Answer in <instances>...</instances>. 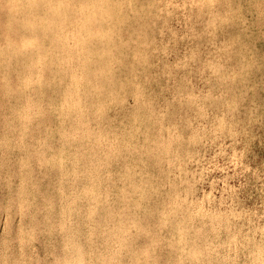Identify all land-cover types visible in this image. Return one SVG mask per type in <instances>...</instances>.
<instances>
[{"label": "rangeland", "instance_id": "rangeland-1", "mask_svg": "<svg viewBox=\"0 0 264 264\" xmlns=\"http://www.w3.org/2000/svg\"><path fill=\"white\" fill-rule=\"evenodd\" d=\"M10 1V2H9ZM14 0H0V65L2 61V65H4V69L0 68V86L2 92H0V106H1V113H0V139H1V145L0 146V258L4 262V264H60V260L62 257L61 264H144L145 261L149 262L146 264H163L168 262V264H264V2L262 0H183L181 2L180 0H101V2L98 4L99 0L95 2V0H15V4L17 2V5L14 4ZM29 1V3H28ZM52 1V2H51ZM57 3H56V2ZM61 1V2H60ZM64 1V3H62ZM84 1V2H83ZM88 1V2H87ZM94 2L95 6H90L91 2ZM111 3V6H113V3L115 2V6L112 7L110 10L107 6L106 2ZM110 1V2H109ZM166 1V2H165ZM201 3L199 5V2ZM206 1V3H205ZM226 1V2H225ZM229 1V2H228ZM264 1V0H263ZM22 4L21 7L17 8V6H20L19 4ZM25 2V3H24ZM27 2V3H26ZM31 2V3H30ZM41 2V5L39 3ZM72 2V3H71ZM90 2V3H89ZM120 2V3H119ZM124 2V3H123ZM135 6H134V4ZM147 2V4H146ZM162 2V3H160ZM167 4H165V3ZM177 2V3H175ZM180 2V3H179ZM188 2V3H187ZM191 2V3H190ZM211 2L213 4H211ZM219 4H218V3ZM223 2V3H221ZM244 2V3H243ZM5 5H4V4ZM15 5H13V4ZM51 3V4H50ZM52 3H54L52 5ZM88 5V6H86ZM96 3L98 5H96ZM106 3V8L105 5ZM119 3V4H118ZM126 3V4H125ZM129 3V4H128ZM178 6H176L175 4ZM194 3V4H193ZM197 3L199 6H202L204 8V11L201 7H197ZM217 3V4H215ZM228 3V4H227ZM27 4V5H26ZM31 8H30V6ZM38 6H35L37 5ZM55 4L57 7H60V10L57 11V8L55 7ZM62 4V5H61ZM75 6H74V5ZM93 4V3H91ZM125 4V6L123 5ZM145 4V5H143ZM158 4V5H157ZM172 4V5H170ZM188 4V5H187ZM196 4V5H195ZM206 4V5H205ZM222 5V7L220 6ZM227 4V5H226ZM236 4V5H235ZM13 5V6H12ZM35 7H34V6ZM48 5V7H47ZM65 7H64V6ZM71 5V6H70ZM84 5V6H81ZM129 7L127 9V7ZM137 5V6H136ZM139 5V6H138ZM157 9H156V7ZM164 5V6H163ZM190 5V6H189ZM195 5V6H194ZM212 5V7L210 6ZM215 5V6H214ZM219 5V7H218ZM230 5V6H229ZM50 7H54L53 9H50ZM71 8H70V7ZM77 6V7H76ZM122 6V7H121ZM153 10L152 12L151 9ZM154 6V8H152ZM166 6V8H165ZM208 6V9H207ZM230 7V9H227V7ZM256 6V7H255ZM17 8V9H12ZM27 7V8H26ZM33 7V8H32ZM64 7V10L62 9ZM69 7V8H68ZM76 7V9H74ZM80 7V8H79ZM86 7V8H84ZM88 7V9H87ZM91 7V8H90ZM99 7V8H98ZM119 7V8H117ZM134 7V8H133ZM139 7V8H138ZM141 7V8H140ZM146 7V8H145ZM161 7V8H160ZM181 7V8H180ZM191 9H187L190 8ZM193 7V8H192ZM228 7V8H229ZM237 9H236V8ZM4 10H3V9ZM29 8V9H28ZM46 8V9H45ZM49 8V9H48ZM79 8V9H78ZM116 8V9H115ZM124 8V9H123ZM126 8V9H125ZM137 8V9H136ZM145 8V10H144ZM160 12H159V10ZM178 8V9H177ZM180 8V9H179ZM195 8V9H194ZM210 8V9H209ZM212 8V9H211ZM223 8V9H222ZM8 10V11H5ZM10 9V11H9ZM21 9V10H20ZM70 9H73L72 11ZM82 9V10H81ZM90 9V10H89ZM92 9V11H91ZM100 9H104L103 12ZM115 9V10H114ZM122 9V10H121ZM138 9L140 11H138ZM164 9V10H163ZM167 11H166V10ZM177 11H176V10ZM187 9V11H186ZM192 9L193 10L192 13ZM208 11H206V10ZM214 9V10H213ZM218 9V11H217ZM241 11H240V10ZM243 9V10H242ZM19 10V11H17ZM44 10V11H42ZM47 10V11H46ZM64 10V11H63ZM78 12H76V11ZM80 10V12H79ZM88 12L87 14L85 13ZM98 13H101L100 16L97 15ZM115 12H114V11ZM121 11V13L119 12ZM132 10V11H131ZM137 10L138 13H141L140 16L135 11ZM144 10V11H143ZM175 10V11H174ZM185 10V11H184ZM201 10V13H200ZM211 10V11H210ZM220 10V11H219ZM228 10V11H227ZM258 10V11H257ZM30 11V12H26ZM41 11V12H40ZM46 11V13H44ZM50 11V14H49ZM52 11V12H51ZM54 11V17L53 16ZM106 11V12H104ZM118 11V12H116ZM127 11V12H126ZM136 13H133V12ZM145 11L146 14H145ZM174 13H173V12ZM223 11V12H222ZM226 13H225V12ZM238 11V12H237ZM14 14H13V13ZM24 12V13H23ZM26 12V13H25ZM59 13V16H56L55 14ZM65 12V13H64ZM71 12V13H70ZM74 12V13H73ZM83 12V13H82ZM92 12V14H91ZM95 12V18L94 16ZM123 12V15H122ZM154 12V13H153ZM156 12V13H155ZM158 12L160 13L159 15ZM161 12H164V14L161 15ZM171 12V13H169ZM179 12H181L179 14ZM204 12V13H203ZM206 12L208 14H206ZM228 12V13H227ZM236 12V13H235ZM9 13V14H8ZM13 15H12V14ZM31 13V15L29 14ZM35 13V14H34ZM80 13V14H79ZM97 13V14H96ZM105 15H104V14ZM114 13L115 17L110 14ZM120 13V15H119ZM124 13L126 16H124ZM127 13V14H126ZM133 13V14H132ZM167 13V15L165 14ZM174 15H173V14ZM185 13V14H184ZM199 13V14H198ZM215 13V14H214ZM250 13V15L248 14ZM11 14V15H10ZM27 15V17L25 15ZM39 14L41 16H39ZM50 15V19L48 15ZM64 17H62L61 15ZM70 14V15H68ZM75 15V16H72ZM84 14V15H83ZM118 19H117V16ZM128 14L132 16L128 17ZM132 14V15H131ZM143 14V16H142ZM156 14V15H155ZM185 17H184V15ZM187 14V15H186ZM194 14V15H193ZM205 16H202L201 15ZM219 14V16H218ZM227 16H226V15ZM231 14V15H229ZM15 15V16H14ZM20 16L21 18L17 17ZM23 15V17L21 16ZM34 15V17L32 16ZM44 15V16H43ZM78 15V16H76ZM84 16L82 18V16ZM87 15V16H85ZM89 15V16H88ZM112 15V16H110ZM148 15V16H147ZM152 15L154 17H152ZM165 15V16H164ZM173 17H172V16ZM182 15V16H181ZM192 15V17H191ZM202 18H200L199 16ZM208 15V16H207ZM225 19L223 18V16ZM240 15V16H239ZM245 15V16H244ZM32 18H31V17ZM43 16V18H42ZM46 16V17H45ZM69 16V17H68ZM76 18V20H72ZM100 17V19L98 17ZM150 16V17H149ZM158 16V17H157ZM163 16V17H162ZM167 16V17H166ZM171 16V17H170ZM208 18H207V17ZM222 16V18H221ZM236 16V17H235ZM12 17V18H11ZM16 17V18H15ZM30 18V19H27ZM38 17V18H37ZM67 17V18H66ZM91 17V19L89 18ZM110 17V19H109ZM113 17V19L111 18ZM121 17V18H120ZM123 17V19H122ZM127 18L129 22L126 23L124 18ZM142 17V18H140ZM145 17V19H143ZM148 17V19H147ZM176 17V18H175ZM182 17V18H180ZM196 17V18H195ZM199 19H198V18ZM205 17V18H204ZM232 17V19H231ZM234 17V18H233ZM18 18V19H17ZM35 20H34V19ZM42 20H39V19ZM46 18V19H45ZM54 18L56 21H53ZM60 18V19H58ZM64 18V19H63ZM66 18V19H65ZM71 19V21L69 20ZM86 18V20H85ZM87 18H89V22L87 21ZM116 18V21H114ZM120 18V19H119ZM153 18V19H152ZM158 18V19H157ZM161 18H164L161 20ZM189 18V19H188ZM192 18V19H191ZM195 18V19H194ZM220 18L222 21L220 22ZM235 18H237L235 20ZM240 18V19H238ZM242 18V19H241ZM244 18V19H243ZM17 20L15 21V20ZM20 19V20H19ZM24 19V20H23ZM33 19V20H31ZM44 19V22H43ZM49 19L50 22L47 20ZM52 19V22H51ZM60 23L59 28L58 20ZM62 19V20H61ZM82 19V21H81ZM104 19V21H103ZM122 19V21H121ZM133 19V22H132ZM142 19V20H141ZM151 19V20H150ZM169 19L170 21H168ZM187 19V20H186ZM198 19V20H196ZM205 19V21H204ZM213 19V20H212ZM229 19V20H228ZM12 20V22L10 21ZM23 20L22 22H20ZM30 20V21H28ZM39 20V21H37ZM45 20L47 22H45ZM68 23L66 25L65 21ZM85 20V21H84ZM99 20V21H98ZM108 21V23L106 21ZM136 20V22L134 21ZM138 20V21H137ZM151 22H150V21ZM159 20V22H158ZM180 20V21H179ZM194 20V21H191ZM231 20V21H230ZM234 20V21H233ZM8 21V22H7ZM14 21V23H13ZM37 21V22H36ZM41 21V22H40ZM62 21H64L62 23ZM87 21V22H86ZM91 21V22H90ZM110 21L113 23H110ZM120 21V23H119ZM148 21V22H147ZM153 21V22H152ZM163 21V22H161ZM166 21V22H165ZM183 21V23H182ZM189 21V22H188ZM208 21V22H207ZM215 21V22H214ZM218 21V22H217ZM231 24H229L230 22ZM233 21V22H232ZM17 22V23H16ZM27 24H26V23ZM74 24H78L75 25ZM99 22V23H98ZM103 22V23H101ZM118 22V24L116 23ZM123 24H122V23ZM139 22V23H138ZM144 22L146 25H144ZM158 22V23H157ZM169 22V23H168ZM185 22V25H183ZM191 22H194L191 24ZM197 22L199 23L197 24ZM203 22V23H201ZM207 22V23H206ZM236 22V23H235ZM13 23V24H11ZM16 23V24H15ZM22 23V25H21ZM25 23V24H24ZM36 23L37 26H36ZM44 23V24H43ZM48 23V25L46 24ZM52 23V25L50 24ZM83 23V24H82ZM87 23V24H85ZM97 23V24H95ZM108 27H107V24ZM134 23V24H132ZM139 28L137 27V25ZM151 23V25H150ZM208 24V26L206 24ZM214 23V24H212ZM222 23V24H221ZM19 24V25H17ZM30 24V26H29ZM41 25L38 26V25ZM45 24L47 26H45ZM56 24V25H55ZM63 24V26H61ZM82 24V25H81ZM90 26H89V25ZM102 24L100 27V25ZM106 24V25H105ZM116 24V26L114 25ZM125 24V25H124ZM129 26V30L127 28V25ZM142 28H141V26ZM149 24V25H147ZM156 24H158L156 26ZM163 24V26H161ZM166 24V25H165ZM180 24V25H179ZM231 26H229V25ZM238 25L236 27V25ZM21 25V26H20ZM28 25V33L27 28ZM53 25H55L53 27ZM87 25V28L86 26ZM105 25V26H104ZM113 28H112V26ZM124 29H123V27ZM153 25V26H152ZM174 25H177L174 27ZM210 25V26H209ZM233 25V26H232ZM242 25V26H241ZM14 26V27H13ZM19 26V27H18ZM24 26V27H22ZM44 26V27H43ZM51 26L53 28H51ZM58 26V27H57ZM78 26V27H77ZM85 28V30L83 28ZM89 26V27H88ZM95 26V27H93ZM99 26V31L98 27ZM115 26V27H114ZM126 26V29H125ZM136 26V28L134 27ZM146 26V28L144 27ZM181 26V27H180ZM189 26V27H188ZM211 26H213L211 28ZM229 26V27H227ZM22 27V29H21ZM39 27L40 29L38 30ZM50 27V29H49ZM64 27V28H63ZM69 30H67L66 28ZM80 27V30H79ZM111 27V28H110ZM117 27V29H115ZM118 27L120 31H118ZM123 31H121V28ZM132 27V28H130ZM134 27V28H133ZM152 27V28H151ZM164 29H163V28ZM168 27V29L166 28ZM172 27V28H171ZM174 27V28H173ZM197 29H196V28ZM201 27V29H200ZM209 27V28H208ZM215 27V28H214ZM226 27V28H225ZM31 28V29H30ZM35 28V29H34ZM46 28V29H44ZM57 30H54V29ZM76 28V29H75ZM94 28V29H93ZM102 28V29H101ZM104 28L106 32H102V36H104L105 40L108 41L107 46L106 41L102 39L101 37L100 29L101 31H104ZM157 28V29H156ZM163 30L161 36L160 29ZM187 28V29H186ZM192 28V30H191ZM195 28V29H194ZM220 28V31L219 29ZM19 29V30H18ZM21 29V31H20ZM34 29V30H33ZM63 29V30H62ZM82 29V30H81ZM88 29V31H87ZM97 29V33H96ZM114 29V30H113ZM132 29V30H130ZM136 29V30H135ZM142 29V33L140 31ZM149 29V30H148ZM167 29V30H166ZM189 29V31H188ZM213 29V30H212ZM11 30V32H10ZM41 30V31H40ZM47 30V31H46ZM53 30V31H52ZM66 30V31H65ZM71 30V31H70ZM95 30L94 34L92 31ZM112 30V31H110ZM135 30V31H134ZM156 30V31H155ZM158 30V31H157ZM170 30V31H168ZM198 30V32L196 31ZM203 30V31H202ZM226 30V32H225ZM16 31V33H15ZM25 31V32H24ZM34 33H32V32ZM39 31V32H38ZM48 31L50 33H48ZM54 31H57V35L54 33ZM76 33H75V32ZM84 31H87L86 34ZM110 31V32H109ZM117 31V32H116ZM126 31V32H124ZM134 31V33H133ZM146 36H144L143 34ZM152 31V32H151ZM165 31V32H164ZM192 31V32H191ZM201 33L199 34V32ZM213 31V32H212ZM223 31V33H222ZM20 32L19 35H16ZM22 32V33H21ZM44 32V33H43ZM53 32V35H52ZM64 32V33H62ZM67 32V33H66ZM79 32V34H78ZM114 33L115 42H113L112 36H114L111 33ZM128 32V33H127ZM137 32V33H136ZM151 32V34L149 33ZM157 33L156 34H154ZM205 32V33H204ZM211 32V34H210ZM25 34H27V37L33 39L31 46L26 47L24 46L25 41L28 40L27 37H25ZM29 33H32L29 34ZM40 34V36L38 34ZM42 33V34H41ZM70 33V34H69ZM84 33V34H83ZM88 33V34H87ZM122 33V35H121ZM130 33V34H129ZM133 33V34H132ZM140 33V34H139ZM153 33V34H152ZM168 33V34H167ZM197 33V35H196ZM213 33V34H212ZM214 33L215 36H214ZM12 34V35H11ZM28 34L30 36H28ZM49 34V35H48ZM62 34V35H61ZM77 34V35H76ZM117 34V35H116ZM135 34L139 35V37ZM167 34V36L165 35ZM185 34V35H184ZM195 36H194V35ZM206 34V35H205ZM219 34V35H217ZM13 35L16 37H13ZM39 37H38V36ZM44 35V36H42ZM63 37H61V36ZM65 35V37H64ZM69 35V36H68ZM82 35V36H81ZM85 35V36H84ZM95 35V36H94ZM99 35V36H96ZM110 39H109V37ZM111 35V36H110ZM133 35V36H132ZM153 35V36H152ZM155 35V36H154ZM169 35V36H168ZM187 35V36H186ZM193 35V36H192ZM212 35L214 36L212 38ZM222 35V36H221ZM238 35V36H237ZM35 36V37H33ZM42 36V37H41ZM47 36V37H45ZM48 36L49 39H48ZM71 36V37H70ZM76 37L74 39V37ZM91 36V38H90ZM123 36V38H122ZM129 40L132 39V40ZM144 36V37H143ZM149 36V37H147ZM152 36V37H151ZM166 36V37H165ZM172 36V37H171ZM186 38H185V37ZM221 36V37H220ZM7 37V38H6ZM13 37V38H12ZM25 38L24 44L22 43V39ZM41 37V38H40ZM55 37H60L59 41L57 39L55 40ZM83 40H79L78 38ZM108 37V38H107ZM120 37V38H119ZM146 37V38H145ZM164 37V38H163ZM181 37L179 40L178 38ZM191 39H189V38ZM204 37V39L202 38ZM218 37V39H216ZM235 37V38H234ZM247 37V38H246ZM22 38V39H20ZM27 38V39H26ZM36 40V43L34 42ZM62 38V40H61ZM70 38V39H69ZM89 41H87V39ZM91 40H90V39ZM98 38V39H97ZM101 38V39H100ZM121 38L123 39L121 41ZM127 38V39H126ZM150 38V39H148ZM157 38V39H156ZM216 41H215V39ZM221 38V39H220ZM223 38V39H222ZM11 39V40H10ZM15 39V40H14ZM29 39V40H31ZM65 39V40H63ZM74 39V40H73ZM162 39H167L163 40ZM229 39V41H228ZM237 39V40H236ZM7 43H5L6 41ZM14 40V41H13ZM19 42L17 43L16 42ZM53 40V43H51ZM70 40V41H69ZM118 40V42H117ZM134 40V41H133ZM144 40V41H143ZM148 40V42H146ZM157 40V41H156ZM161 42H160V41ZM183 40V41H182ZM193 40V41H192ZM208 42H207V41ZM214 40V41H213ZM220 40V41H218ZM222 40V41H221ZM225 40L227 42H225ZM233 40V41H231ZM11 41L12 44L9 42ZM50 41V42H49ZM56 41V43L54 42ZM62 41H64L62 43ZM72 41V42H71ZM74 41V42H73ZM84 41V44L82 42ZM89 42V43H85ZM96 41V42H95ZM100 41V42H98ZM111 41V42H110ZM120 41V42H119ZM125 41V42H124ZM129 41V43H128ZM133 41V42H132ZM138 41L140 43H138ZM142 41V42H141ZM152 41V43L150 42ZM156 41V42H155ZM178 41V42H177ZM191 41V42H190ZM203 41V42H202ZM206 41V42H205ZM224 41V42H223ZM16 42V44H14ZM62 44H60V43ZM80 42V44L78 43ZM100 44H98V43ZM124 42V44H123ZM128 44H127V43ZM135 42V43H134ZM176 42V43H174ZM183 42V43H182ZM188 42V43H187ZM213 42V44H212ZM218 42V43H217ZM2 43V44H1ZM52 45H51V44ZM60 46H58V44ZM66 43V44H64ZM69 43L70 45H68ZM97 43V44H96ZM114 43V45L112 44ZM123 46H116L115 44ZM135 45V46H130ZM142 43V44H141ZM146 43V44H145ZM148 43V44H147ZM151 43V44H149ZM156 46H155V44ZM169 43V44H168ZM171 43V44H170ZM190 43V44H189ZM203 45H202V44ZM209 43V45H208ZM217 43V45L215 44ZM220 43V44H219ZM225 43V44H223ZM5 44V45H4ZM73 44V45H71ZM77 44V45H76ZM86 44V45H85ZM111 45V48H109ZM127 44V45H126ZM139 44V45H138ZM145 44V45H143ZM164 46H163V45ZM174 44V45H173ZM188 44V46H187ZM195 44V45H194ZM198 44V45H196ZM205 44V45H204ZM212 44V45H211ZM219 44V45H218ZM22 45V48L20 47ZM39 45V46H38ZM47 45V46H45ZM68 45V46H67ZM76 45V46H74ZM92 45L91 47H89ZM94 45V46H93ZM103 45V46H102ZM129 45V46H128ZM141 45V46H140ZM148 45V47H147ZM180 45V46H179ZM184 45V46H183ZM201 45V46H200ZM207 45V46H206ZM224 45V46H222ZM229 48H228V46ZM248 47H247V46ZM17 46V47H16ZM36 46V47H35ZM50 46V47H49ZM55 46V47H53ZM74 46V47H73ZM81 46V47H80ZM83 46V47H82ZM86 46V47H84ZM98 46V47H97ZM100 46V47H99ZM106 46V47H105ZM114 46V47H113ZM126 46V47H125ZM160 46V47H159ZM166 46V47H165ZM194 46V47H193ZM20 47V48H19ZM24 47V49H23ZM35 47V48H34ZM49 49H48V48ZM53 47V48H52ZM57 47V48H56ZM67 47V48H66ZM69 47V49H68ZM76 47V48H75ZM93 47L95 50H93ZM103 50H102V48ZM108 47V48H107ZM119 47V48H118ZM122 47V48H121ZM129 47V48H128ZM136 47V49L134 48ZM143 47V48H142ZM174 47V48H173ZM178 50H177V48ZM183 47V48H182ZM198 49H197V48ZM200 47V49H199ZM206 47V48H205ZM212 47V48H210ZM219 47V48H217ZM222 47V48H221ZM223 47H225V50L223 51ZM232 47V48H231ZM7 48V49H6ZM21 52H16L17 49ZM29 48V49H28ZM32 48V49H31ZM47 50H46V49ZM52 48V52L50 49ZM79 48H81L79 51ZM100 49L99 50H97ZM117 49V50H114ZM125 48V49H124ZM129 51H128V49ZM130 48L132 50L130 51ZM150 48V49H149ZM160 48V49H159ZM172 48V49H171ZM176 48V49H175ZM204 48V49H203ZM209 48V49H208ZM27 49V50H26ZM43 49V51H41ZM55 49V50H54ZM68 49L69 51H67ZM73 49V50H72ZM77 49V51L75 50ZM110 49V50H107ZM144 49V50H143ZM150 51H149V50ZM152 49V52H151ZM162 49V50H161ZM174 49V50H173ZM180 49V50H179ZM188 49V50H187ZM196 49V50H195ZM212 49V50H210ZM217 50V53L215 50ZM220 49V50H219ZM222 49V50H221ZM21 50V51H20ZM25 50V51H24ZM36 51L35 54H32L33 51ZM44 50L46 52H44ZM51 52H49V51ZM57 50V51H56ZM84 50V51H83ZM97 50V51H96ZM108 52H107V51ZM125 50V51H124ZM137 50V51H136ZM147 50V51H146ZM167 50V51H166ZM176 50V53H175ZM184 50V51H183ZM194 50V51H193ZM203 50V51H202ZM209 50V51H208ZM229 50L231 53H229ZM6 54H5V52ZM8 51V52H7ZM15 51V52H14ZM27 51V52H26ZM49 53H48V52ZM56 53V55L53 53ZM64 51V52H63ZM75 51V52H74ZM88 51H92L89 53ZM96 51V52H95ZM103 51V52H101ZM115 51V53H114ZM119 51V52H118ZM122 51V52H121ZM135 53H134V52ZM155 51V52H153ZM178 51V52H177ZM188 51V52H186ZM212 51V52H211ZM220 51V52H219ZM2 52V54H1ZM26 52V54H25ZM41 52H43L41 54ZM60 52H62L60 54ZM68 52V53H67ZM80 52V53H79ZM95 52V53H94ZM99 55H98V53ZM106 52L108 53L106 56ZM111 54H110V53ZM113 52V54H112ZM138 52V53H136ZM139 52H141L139 54ZM163 52V53H161ZM174 52V54H173ZM204 52V53H202ZM210 53V56L208 54ZM219 52V53H218ZM222 52V53H221ZM227 52V53H226ZM18 53V54H17ZM29 53V54H28ZM31 53V55H30ZM40 55H39V54ZM66 55H65V54ZM72 55H71V54ZM79 55L77 56V54ZM102 56V57H98ZM123 54V57L121 55ZM166 53V54H164ZM196 53V54H195ZM198 53V54H197ZM205 57L203 58V56ZM212 53V55H211ZM216 53V54H215ZM229 53V54H228ZM237 53V54H236ZM15 54V55H14ZM21 54V55H20ZM28 54V56H26ZM46 54V55H45ZM84 54V55H83ZM92 54V55H91ZM104 56H103V55ZM109 54L111 56H109ZM120 54V55H119ZM141 56H139V55ZM151 54V55H150ZM153 54V55H152ZM164 54V56H163ZM184 54V55H183ZM189 54V55H188ZM191 54V55H190ZM196 56H195V55ZM200 54V55H199ZM215 54V55H214ZM222 54V56H221ZM228 54L227 56H225ZM232 54V55H231ZM239 54V55H238ZM242 54V55H241ZM2 55V56H1ZM7 55V56H6ZM20 55V59L19 56ZM34 55V56H33ZM64 55V56H63ZM68 55V58H67ZM94 55V56H93ZM157 55V56H156ZM166 55V56H165ZM170 55V56H169ZM176 55V57H175ZM178 55V56H177ZM187 55V56H186ZM218 55V56H216ZM6 56V57H3ZM26 56V57H25ZM31 56V57H30ZM33 56V58H32ZM35 56H37L35 58ZM40 56L41 59H40ZM61 56V57H60ZM82 56V57H81ZM87 58H86V57ZM115 56V57H114ZM117 56V57H116ZM119 56V57H118ZM131 56V57H130ZM139 56V57H138ZM146 56V60L144 57ZM156 56V57H155ZM185 56V58H184ZM213 56V57H212ZM221 56V57H219ZM238 56V58H237ZM2 57V58H1ZM27 57H30L29 59ZM71 57V58H69ZM84 57L86 60H84ZM113 59H112V58ZM153 57V59H151ZM167 57V58H166ZM177 60H175V58ZM180 57V58H179ZM193 57V58H192ZM215 57V59H214ZM224 57V58H223ZM4 58V59H3ZM16 58V59H14ZM25 58V61H24ZM27 58V59H26ZM32 58V59H31ZM67 59L66 61L64 59ZM73 58V59H72ZM77 62H76V60ZM83 58V59H82ZM94 58V59H93ZM103 60H102V59ZM144 60H143V59ZM156 58L158 60H156ZM166 60H165V59ZM173 58V59H172ZM188 58V59H186ZM192 58V59H191ZM211 58V59H210ZM217 58V59H216ZM221 58V59H219ZM243 58V60H242ZM246 58V59H245ZM2 59V60H1ZM8 61H7V60ZM35 59H37L35 61ZM43 59V61H42ZM45 59V60H44ZM59 59V60H58ZM71 60L68 61V60ZM85 61L84 63L81 62ZM92 59V60H91ZM98 59V61H97ZM109 61H108V60ZM118 59V60H116ZM148 59V61H147ZM168 59V60H167ZM184 61H183V60ZM206 59V60H205ZM207 59H210L208 61ZM213 59V60H212ZM226 59V60H225ZM235 59V60H234ZM4 60V61H3ZM21 60V63L19 62ZM27 60V61H26ZM35 61V62H32ZM58 60V61H57ZM74 60V61H73ZM80 60V61H79ZM88 60V62H87ZM120 60V62H119ZM135 60V61H134ZM139 60V61H138ZM143 60V61H142ZM152 60V61H151ZM189 60V61H187ZM203 63H201L200 62ZM7 61V62H6ZM13 61V62H12ZM15 61V62H14ZM30 61V62H29ZM70 63V65L65 62ZM94 61V64H93ZM105 61V62H104ZM118 61V62H116ZM127 61V62H126ZM147 61V63H146ZM177 61V62H176ZM198 61V62H197ZM207 61V62H206ZM232 61V63H231ZM237 61V62H236ZM25 62V63H24ZM40 65H39V63ZM48 62V64H47ZM55 62V64H54ZM140 62V64H139ZM186 62V63H185ZM190 62V63H189ZM197 62V63H196ZM212 62V63H211ZM214 62V63H213ZM216 62V64H215ZM219 64H218V63ZM227 62V63H226ZM236 62V63H234ZM246 62V63H245ZM4 63V64H3ZM10 63V65H9ZM20 63V64H19ZM58 63V64H57ZM98 63V65H97ZM121 63V65H120ZM124 63V64H123ZM132 63V64H131ZM194 63V64H193ZM209 63V64H208ZM20 68L18 67V65ZM24 64V65H23ZM37 64V65H36ZM75 64V65H73ZM80 64V65H79ZM84 64V65H83ZM87 64V65H86ZM129 64V65H128ZM131 64V65H130ZM164 64V65H163ZM178 64V66H177ZM196 64H198L196 66ZM205 64V65H204ZM216 66H215V65ZM226 64V65H223ZM234 64V66H233ZM22 65L24 66V69L22 70ZM48 65V66H47ZM68 65V67H67ZM82 65V66H81ZM92 65V66H91ZM103 65V66H102ZM158 65V66H157ZM213 68H211L210 67ZM228 65V66H227ZM237 65V67H236ZM13 66V67H10ZM36 68H35V67ZM47 66V67H46ZM60 68H58V67ZM78 68H76V67ZM79 66V67H78ZM81 66V68H80ZM85 66V67H83ZM95 66V67H93ZM142 66V68H141ZM165 68H164V67ZM189 66V67H188ZM198 69V67H200ZM210 68H208V67ZM222 66V67H221ZM226 66V67H225ZM29 67V68H28ZM38 67V69H37ZM71 67V68H69ZM83 67V68H82ZM99 67V68H98ZM119 67V68H118ZM158 67V68H157ZM168 67V68H167ZM181 67V68H180ZM186 67V68H185ZM203 67V70H202ZM206 67L208 69H206ZM215 67V68H214ZM8 68V69H7ZM34 73H32L33 69ZM47 68V69H46ZM49 68V69H48ZM66 68V69H65ZM69 68V69H67ZM74 68V69H73ZM87 68V69H86ZM96 68V69H95ZM104 68V69H103ZM110 71H108L107 69ZM134 71H133V69ZM148 68V70H147ZM156 68V69H155ZM163 68V71H162ZM181 71H180V69ZM197 68V70L195 69ZM218 68V69H217ZM223 68V69H222ZM230 68V69H229ZM234 68V69H233ZM236 68V69H235ZM248 68V69H247ZM12 69V70H11ZM19 69V70H18ZM22 71H21V70ZM37 69V70H36ZM61 71H60V70ZM91 69V73L95 71L97 75L89 73ZM98 69V70H97ZM100 69V70H99ZM119 69V70H118ZM143 69V70H142ZM145 69V70H144ZM153 71H152V70ZM174 69V70H173ZM179 69V70H178ZM190 69V70H189ZM239 69V70H238ZM4 70V71H3ZM7 70V72L5 71ZM10 70V72H9ZM44 70V73L42 72ZM75 73H74V71ZM94 70V71H93ZM184 70V72L182 71ZM186 70V71H185ZM196 70V71H195ZM207 72H205V71ZM210 70V71H209ZM213 70V71H212ZM216 70V71H215ZM222 70L223 73L221 72ZM17 71V72H16ZM19 71V72H18ZM104 71V72H103ZM106 71V72H105ZM127 71V73H126ZM144 71V72H143ZM160 73H159V72ZM177 71V73H176ZM191 71L194 72V74L190 73ZM199 71V73L197 72ZM202 71V72H201ZM217 76L216 73L218 72ZM232 71V72H231ZM238 71V72H237ZM3 72V74H2ZM16 72V73H15ZM23 72V73H21ZM28 72V73H27ZM58 72V73H57ZM64 74H63V73ZM66 72V74H65ZM80 72V73H79ZM85 72V73H84ZM123 72V73H122ZM135 72V73H134ZM139 72V73H138ZM141 72V73H140ZM147 72V73H146ZM174 72V73H173ZM186 72L190 73L187 74ZM196 72V73H195ZM241 72V73H240ZM14 73V74H13ZM38 73V74H37ZM42 73V74H41ZM56 73L58 75H56ZM82 73V74H81ZM109 73V74H108ZM130 73V74H129ZM137 73V74H136ZM150 73V74H148ZM154 73V75H153ZM172 75H171V74ZM185 73V74H184ZM205 74V76L203 74ZM210 73V74H209ZM214 75H213V74ZM22 74V75H21ZM27 74V75H26ZM33 76L31 78V76ZM34 74V75H32ZM37 74V75H36ZM62 74V75H60ZM70 77H69V75ZM79 74V75H77ZM86 74V75H85ZM102 74V75H101ZM105 74V75H104ZM124 74V75H123ZM145 76H143V75ZM161 74V75H160ZM167 76H166V75ZM198 74V75H196ZM3 75V76H2ZM36 75V76H35ZM39 75V76H38ZM42 75V76H41ZM136 75V76H135ZM139 75V76H138ZM153 75V76H152ZM163 75V76H162ZM170 75V77H169ZM183 75V76H182ZM193 75V76H192ZM203 75V76H202ZM223 75V76H222ZM229 75V79L227 76ZM232 75V77H230ZM253 75V76H252ZM17 76V77H16ZM21 76V77H20ZM28 76V77H27ZM58 76V77H57ZM64 76L65 78L63 79ZM68 76V77H67ZM78 76V78H77ZM99 76V77H96ZM102 76V77H101ZM109 76V77H108ZM118 76V77H117ZM126 76V78H125ZM135 76V78L133 77ZM142 76V77H141ZM151 76V77H150ZM191 76V77H190ZM196 79H195V77ZM216 78H214V77ZM95 77V79H94ZM111 77V78H110ZM153 77V78H152ZM177 79H176V78ZM180 77V79H179ZM184 77V78H183ZM186 77V78H185ZM199 77V79L197 78ZM213 80H216L215 82ZM223 77V78H222ZM11 78V79H10ZM17 78L18 81H17ZM35 78V80H34ZM39 78V79H37ZM56 80H55V79ZM70 78V80H68ZM77 78V79H76ZM82 81H78V79ZM103 78V79H102ZM108 78V80H107ZM125 78V79H124ZM130 78V79H129ZM144 80H143V79ZM146 78V79H145ZM155 78V79H154ZM167 80H166V79ZM193 78V79H192ZM204 78V79H203ZM220 78V80H218ZM221 78L223 80H221ZM225 78V80H224ZM239 78V79H238ZM3 79V80H2ZM22 79V81H21ZM30 79V80H29ZM53 79V80H52ZM60 79V80H59ZM63 79V80H62ZM76 79V80H75ZM87 79V81H86ZM99 81H98V80ZM110 79V80H109ZM195 79V80H194ZM203 79V80H202ZM238 79V80H237ZM5 80V81H4ZM11 80V81H10ZM39 80V81H38ZM72 80V81H71ZM75 83H74V81ZM89 80V81H88ZM96 85H95V82ZM172 80V81H170ZM175 80V82H173ZM181 80V81H180ZM207 80V81H206ZM211 80V82H210ZM2 81L4 83H2ZM16 81V82H15ZM34 81V83H33ZM72 83H68V82ZM103 81V82H101ZM112 81V83H111ZM132 81V82H131ZM187 81V82H186ZM189 81V82H188ZM192 81V82H191ZM194 81V83H193ZM221 81V82H220ZM229 81V83L227 82ZM230 81H232L230 83ZM29 82V83H27ZM66 82V83H65ZM87 82V83H86ZM100 82V83H99ZM165 82V83H163ZM185 82V84H184ZM200 82V83H199ZM220 82V84H219ZM225 82V83H224ZM228 85H226L227 83ZM17 83V84H16ZM20 83H24L23 85ZM32 83V84H31ZM41 83V84H40ZM60 85H59V84ZM64 83V84H63ZM99 83V86H98ZM108 84L106 85V84ZM132 83V85H131ZM136 85H134V84ZM174 83V86H173ZM187 83V84H186ZM190 83V84H189ZM203 83V84H202ZM208 83V84H206ZM225 85H224V84ZM3 84L5 86H3ZM13 84V85H10ZM26 84V87H25ZM30 86H28V85ZM34 84V85H33ZM45 86H44V85ZM57 84V85H56ZM63 84V85H62ZM91 84V85H90ZM120 84V86H119ZM143 84V85H142ZM170 84V85H169ZM181 84V85H180ZM193 84V85H191ZM197 84V85H196ZM216 84V86H215ZM20 85V86H19ZM32 85V86H31ZM39 85V87H38ZM59 85V86H58ZM76 85V87H75ZM129 85V87H128ZM139 85V86H138ZM151 85V86H150ZM172 85V86H171ZM211 85V88L210 86ZM223 85V86H222ZM235 85V86H234ZM7 86V87H6ZM9 86V88H8ZM15 86V89L14 87ZM63 86V87H62ZM73 86V87H72ZM82 86V88H81ZM85 88H84V87ZM137 86V87H136ZM158 86H161L158 87ZM178 88H176V87ZM181 86V89L180 87ZM222 86V88H221ZM31 87V89H30ZM89 87H91L89 89ZM95 87V88H94ZM167 87V88H166ZM173 87V89H172ZM190 87V88H189ZM208 87V91H207ZM219 87V88H218ZM229 87V88H228ZM231 87V88H230ZM5 88V89H4ZM14 91H13V89ZM18 88V89H17ZM60 88V89H58ZM62 88V89H61ZM110 88V89H109ZM188 88V89H187ZM195 88V89H194ZM222 91H221V89ZM224 88V89H223ZM226 88V89H225ZM238 88V89H237ZM11 89V90H10ZM22 89V90H21ZM49 89V92H48ZM66 89V90H65ZM75 91H74V90ZM83 89V90H82ZM97 89V90H96ZM114 89V91H113ZM131 89V90H130ZM135 89V90H134ZM179 89V90H178ZM185 89H187L185 91ZM194 89V90H192ZM204 89V90H203ZM213 89V90H212ZM228 89V91H227ZM234 92H233V90ZM0 90V91H1ZM5 90V91H4ZM63 92H62V91ZM90 92H89V91ZM140 90V91H139ZM176 90L179 92H176ZM183 90V92L181 91ZM191 90V91H190ZM197 90V91H196ZM217 90V91H216ZM226 90V91H224ZM232 92H231V91ZM4 91V93H3ZM7 91V92H6ZM60 91V92H59ZM66 91V92H65ZM81 91V92H80ZM88 91V92H87ZM167 91V92H166ZM188 91V92H187ZM211 91V92H210ZM220 91V92H219ZM6 92V93H5ZM15 92V93H14ZM33 92V93H32ZM48 92V94H47ZM62 92V93H61ZM77 94H76V93ZM85 95H84V93ZM96 94H95V93ZM173 94H172V93ZM187 92V93H185ZM190 92V93H189ZM192 92V93H191ZM203 92V93H202ZM208 92V93H207ZM210 92V93H209ZM215 92V93H213ZM222 92V93H221ZM230 92V93H228ZM60 95H57L59 94ZM74 93V94H73ZM132 93V94H131ZM136 93V94H135ZM158 93V94H157ZM177 96H176V94ZM187 94L188 96L183 95ZM205 93V94H204ZM224 93V94H223ZM226 93V94H225ZM52 94V95H51ZM100 94V95H99ZM104 94V95H102ZM106 94V95H105ZM108 94V95H107ZM129 94V95H128ZM172 94V95H170ZM179 94V95H178ZM215 94V95H214ZM220 94V95H218ZM229 96H228V95ZM233 94V95H232ZM43 95V96H42ZM47 95V96H46ZM66 95V96H65ZM70 100H69V97ZM76 95V96H75ZM83 95L86 97L84 98ZM91 95V96H90ZM93 95V97H92ZM102 95V97H101ZM135 95V96H134ZM142 99H141V96ZM183 95V97H182ZM198 97H197V96ZM203 95V96H202ZM6 96V98H5ZM59 99H58V97ZM105 96V97H104ZM163 96V98H162ZM174 96V97H173ZM179 96V97H178ZM211 96V97H210ZM224 96V97H223ZM226 96V97H225ZM228 96V97H227ZM230 96L232 99H230ZM25 97V98H24ZM67 97V98H66ZM74 97V99H72ZM79 97L78 101L77 98ZM104 97V98H103ZM136 97V98H135ZM144 97V98H143ZM197 97V98H196ZM203 97V99H201ZM205 97V98H204ZM213 97V98H212ZM218 100L215 99V98ZM224 98V99H221ZM234 97V98H233ZM8 98V99H7ZM26 101V105L22 104L20 100ZM66 98V100H64ZM89 98H93L95 100H91ZM100 98V100H99ZM112 98V99H111ZM118 98V99H117ZM135 98V99H134ZM148 98V99H147ZM157 98V99H156ZM172 98V100L170 99ZM183 98V99H182ZM209 98V99H206ZM212 98V99H211ZM14 99V100H13ZM84 99V100H82ZM104 99V100H103ZM116 99V100H115ZM121 99V100H120ZM125 99V101H124ZM132 99V100H131ZM176 99V101H175ZM187 99V100H186ZM191 99V100H190ZM199 99V100H198ZM202 102H201V100ZM222 101H221V100ZM241 99V100H240ZM22 100V101H23ZM31 100V101H30ZM34 100V101H33ZM73 100V102H72ZM80 100V101H79ZM82 100V101H81ZM97 100V101H96ZM115 100V101H114ZM138 100V101H137ZM143 100V101H142ZM148 100V101H147ZM150 100V101H149ZM163 100V101H162ZM195 100V101H194ZM210 100V101H209ZM212 100V103H210ZM225 100V101H224ZM235 102H234V101ZM238 100V102H237ZM5 101V102H4ZM8 101V102H6ZM10 101V102H9ZM60 101V103H59ZM66 101V102H64ZM77 104H76V102ZM86 101V102H85ZM89 101V102H88ZM109 101V102H108ZM159 107L157 106V104ZM166 101V102H164ZM172 101V102H171ZM179 101V102H177ZM193 101V102H192ZM206 101V102H205ZM209 101V102H208ZM221 101V102H220ZM224 101V102H223ZM230 101V103H229ZM2 102V103H1ZM42 102V103H41ZM64 102V103H63ZM71 102V103H69ZM82 102V103H81ZM108 102V103H105ZM114 102V103H113ZM123 102V103H122ZM128 102V103H127ZM143 102V103H142ZM162 102V103H161ZM164 102V103H163ZM181 102V103H180ZM192 102V107L190 106ZM197 102V103H196ZM222 102L224 105L222 106ZM231 102H233L231 104ZM240 102V103H239ZM242 102V104H241ZM8 103V104H7ZM10 103V106H9ZM12 103V104H11ZM74 103V105L72 104ZM84 103V104H83ZM89 103V104H88ZM97 103V105H96ZM100 103V104H99ZM130 103V104H129ZM145 103V104H144ZM150 103V104H149ZM160 103V104H159ZM170 103V108H169ZM172 103V104H171ZM190 103V104H189ZM199 103V104H198ZM204 103V104H202ZM208 103V104H206ZM216 103V104H215ZM219 103V104H218ZM239 103V104H238ZM28 104V106H27ZM33 106H32V105ZM65 104V106H64ZM69 104V105H68ZM71 104V106H70ZM76 104V105H75ZM82 104V105H81ZM109 104V105H108ZM115 104V105H114ZM124 104V105H123ZM142 104V107H141ZM152 104V105H151ZM179 106H178V105ZM182 106H181V105ZM218 104V106H216ZM226 104V105H225ZM41 105V106H40ZM46 105V106H45ZM61 105V106H60ZM96 105V107H95ZM146 105V107H145ZM151 105V107H150ZM163 105V106H162ZM185 107L183 108V106ZM205 105V106H204ZM215 109L214 108V106ZM220 105V106H219ZM241 105V107H240ZM247 105V106H246ZM4 110L3 109V107ZM9 106V108L7 107ZM16 106V107H15ZM27 106V108H26ZM37 106V107H36ZM64 106V107H63ZM73 106V108H72ZM92 106V107H91ZM102 106H104L102 108ZM107 106V107H106ZM139 106V107H138ZM162 106V107H160ZM177 106V107H176ZM198 106V107H197ZM207 106V108H206ZM233 108L231 109L230 108ZM39 107V108H38ZM57 107V108H56ZM62 107V111H61ZM75 107V108H74ZM79 107V108H78ZM102 114L100 113V109ZM134 107V108H133ZM168 107V108H167ZM175 107V108H174ZM190 107V108H189ZM195 107V109L193 108ZM206 110H205V108ZM210 107V109H209ZM244 109H243V108ZM12 108L16 110H12ZM37 108V109H35ZM44 111H43V109ZM67 108V109H66ZM70 111H69V109ZM87 108V109H85ZM146 108H150L149 110ZM160 108V109H159ZM180 108V109H178ZM187 108V109H186ZM197 108V109H196ZM214 108V109H213ZM222 108V109H221ZM226 108V109H225ZM229 110H228V109ZM59 109V110H58ZM66 109V110H65ZM72 109V110H71ZM95 109V111H94ZM106 109V110H105ZM124 109V110H123ZM135 109V110H134ZM137 109V110H136ZM140 109V110H139ZM154 111H153V110ZM167 109V112L165 111ZM176 109V110H175ZM189 109V110H188ZM203 111H202V110ZM20 112H18V111ZM24 110V111H23ZM32 110V111H31ZM98 110V111H97ZM178 110V111H177ZM182 110V111H180ZM221 110V111H220ZM233 112H232V111ZM6 111V112H5ZM23 111V113H21ZM56 111V112H55ZM60 111L61 113H57ZM67 111V112H66ZM76 111V114L74 115ZM78 111V112H77ZM88 111V112H87ZM115 111V112H114ZM123 111V112H122ZM159 115H158V113ZM175 111V112H174ZM198 111V113L196 112ZM206 111V112H205ZM208 111H213L208 112ZM217 111V112H216ZM220 111V113H219ZM237 111V112H236ZM28 114H27V113ZM69 112V113H68ZM71 112L73 114H71ZM80 112V113H79ZM87 114H86V113ZM90 112V113H89ZM97 112V113H96ZM134 112V113H133ZM162 112V113H161ZM179 114H176V113ZM191 112V113H190ZM195 112V113H194ZM5 116H4V114ZM11 113V114H10ZM18 113V115H17ZM45 113V114H44ZM67 113V114H66ZM113 113V114H112ZM153 113V114H152ZM187 113H189L187 115ZM242 113V114H241ZM20 114H23V118L20 116ZM30 114V115H29ZM42 114V115H41ZM48 114V115H47ZM90 114V116H89ZM95 117H94V115ZM108 114V115H107ZM168 114V115H167ZM176 114V116H173ZM184 116H183V115ZM193 114V115H192ZM200 114V115H199ZM210 114V116L208 115ZM227 114V115H224ZM237 114V115H236ZM239 114V115H238ZM9 116V120L7 119V116ZM12 115V116H10ZM54 115V117H53ZM59 115V116H56ZM67 115V116H66ZM93 115V116H92ZM98 115V117H97ZM104 115V116H103ZM107 115V116H106ZM112 117H111V116ZM122 115V116H120ZM156 117H155V116ZM182 115V118H181ZM248 115V116H247ZM3 116V117H2ZM20 118H19V117ZM26 116L29 118H26ZM65 116V117H64ZM74 116V117H73ZM83 116V117H82ZM87 116V118H86ZM162 118H161V117ZM170 118H169V117ZM173 116V119H172ZM179 116V117H178ZM199 116V117H198ZM200 116L202 118H200ZM208 116V117H205ZM222 120H220L221 118ZM225 116V117H224ZM236 116V117H235ZM239 116V117H238ZM14 117V118H13ZM17 117V118H15ZM77 117V118H76ZM95 118V119H90ZM101 117V118H99ZM110 117V119H109ZM167 117V118H165ZM187 117V119H186ZM189 117V119H188ZM190 117H196L195 119ZM213 117V118H212ZM220 119H219V118ZM227 117V118H226ZM241 117V121H240ZM5 118V119H4ZM26 118V119H25ZM74 118V119H72ZM83 118V119H82ZM180 118V119H179ZM183 118L184 121H183ZM200 118V119H199ZM217 118V119H216ZM225 118V119H224ZM231 118V119H230ZM249 118V119H248ZM2 119V120H1ZM16 119V120H15ZM70 119V120H69ZM107 119V120H106ZM155 119V120H154ZM176 119V120H175ZM235 119V120H234ZM238 119V120H237ZM246 119V120H245ZM6 120H8L6 122ZM12 123H11V121ZM45 120V121H44ZM49 123H48V121ZM57 120H59L58 123ZM78 120V121H77ZM82 120V123H81ZM102 120V121H101ZM105 120V121H104ZM132 120V121H131ZM134 120V121H133ZM154 120V121H153ZM160 120V121H158ZM171 120V124L169 122ZM178 120V121H177ZM216 120V123H215ZM220 120V121H218ZM229 120V121H228ZM231 120V122H230ZM5 121V123H4ZM47 121V123H45ZM64 121V123H63ZM67 121V122H66ZM73 121V122H72ZM90 123H88V122ZM97 121V122H96ZM100 121V122H99ZM113 121V123H112ZM117 121V122H116ZM119 121V123H118ZM168 121V122H167ZM175 121V122H174ZM208 121V122H207ZM218 121V122H217ZM224 121V122H223ZM245 121V122H244ZM252 121V122H251ZM21 122V123H20ZM23 122V123H22ZM31 122V123H30ZM40 122V123H38ZM42 122V125H41ZM76 122V123H75ZM96 122V123H95ZM110 122V123H109ZM152 122V123H151ZM185 122V123H184ZM188 122V123H187ZM191 122V123H190ZM200 122V123H199ZM202 122V123H201ZM210 122V123H209ZM234 122V123H233ZM9 123V124H8ZM20 123V124H19ZM53 125H52V124ZM68 123L71 124L70 127H68ZM80 123V124H79ZM84 123V125H83ZM179 123V124H177ZM183 123V124H181ZM205 123V124H204ZM209 123V124H208ZM227 123V124H226ZM229 123V125H228ZM6 124V125H5ZM8 124V125H7ZM13 124V125H12ZM15 124V125H14ZM38 124V125H37ZM50 124V126H49ZM75 124V125H74ZM82 124V127H81ZM90 124V125H89ZM101 124V125H100ZM108 124V125H107ZM159 124V125H158ZM174 124V126H173ZM181 124V125H180ZM196 124V125H194ZM215 125V127L213 126ZM234 124V125H233ZM10 125V126H9ZM21 125V126H19ZM33 125V127H32ZM67 125V126H65ZM103 125V126H102ZM107 125V126H106ZM155 125V126H154ZM184 125V126H182ZM217 125V126H216ZM237 125V126H235ZM256 125V126H255ZM36 126V127H35ZM38 126V128H37ZM44 126V127H43ZM49 126V128H48ZM84 126V128H83ZM114 126V127H113ZM137 126V127H136ZM146 126V127H144ZM158 126V127H157ZM163 126V127H162ZM173 126V127H172ZM192 128H191V127ZM196 126V127H195ZM203 126V127H202ZM213 126V128H211ZM229 126V127H228ZM6 127V128H5ZM14 127V128H13ZM20 127V128H19ZM32 127V128H31ZM42 127V128H41ZM47 127V128H46ZM60 129H57L59 128ZM66 127V128H65ZM73 127V128H72ZM80 127V128H79ZM113 127V128H112ZM155 129L153 130L152 129ZM166 127V128H164ZM172 127V128H171ZM175 127V128H174ZM180 129H178V128ZM182 127V129H181ZM186 127V128H185ZM4 128V129H3ZM26 128V130H25ZM33 128H37L36 130ZM41 128V129H39ZM46 128V129H45ZM64 128V129H63ZM75 128V129H74ZM83 128V129H82ZM100 128H103L104 130L103 134L107 130V135H103ZM105 128V129H104ZM111 128V129H110ZM115 128V129H114ZM123 128V129H122ZM133 128V129H132ZM170 128V129H169ZM191 130H189V129ZM21 129V130H20ZM33 129V130H31ZM71 129L72 133H71ZM80 129V130H79ZM90 129V130H89ZM99 129V130H98ZM127 129V130H126ZM147 129V130H146ZM172 129V130H171ZM176 129V130H174ZM200 129V130H199ZM207 129V130H206ZM210 129V130H209ZM8 130V131H6ZM19 130V131H18ZM35 130V131H34ZM41 130V131H40ZM59 132V133H57ZM65 132H64V131ZM77 130L78 132H76ZM86 130V131H84ZM89 130V131H88ZM94 130V132H93ZM162 130V132H161ZM188 132H187V131ZM198 130V131H197ZM18 131V132H17ZM32 131V132H31ZM39 131V134H38ZM70 131V132H69ZM84 135H83V133ZM91 131V132H90ZM110 131V132H109ZM123 133H121V132ZM124 131V132H123ZM137 131V132H136ZM142 131V132H141ZM144 131V133H143ZM156 131V132H155ZM174 131V132H173ZM180 131V132H179ZM190 131V133H189ZM202 131V132H201ZM207 131V132H206ZM23 132V133H22ZM54 134H53V133ZM87 132V136H86ZM98 132V134H97ZM114 134H113V133ZM148 132V134H147ZM158 132V133H157ZM166 132V133H165ZM170 135H169V133ZM212 132V133H211ZM22 133V135L20 134ZM32 135H31V134ZM45 133V134H44ZM62 133V134H61ZM69 133V135L67 134ZM78 133V134H77ZM81 133V134H80ZM89 133V134H88ZM142 133V134H141ZM198 133V134H197ZM204 135H203V134ZM211 133V134H210ZM214 133V134H213ZM239 133V134H238ZM48 134V135H46ZM60 134V135H59ZM83 140H80L81 137ZM96 134V136L94 135ZM117 134V135H116ZM121 134V135H119ZM146 134V135H145ZM190 134V135H189ZM192 134V136H191ZM210 134V135H209ZM218 134V136H217ZM31 135V137H29ZM62 135V137H61ZM78 137H77V136ZM83 135V136H82ZM99 138H98V136ZM114 135V136H113ZM127 135V136H126ZM151 135V136H150ZM153 135V136H152ZM156 135V136H155ZM158 135V136H157ZM223 135V136H222ZM3 138H2V137ZM7 136V137H6ZM19 136V137H16ZM35 136V137H34ZM52 136V137H51ZM68 136V137H67ZM69 136H73L72 138ZM103 136V137H102ZM167 136V138H166ZM196 136V137H195ZM240 136V137H239ZM262 136V137H261ZM6 137V138H5ZM13 137V139L11 138ZM45 137V138H43ZM77 139H76V138ZM124 137V138H123ZM156 137V138H155ZM188 137V138H187ZM194 139H193V138ZM226 137V138H225ZM18 138V140H17ZM22 138V139H21ZM28 138V139H27ZM31 138V139H30ZM34 138V139H32ZM39 138V139H37ZM56 138V139H55ZM60 138V139H59ZM64 138V139H63ZM67 138V140H66ZM88 138V139H87ZM94 138H97L96 141L93 140ZM102 138V139H101ZM104 138V140H103ZM107 138V139H106ZM116 138V139H115ZM143 138V139H141ZM163 138V139H162ZM169 138V139H168ZM198 138L201 139L198 141ZM209 138V139H208ZM216 138L217 141H216ZM229 138V139H228ZM236 138V139H235ZM255 138V139H254ZM263 138V140H262ZM3 139V140H2ZM16 139V141H15ZM21 141L19 142V140ZM30 139V140H29ZM42 139V141H41ZM71 139V140H70ZM73 139V141H72ZM189 139V140H188ZM253 139V140H252ZM8 140V141H7ZM32 140V142H31ZM50 140V141H49ZM58 140V141H57ZM61 140V141H60ZM93 140V141H92ZM102 140V141H101ZM123 140V141H122ZM143 140V141H142ZM148 140V141H146ZM3 141V142H2ZM5 141V143H4ZM11 141V143H10ZM14 141V142H13ZM27 141V142H26ZM29 141V142H28ZM37 141L39 143H37ZM62 141H64L62 143ZM69 141V143L67 142ZM79 144H78V142ZM89 141V142H87ZM107 141V142H106ZM110 141V143H109ZM177 143H176V142ZM18 142V143H17ZM57 142V143H55ZM105 142V143H104ZM125 145H124V143ZM154 142V143H153ZM161 142V144H160ZM169 142V143H168ZM204 142V143H203ZM239 142V143H238ZM4 143V144H3ZM16 143V144H14ZM26 143V144H25ZM32 143V144H31ZM46 143V144H45ZM52 143V145H51ZM55 143V144H54ZM85 143V144H84ZM87 143V144H86ZM101 145H100V144ZM118 143V144H117ZM140 143V144H139ZM167 143V144H166ZM174 143V144H173ZM192 143V144H191ZM203 145H202V144ZM214 143V144H213ZM24 144V147H23ZM28 144V145H27ZM30 144V146H29ZM34 144V145H33ZM48 144V145H47ZM54 144V146H53ZM60 144V145H59ZM70 144V145H69ZM77 144V145H76ZM84 144V145H83ZM89 144V145H88ZM96 146H95V145ZM106 145L105 148L102 146ZM110 146H109V145ZM122 144V145H121ZM135 144V145H134ZM160 144V146H159ZM178 144V145H177ZM187 144V148H186ZM196 144V145H195ZM209 144V145H208ZM4 145V146H3ZM14 145V146H13ZM20 145L18 148L17 146ZM41 145V146H39ZM46 145V146H45ZM58 145V146H56ZM62 145V146H61ZM76 145V146H74ZM149 145V146H148ZM166 145V146H165ZM168 145V146H167ZM176 145V146H175ZM9 146V147H7ZM16 146V147H15ZM27 146V147H26ZM33 146V147H32ZM39 146V147H38ZM49 148H48V147ZM53 146V147H52ZM87 146V147H86ZM90 146L91 149L88 147ZM113 146V147H112ZM120 146V147H119ZM148 146V147H147ZM156 146V147H154ZM162 146V148H161ZM170 146V147H169ZM194 146V147H193ZM209 146V147H208ZM23 147V148H21ZM31 147L33 149H31ZM57 147V148H56ZM70 147V148H69ZM78 147V148H76ZM97 147V148H96ZM103 147V148H102ZM109 147V148H108ZM119 147V148H118ZM152 147V148H150ZM166 149H164V148ZM218 147V148H217ZM5 148V149H4ZM7 148V149H6ZM16 148V149H15ZM20 148V150H18ZM35 148V149H34ZM38 148V149H37ZM52 148V149H50ZM53 148L54 151H53ZM74 148V149H73ZM107 148V149H106ZM114 148V149H113ZM121 148V149H120ZM135 148V149H133ZM159 148V149H158ZM172 148V150H171ZM185 148V149H184ZM197 148V149H196ZM208 148V149H207ZM43 151H42V150ZM82 149V151H81ZM93 149V151H92ZM112 149L113 151H110ZM117 151H116V150ZM164 149V151L162 150ZM176 149V150H175ZM37 150V151H35ZM47 150V151H46ZM57 150V151H56ZM85 150V152H84ZM98 150V152H96ZM107 152H106V151ZM149 150V151H148ZM186 150V151H185ZM2 151V152H1ZM6 155H5V152ZM25 151V153H24ZM30 151V152H29ZM35 151V153H34ZM39 151V152H38ZM46 151V152H45ZM80 151V152H78ZM90 151V154H89ZM122 151V152H121ZM156 151V152H155ZM174 151V152H173ZM178 151V152H177ZM203 151V152H202ZM8 152V154H7ZM37 152V153H36ZM56 152V153H55ZM84 153V156L79 153ZM96 152V153H95ZM113 152V153H112ZM121 152V153H120ZM131 152V153H130ZM138 152V153H137ZM151 152V153H149ZM163 152V153H162ZM168 152V153H167ZM186 152V153H185ZM213 152V153H212ZM4 153V154H2ZM40 153V154H39ZM51 153V157H50ZM53 153V155H52ZM92 153V155H91ZM99 155H98V154ZM102 153V154H101ZM110 153V154H109ZM136 153V154H135ZM161 153V154H160ZM167 155H165V154ZM191 153V154H190ZM210 153V154H209ZM223 153V154H222ZM4 156H2V155ZM12 154V155H11ZM38 154V155H37ZM44 154V155H43ZM108 154V155H107ZM121 154V155H120ZM138 154V156H137ZM212 154V155H211ZM21 155V156H20ZM35 155V156H33ZM41 155V156H40ZM71 157H70V156ZM2 156V157H1ZM8 156V157H7ZM20 156V157H19ZM28 156V157H27ZM32 156V157H29ZM36 156H38L36 158ZM49 156V157H47ZM68 156V158H67ZM83 156V157H82ZM106 156V157H104ZM109 156V157H108ZM113 156V157H112ZM122 156V157H121ZM124 156V157H123ZM183 158H182V157ZM222 156V157H221ZM45 157V158H44ZM53 157V158H52ZM61 157V158H59ZM99 157V158H96ZM148 157V158H147ZM161 157V158H160ZM165 157V158H164ZM188 157V158H187ZM211 157V158H210ZM14 158V159H13ZM26 158V159H25ZM27 158H33V159H27ZM37 160H36V159ZM44 158V159H42ZM61 160H59V159ZM82 160H81V159ZM85 158V159H84ZM102 158V159H100ZM111 160H109V159ZM139 158V159H138ZM167 158V159H166ZM191 158V159H190ZM194 158V159H193ZM12 159V160H11ZM20 161H19V160ZM25 159V160H24ZM63 159V161H62ZM68 159V160H67ZM75 159V160H74ZM80 159V160H79ZM132 159V160H131ZM141 159V161H140ZM163 159V160H162ZM203 159V160H202ZM253 159V160H252ZM4 160H6L4 162ZM11 160V161H10ZM14 160V161H13ZM36 160V161H35ZM43 162H40V161ZM71 160V161H70ZM97 160V161H96ZM104 161L101 163L98 162ZM120 160V161H119ZM165 160V161H164ZM168 160V164L167 163ZM196 160V161H195ZM199 160V163H198ZM255 160V161H254ZM10 161V162H9ZM29 161V162H28ZM34 161V162H33ZM59 161V162H58ZM61 161V162H60ZM77 161V162H76ZM83 161V162H81ZM95 161V162H94ZM111 161V162H109ZM116 161V162H115ZM164 161V162H163ZM37 162V163H35ZM45 162V163H44ZM71 162V163H70ZM73 162V163H72ZM76 162V163H75ZM86 162V163H84ZM98 162V163H96ZM171 162V163H170ZM182 162V163H181ZM190 162V163H189ZM16 163V164H15ZM29 163V165H28ZM32 163V164H31ZM44 163V164H43ZM47 163V164H46ZM56 163V164H55ZM60 163V164H59ZM174 165H173V164ZM186 163V164H185ZM192 163H194L192 165ZM196 163V164H195ZM212 163V164H211ZM263 163V164H262ZM20 164V165H19ZM38 164V166H37ZM41 164V165H40ZM50 164V165H49ZM58 165L57 168L55 165ZM83 164V165H81ZM85 164V166H84ZM88 166H87V165ZM91 164V166H90ZM94 164V165H93ZM97 164V165H96ZM106 164V165H105ZM110 164V165H109ZM145 164V166H144ZM262 164V165H261ZM11 165V167H9ZM19 165V166H18ZM25 165V166H24ZM34 165V166H33ZM45 165V166H44ZM54 165V167H53ZM61 165V166H60ZM81 165V166H80ZM99 165V166H98ZM109 165V166H108ZM132 165V166H131ZM178 165V166H177ZM188 165V166H187ZM31 168H30V167ZM50 166V167H49ZM70 166V167H69ZM77 166V167H76ZM104 166V167H103ZM111 166V167H110ZM114 166V168H113ZM125 166V167H124ZM175 166V168L173 167ZM195 166V167H194ZM19 167V169L17 168ZM27 167V168H26ZM29 167V168H28ZM38 167V168H37ZM40 167V168H39ZM42 167V168H41ZM46 167V169H45ZM62 167V168H61ZM65 167V168H64ZM69 167V168H68ZM84 167V168H83ZM90 167V168H89ZM138 167V168H137ZM21 168V169H20ZM33 168V169H32ZM51 168V170L49 169ZM66 169L64 171V169ZM94 168V170H92ZM104 168V169H103ZM127 168V170H126ZM194 168V170H193ZM212 168V169H211ZM4 169V170H3ZM18 169V170H17ZM44 169V170H43ZM75 169V170H74ZM86 169V170H85ZM88 169V170H87ZM91 169V170H90ZM162 169V170H161ZM6 170V171H5ZM21 170V171H19ZM29 170V171H28ZM36 172H34V171ZM57 170L55 173L54 171ZM62 170V171H61ZM97 170V171H95ZM199 170V171H197ZM215 170V171H214ZM3 171H5L3 173ZM13 171V172H12ZM31 174H29L28 172ZM33 172V174L31 173ZM46 172V173H42ZM49 171V172H48ZM86 171V173H85ZM87 171H92L91 175L90 172L88 174ZM94 171V172H93ZM99 171V172H98ZM179 171V172H178ZM12 172V174H11ZM27 172V173H26ZM73 172L74 174H72ZM80 172V173H79ZM82 172V173H81ZM107 172V173H106ZM173 172V174H172ZM7 173V174H6ZM38 173V174H37ZM76 173V174H75ZM79 173V174H78ZM98 173V174H97ZM116 173V174H115ZM163 173V175H162ZM190 173V174H189ZM6 174V175H5ZM20 174V175H19ZM25 174V175H24ZM29 174V175H28ZM42 174V175H40ZM44 174V175H43ZM50 175V177L48 176ZM53 174V175H52ZM70 174V175H69ZM83 174V175H82ZM125 174V175H124ZM5 175V176H3ZM9 175V177L7 176ZM18 175V176H17ZM37 175V176H36ZM56 175V176H55ZM73 175V178H72ZM78 175V176H77ZM88 175V176H87ZM111 175V176H110ZM116 175V176H115ZM130 175V176H129ZM165 175V177H164ZM202 175V176H201ZM20 176V177H19ZM26 176V177H25ZM28 176V177H27ZM30 176V178H29ZM35 176L37 177L36 179ZM64 176V177H63ZM75 176V177H74ZM92 179H91V177ZM95 176V177H94ZM190 178H188V177ZM194 176V177H193ZM5 179H3V178ZM13 177V178H12ZM34 177V178H33ZM48 179H44V178ZM54 177V178H52ZM61 177V178H60ZM96 177H98L96 179ZM103 177V178H102ZM159 177V178H158ZM203 177V178H202ZM8 178V179H7ZM12 178V179H11ZM19 178V179H18ZM26 178V179H25ZM41 178V179H39ZM52 178V179H51ZM71 178V179H70ZM77 178V179H76ZM105 178V179H104ZM168 178V179H167ZM179 178V179H178ZM182 178V179H181ZM202 178V179H201ZM217 178V180H216ZM23 179V180H22ZM34 179V180H33ZM60 179V180H59ZM61 179H63L61 181ZM90 179L92 180L90 182ZM101 179V180H100ZM122 179V180H121ZM124 179V180H123ZM129 179V180H128ZM187 179L188 184L183 181ZM192 179V180H191ZM198 179V181H196ZM215 179V180H214ZM232 179V181H231ZM3 180V181H2ZM7 180V182H6ZM15 180V181H14ZM38 182H37V181ZM40 180V181H39ZM56 180V181H55ZM65 180V181H64ZM80 180V181H79ZM86 180V181H85ZM117 180H119L117 182ZM168 182H167V181ZM208 180V181H207ZM8 181H11L9 183ZM21 181V182H20ZM59 181V183H57ZM76 181V182H75ZM112 181V182H111ZM136 181V182H135ZM163 181V182H162ZM193 181V183H191ZM213 181V182H212ZM15 184H14V183ZM19 182V184H18ZM50 182V183H49ZM53 182V183H52ZM66 182V183H65ZM94 182V183H93ZM114 182V183H113ZM122 182V183H121ZM171 182V186L170 185ZM174 182V183H173ZM4 183V184H2ZM8 183V184H7ZM21 183V185H20ZM23 183V184H22ZM27 183V184H26ZM57 183V184H56ZM82 183V184H81ZM85 183V184H84ZM102 183V184H101ZM146 183V184H145ZM157 183V184H156ZM161 183V184H160ZM179 183V185H178ZM200 183V184H199ZM215 183V184H214ZM7 184V186H5ZM40 184V185H39ZM48 184V185H47ZM87 184V185H86ZM106 184V185H105ZM108 184V186H107ZM114 186H113V185ZM123 184V185H122ZM132 184V185H131ZM152 184V185H151ZM165 184V185H164ZM177 184V185H176ZM182 184V186L180 185ZM187 184V186L185 185ZM214 184V186H213ZM219 184V185H218ZM23 185V187H22ZM35 185V186H34ZM47 185V186H46ZM66 185V186H65ZM70 185V186H69ZM86 185V186H85ZM92 185V186H91ZM94 185V186H93ZM103 185V186H102ZM112 185V186H111ZM128 185V186H127ZM134 185V187H133ZM162 185V186H161ZM189 185H192L191 187ZM211 185V186H210ZM229 185V187H228ZM5 186V187H4ZM16 186V188H15ZM32 186V187H31ZM54 186V187H53ZM61 186V187H60ZM82 186V187H80ZM107 186V188H106ZM186 186V187H185ZM195 186V187H193ZM209 186V187H208ZM20 187V188H19ZM59 187V189H56ZM71 189H70V188ZM75 187V188H74ZM91 187V189L89 188ZM111 187V188H110ZM119 187V188H118ZM122 187V188H120ZM138 187V188H137ZM177 187V188H176ZM182 187V188H181ZM187 187H190L187 189ZM213 187V188H212ZM7 188V189H6ZM10 188V189H9ZM22 188V190H21ZM67 188V189H66ZM83 188V189H82ZM103 188V189H102ZM105 188V189H104ZM132 188V189H131ZM184 188V190H183ZM43 189V190H42ZM47 189V192H46ZM57 191H56V190ZM61 189V190H60ZM77 189V190H76ZM89 189V191H86ZM107 189V190H106ZM152 189V190H151ZM155 189V190H154ZM176 191V192H174ZM193 189V191H192ZM216 189V190H215ZM36 190V192H35ZM60 190V191H59ZM63 190V191H62ZM67 190V191H66ZM125 191V193L123 192ZM149 190V191H148ZM169 190V191H168ZM184 194L182 193L183 191ZM230 190V191H229ZM11 191V192H10ZM91 191V193H90ZM103 191V192H102ZM105 191V192H104ZM128 193H127V192ZM131 193H130V192ZM163 191V192H162ZM180 191V192H179ZM187 191V192H186ZM190 191V192H189ZM218 191V192H217ZM223 191V192H222ZM26 192V194H25ZM40 192V193H39ZM42 192V195H41ZM51 192V193H50ZM58 192V193H57ZM62 192V193H61ZM89 192V194L87 193ZM122 192V193H121ZM170 192V193H169ZM174 192V193H173ZM4 193V194H3ZM17 193H19L17 195ZM75 193V194H72ZM86 193V194H85ZM127 193V194H126ZM137 193V194H136ZM235 193V194H234ZM242 193V194H241ZM10 194V195H8ZM22 194V196L20 195ZM31 194V195H30ZM38 194V195H37ZM49 194V195H48ZM52 194V195H51ZM67 194V195H66ZM96 194V195H95ZM126 194V195H125ZM156 194V195H155ZM180 194V195H179ZM227 194V195H226ZM16 195V196H15ZM40 195V196H39ZM66 195V196H64ZM76 195V196H75ZM82 195V197H81ZM104 195V197H103ZM165 195V196H164ZM166 195H168L166 197ZM170 195V198H168ZM176 195V196H175ZM208 195V196H207ZM225 197H222V196ZM59 196V197H58ZM61 196V197H60ZM72 196V197H71ZM108 196V197H107ZM131 196V197H130ZM140 196V197H139ZM142 196V197H141ZM206 196V197H205ZM227 196V197H226ZM237 196V197H236ZM11 197V198H10ZM15 197V199L13 198ZM22 197V199H21ZM53 197V198H51ZM78 197V198H76ZM86 197V198H85ZM98 197V198H97ZM107 197V199H106ZM129 197V198H128ZM175 199H174V198ZM176 197H179L178 199ZM195 197V200H194ZM222 197V198H221ZM18 198V200H17ZM58 198V199H57ZM85 198V199H84ZM100 198V199H99ZM128 198V199H127ZM132 198V199H131ZM157 198V199H156ZM167 198V199H166ZM191 198V201H190ZM20 199V200H19ZM72 200V202L70 200ZM80 199V200H79ZM89 199V200H88ZM119 199V201H118ZM147 199V200H146ZM153 199V200H151ZM170 199V200H168ZM173 199V200H172ZM182 199V200H181ZM183 199L185 201H183ZM211 199V200H210ZM214 199V200H213ZM233 199V200H232ZM6 200V201H5ZM10 200V201H9ZM27 200V201H26ZM32 200V201H31ZM42 200V201H41ZM53 200V201H52ZM60 200V201H59ZM82 200V201H81ZM105 200V201H104ZM177 200V201H175ZM198 200V201H197ZM220 200V201H219ZM13 201V202H12ZM25 201V202H24ZM51 201V203H50ZM76 201V203H75ZM87 201V202H86ZM93 201V202H91ZM95 201V202H94ZM137 201V202H136ZM157 203H156V202ZM165 203H164V202ZM168 201V202H167ZM174 201V202H173ZM180 201V202H179ZM183 201V203H182ZM208 201V202H207ZM217 201V202H216ZM222 201V202H221ZM225 201V202H223ZM32 202V204H31ZM40 202V203H39ZM48 202V203H47ZM60 202V203H59ZM71 202V206L70 203ZM101 202V203H100ZM108 204H107V203ZM126 202V203H125ZM178 204H181L180 207H178ZM186 202V203H185ZM199 202V203H197ZM208 204H207V203ZM220 202V203H219ZM17 203H19L17 205ZM113 203V204H111ZM173 203V204H172ZM175 203V206H174ZM194 203V205H193ZM218 203V204H217ZM11 204V205H10ZM39 204V205H38ZM50 204V206H49ZM59 204V205H58ZM73 204V205H72ZM120 204V205H119ZM155 204V205H154ZM166 204L168 207H166ZM186 204V206H185ZM207 204V205H206ZM210 204V205H209ZM3 205V206H2ZM20 205V206H19ZM22 205V206H21ZM33 205V206H32ZM45 205V206H44ZM53 205V206H52ZM57 205V206H56ZM79 205V206H78ZM94 205V206H92ZM184 205V207H183ZM7 206V207H6ZM20 208H19V207ZM56 206V207H55ZM63 206V207H62ZM82 206V207H81ZM89 208H88V207ZM123 208H122V207ZM133 206V207H132ZM140 206V207H139ZM171 206V207H170ZM229 206V207H228ZM4 207H6L4 209ZM26 207V208H25ZM31 207V208H30ZM45 207V208H44ZM53 208L52 209H50ZM88 209H87V208ZM95 207V208H94ZM107 207V208H106ZM147 207V208H146ZM188 210H186V208ZM197 207V208H196ZM238 207V208H237ZM55 208V209H54ZM63 208V209H62ZM75 208V209H74ZM97 208V209H96ZM103 208V209H102ZM113 208V210H112ZM129 208V209H128ZM138 208V209H137ZM143 208V209H141ZM169 208V209H168ZM181 208L183 211H181ZM229 208V210H228ZM4 209V210H3ZM9 209V210H8ZM22 209V211H21ZM69 209V210H68ZM87 209V210H86ZM93 209V210H92ZM123 209H126L123 211ZM166 209V210H165ZM175 209V210H174ZM195 209V210H194ZM27 210V211H26ZM41 210V211H40ZM65 210V212H64ZM92 212H91V211ZM97 210V211H96ZM115 210V211H114ZM128 210V211H127ZM159 210V211H158ZM177 210L181 212H177ZM193 210V211H192ZM236 210V211H235ZM7 211V212H6ZM30 211V212H29ZM39 211V212H38ZM77 211V213H75ZM86 211V213H85ZM88 211V212H87ZM96 211V212H95ZM114 211V212H113ZM134 211V212H133ZM153 211V212H151ZM170 211L172 213H170ZM185 211V212H184ZM189 211V212H188ZM234 211V213H233ZM238 211V212H237ZM22 212V213H21ZM27 212V213H26ZM35 212V213H34ZM50 212V213H49ZM84 212V213H83ZM131 212V213H130ZM136 212V213H135ZM157 212V213H156ZM161 213V215L159 214ZM165 212L167 214H165ZM169 212V213H168ZM191 212V213H190ZM18 213V214H17ZM69 213V214H68ZM83 213V214H82ZM94 213V214H93ZM109 217H107L108 215ZM123 213V214H122ZM128 215H127V214ZM154 213V214H153ZM175 213V214H174ZM188 213V214H187ZM9 216L7 217L6 215ZM22 214V215H21ZM23 214H26L24 216ZM44 219L43 216L44 215ZM56 214V215H55ZM68 214V215H67ZM85 214V215H84ZM88 214V215H87ZM93 214V215H92ZM125 214V215H124ZM138 214V215H137ZM173 214V216H172ZM177 214V215H176ZM182 217L185 216V217ZM3 215V216H2ZM21 215L19 218L18 216ZM47 215V216H46ZM80 215V216H79ZM82 215V216H81ZM101 215V216H100ZM120 215V216H119ZM127 215V216H126ZM133 215V216H132ZM156 215V216H155ZM176 215V216H175ZM179 215V216H178ZM191 215V216H190ZM197 215V216H196ZM23 216V217H22ZM31 216V217H30ZM40 216V217H39ZM51 216V217H50ZM54 216V217H53ZM64 218H62V217ZM72 216V218H71ZM90 216V217H89ZM97 216H99V219ZM103 216V217H102ZM125 216V217H124ZM130 216V217H129ZM152 216V217H151ZM169 216V217H168ZM7 217V218H6ZM17 217V218H16ZM52 217L54 219H52ZM67 217V218H66ZM82 217V218H81ZM86 220H85V218ZM140 217V218H139ZM160 217V218H159ZM179 220H178V218ZM194 217V218H193ZM200 217V218H199ZM9 218V219H8ZM24 218V220L22 219ZM27 218V219H26ZM30 218V219H29ZM32 218V219H31ZM42 218V219H41ZM47 218V219H46ZM50 218V219H49ZM60 218V219H59ZM114 220L112 222L107 220ZM110 218V219H109ZM131 218V219H129ZM155 218V219H154ZM9 220L6 222V220ZM14 219V220H13ZM17 219V220H16ZM36 219V221H35ZM58 219V220H57ZM83 222H82V220ZM94 219V220H93ZM97 221H96V220ZM105 219V222L104 220ZM160 219V220H159ZM194 219V220H193ZM44 220V221H42ZM47 220V221H46ZM80 220V221H79ZM126 220V221H125ZM159 220V221H158ZM164 220V221H163ZM171 220V221H170ZM183 220V222H182ZM186 220V221H185ZM189 220V221H188ZM203 220V221H202ZM4 221V222H3ZM17 221V222H16ZM50 221V222H49ZM70 221V222H69ZM108 224H107V222ZM119 221V222H118ZM122 221V222H121ZM136 221V222H135ZM196 221V222H195ZM12 222V223H11ZM19 222V223H18ZM36 222V223H35ZM56 222L58 224H56ZM64 222V223H63ZM85 222V223H84ZM100 222V223H96ZM102 222V224H101ZM148 222V223H147ZM154 222V223H153ZM170 222V223H169ZM181 222V223H180ZM3 223V224H2ZM7 225L5 226V224ZM11 223V224H10ZM17 223V224H16ZM27 223V224H25ZM50 223V224H49ZM54 223V224H53ZM72 223V224H71ZM82 223V224H81ZM125 223V224H124ZM134 223V228H133ZM155 223H158L157 226ZM161 223V224H159ZM178 223V224H177ZM203 225H202V224ZM9 224V226H8ZM15 224V225H14ZM24 229H23V226ZM37 224V225H36ZM40 224V225H38ZM53 224V225H52ZM62 224V226H61ZM77 224V225H76ZM99 224V225H98ZM112 224V225H111ZM124 226H123V225ZM130 224V225H128ZM138 224V225H137ZM148 224V225H147ZM155 224V225H154ZM173 224V225H172ZM188 224V225H187ZM195 224V225H194ZM14 225V226H12ZM16 225H19L18 227ZM29 225V226H27ZM50 225V227H49ZM60 225V226H59ZM64 225V226H63ZM68 225V226H67ZM73 225V226H72ZM79 225V226H78ZM106 225V226H105ZM115 225V227H114ZM140 225V227H139ZM143 225V226H142ZM147 225V226H146ZM165 225V226H164ZM179 225V228H177ZM182 225V226H181ZM218 225V226H217ZM3 226V227H2ZM34 226V227H33ZM45 226V227H44ZM48 226V227H47ZM102 226V227H101ZM104 226V229H103ZM111 226V227H110ZM149 226V227H148ZM161 226V227H160ZM167 226V230H166ZM171 226V227H170ZM182 228H181V227ZM4 227L5 230H4ZM22 227V228H21ZM32 227V228H29ZM96 229H95V228ZM123 227V228H122ZM128 227V229H127ZM152 227V228H151ZM170 227V228H169ZM174 229H173V228ZM16 230H15V229ZM19 228V230L17 229ZM22 231H21V229ZM39 228V229H37ZM62 228V229H61ZM66 235H65V231ZM66 228L68 230H66ZM109 228V230H108ZM113 228V229H112ZM121 228V229H120ZM148 228V229H147ZM162 231H160V229ZM197 230H196V229ZM8 229V230H7ZM12 229H14L12 231ZM26 229V230H25ZM28 229V230H27ZM44 229V230H43ZM93 229V230H92ZM107 229V230H106ZM112 229V231H111ZM115 229V230H114ZM118 229V230H117ZM124 229V230H123ZM180 229V230H179ZM193 229V230H192ZM200 229V230H199ZM208 229V230H207ZM32 230V232H31ZM76 230V231H75ZM99 232H97V231ZM122 230V233H120ZM152 232H150V231ZM176 230V231H175ZM8 231H11L8 232ZM16 231V232H15ZM18 231V232H17ZM21 231V233H19ZM26 231V232H25ZM40 231V232H38ZM42 231V232H41ZM44 231V232H43ZM48 231V232H47ZM109 231V232H108ZM127 233H126V232ZM132 231V232H131ZM156 231V235L154 236ZM5 234H4V233ZM14 232V233H13ZM31 232V233H30ZM34 232V233H33ZM61 232V233H60ZM63 232V233H62ZM79 232V233H78ZM84 232V233H83ZM96 232V234H95ZM105 232V234H104ZM107 232V233H106ZM115 232V233H114ZM146 232V233H145ZM169 232V234H167ZM10 235V236H8ZM16 233V234H15ZM19 233V234H18ZM28 233V234H27ZM47 233V234H46ZM52 233V234H51ZM72 233V234H71ZM92 233V235H91ZM103 233V236H101ZM120 233V234H119ZM132 233L134 235H132ZM141 233V234H140ZM172 233V234H171ZM193 233V234H192ZM18 234V236H17ZM31 234V235H30ZM96 235V239L95 236ZM101 234V235H100ZM114 234V235H113ZM138 234V235H137ZM146 234V235H145ZM153 234V236H152ZM162 235V237L160 235ZM184 234V235H183ZM202 234V236H201ZM208 234V235H207ZM3 235V236H2ZM36 235V236H34ZM55 235V236H54ZM59 235V236H58ZM63 235V236H62ZM91 235V236H90ZM127 237H126V236ZM131 235V236H130ZM137 235V236H135ZM147 236V238L145 236ZM164 235V236H163ZM15 236V237H14ZM32 236V237H31ZM44 236V237H43ZM61 236V237H60ZM67 238L65 239L64 238ZM67 236V237H66ZM86 236V237H85ZM117 236V237H116ZM119 236V237H118ZM142 238L140 239L139 238ZM151 236V238H150ZM174 236V237H172ZM179 236V237H178ZM197 236V238H196ZM200 236V237H199ZM20 237V240L18 239ZM43 237V239H42ZM90 237V239H88ZM103 237V238H102ZM108 239H107V238ZM122 237V238H121ZM125 237V240L123 239ZM136 239H134V238ZM144 237V239H143ZM157 237V239H156ZM199 237V238H198ZM11 238V239H10ZM14 238V239H13ZM17 242H16V239ZM23 238V239H22ZM39 238H41L39 240ZM71 238V239H70ZM85 238V239H84ZM87 238V239H86ZM112 238V239H111ZM129 238V239H128ZM164 238V239H163ZM188 238V239H187ZM23 241H22V240ZM30 239V240H29ZM60 239V240H59ZM102 239V240H101ZM108 241H106V240ZM118 239V240H115ZM127 239V241H126ZM151 239V240H150ZM170 239V241H169ZM178 239V240H177ZM194 241H192V240ZM5 240V241H2ZM13 242L12 243H10ZM38 240V241H37ZM42 240V241H41ZM48 240V241H47ZM52 240V241H51ZM67 240V241H66ZM87 240V241H86ZM94 240V242H93ZM110 240V241H109ZM113 240V241H112ZM130 240V241H128ZM146 243V246H144V242ZM165 240H168L165 242ZM184 240V241H182ZM199 240V241H198ZM22 241V242H20ZM31 241V242H30ZM42 243H40V242ZM44 241V245H43ZM99 241V243H98ZM106 241V242H105ZM119 241V242H118ZM123 241V242H122ZM134 241V242H133ZM136 241V242H135ZM157 242V244L154 243ZM163 241V242H162ZM174 244H173V242ZM178 241V242H177ZM188 241V242H187ZM197 241V242H196ZM205 241V242H204ZM75 242L76 244L73 245ZM79 242V243H78ZM160 242V243H158ZM177 242V244H176ZM181 242V243H180ZM184 242V243H183ZM195 242V243H194ZM218 242V243H217ZM2 243V244H1ZM20 245L18 246V244ZM53 245H52V244ZM64 243V244H63ZM92 243V244H91ZM97 243V245H96ZM101 243L103 245H101ZM125 243V244H124ZM165 243V244H164ZM169 243V244H168ZM191 243V244H189ZM200 243V244H199ZM203 243V244H202ZM222 243V244H221ZM8 244V245H7ZM13 244V245H12ZM23 244V245H22ZM26 244V245H25ZM80 244V245H79ZM87 244V245H86ZM105 244V245H104ZM107 244V245H106ZM137 244V245H136ZM143 244V245H142ZM148 244V245H147ZM159 244V245H158ZM165 246H164V245ZM197 249H196V247ZM205 244V245H204ZM43 245V246H42ZM89 245V246H88ZM101 245V246H100ZM121 245V246H120ZM131 245V246H130ZM158 245V246H157ZM170 245V249H169ZM193 245V246H192ZM202 245V246H201ZM4 246V247H3ZM8 246V247H6ZM13 246V247H12ZM16 246V247H15ZM24 246V247H23ZM28 246V247H27ZM46 246V247H45ZM51 246V248H50ZM64 246V247H63ZM75 246V247H74ZM80 246V247H79ZM89 248H88V247ZM111 246V247H110ZM122 246L124 248H122ZM164 246V247H163ZM167 246V247H166ZM173 246V247H172ZM175 246V247H174ZM208 246V247H207ZM20 249H18V248ZM26 247V249H25ZM73 247V248H72ZM78 249H77V248ZM83 247V248H82ZM97 247V248H96ZM118 249H117V248ZM128 251H127V248ZM139 247V248H138ZM143 247V248H142ZM145 247H147L145 249ZM153 247V248H152ZM162 247V248H161ZM189 247V248H188ZM193 247V248H192ZM195 247V248H194ZM199 247V248H198ZM15 248V249H14ZM17 248V249H16ZM24 249L22 251V249ZM29 248V249H28ZM58 248L60 251H58ZM82 248V249H81ZM106 248V251H105ZM108 248V249H107ZM115 250H114V249ZM141 248V249H140ZM174 248V249H173ZM181 248V249H180ZM183 248V249H182ZM4 249V250H2ZM54 249V250H53ZM64 249V250H63ZM73 249V251H72ZM76 249V250H75ZM97 251H96V250ZM99 249H102L99 250ZM110 249V251H109ZM159 249V250H158ZM162 249V250H161ZM175 249H177L175 251ZM201 249V250H200ZM206 249V250H204ZM11 252H10V251ZM20 251V254L18 253ZM26 250V251H25ZM50 250V252H49ZM84 250V251H83ZM125 251L128 253L127 255ZM135 250V251H134ZM155 252H154V251ZM164 250V251H163ZM168 250V251H167ZM181 250V251H180ZM188 250V251H186ZM193 250V251H191ZM59 253H57V252ZM77 251V252H76ZM91 254H90V252ZM95 251V252H94ZM130 251L132 253H130ZM144 251V252H143ZM146 251V252H145ZM149 251V252H148ZM184 251V252H183ZM215 251V252H214ZM3 252V253H2ZM13 252V253H12ZM56 252V253H55ZM63 252V253H62ZM76 254L75 255H69ZM81 252V254H78ZM84 252V253H83ZM102 252V253H101ZM104 252V254H103ZM108 252V253H107ZM113 252V253H111ZM116 252V253H114ZM120 254H118V253ZM136 254L134 255L133 254ZM154 252V253H153ZM164 252V253H163ZM172 252V253H171ZM181 252V253H180ZM194 252V253H193ZM201 252V253H200ZM207 252V253H206ZM6 255H5V254ZM8 253V254H7ZM12 255H10V254ZM16 253V254H14ZM18 253V256H17ZM23 253V254H22ZM54 253V254H53ZM90 255H88V254ZM94 256H92L93 254ZM96 253V254H95ZM100 253V254H99ZM111 253V254H110ZM144 253V254H142ZM175 253V254H174ZM189 254V256L187 255ZM219 253V254H218ZM25 254V255H24ZM30 254V255H28ZM53 254V255H52ZM57 254V255H56ZM87 254V255H86ZM103 254V255H102ZM108 258H107V255ZM130 254V255H129ZM142 254V255H141ZM148 254V255H146ZM179 254V255H178ZM3 255L6 257L3 258ZM8 255V256H7ZM14 255V256H13ZM22 255V256H20ZM24 255V256H23ZM27 255V257H26ZM63 255V256H62ZM80 255V256H79ZM100 255H102L100 257ZM112 255V256H110ZM120 255V256H119ZM123 255V257H122ZM147 256V259L145 256ZM156 255V256H155ZM158 255V256H157ZM159 255H161L159 257ZM164 255H168L167 258ZM174 255V256H173ZM195 255V257H194ZM10 256V257H9ZM17 256V257H16ZM32 256V257H31ZM36 256V257H35ZM42 256V257H41ZM51 256V257H50ZM57 256L55 260V257ZM60 256V257H59ZM97 256V257H96ZM105 256V258H104ZM116 256V258H115ZM138 256V257H136ZM144 256V257H143ZM155 259H153L154 257ZM185 256V257H184ZM188 256V257H187ZM201 256V257H200ZM204 256V257H203ZM207 256V258H205ZM9 257L10 259H8ZM13 257L16 259L14 261ZM26 257V259H25ZM46 257V258H45ZM64 257V258H63ZM69 257V259H68ZM78 257V258H77ZM84 257V258H83ZM119 257V258H118ZM122 259H121V258ZM130 257V258H129ZM149 257V258H148ZM151 257V259H150ZM158 257V259H156ZM165 257V258H164ZM170 257V258H169ZM174 257V258H172ZM179 257V258H178ZM209 257V258H208ZM31 258V259H29ZM36 258V259H35ZM59 258V259H58ZM82 258V261L80 260ZM98 258V259H97ZM104 258V259H103ZM118 258V259H117ZM160 258V259H159ZM195 258V259H194ZM198 258V259H197ZM0 259V264H3V262ZM8 259V260H6ZM19 259V260H17ZM22 259V260H21ZM34 259V261H33ZM79 259V260H77ZM93 259V260H92ZM97 261H96V260ZM109 259V260H108ZM114 259V260H113ZM128 259V260H127ZM133 259V260H132ZM135 259V260H134ZM145 259V260H144ZM153 259V260H152ZM164 259L163 262L162 260ZM177 259V260H176ZM184 259V260H183ZM214 259V260H213ZM5 260L7 262H5ZM21 260V261H20ZM24 260V262H22ZM29 260V261H28ZM41 260V261H40ZM43 260V261H42ZM53 262H52V261ZM59 260V262H58ZM67 260V261H66ZM87 260V262H85ZM89 260V261H88ZM100 260V261H99ZM104 260V261H103ZM114 262H113V261ZM117 260V261H116ZM132 260V261H131ZM138 260V261H137ZM141 260V261H140ZM173 260V261H172ZM178 262H176V261ZM179 260H182L179 262ZM196 260V261H195ZM199 260V261H198ZM27 261V262H26ZM49 261V262H48ZM57 261V262H56ZM64 261V263H63ZM66 261V262H65ZM78 261V263H77ZM99 261V262H98ZM103 261V263H102ZM106 261V263H105ZM109 261V263H108ZM137 261V262H135ZM143 261V262H142ZM157 261V262H154ZM207 261V262H206ZM80 262V263H79ZM94 262V263H93ZM97 262V263H96ZM118 262V263H117ZM125 262V263H124ZM129 262V263H127ZM161 262V263H160ZM191 262V263H190ZM211 262V263H210Z\"/></svg>", "mask_w": 264, "mask_h": 264}, {"label": "bare ground", "instance_id": "bare-ground-1", "mask_svg": "<svg viewBox=\"0 0 264 264\" xmlns=\"http://www.w3.org/2000/svg\"><path fill=\"white\" fill-rule=\"evenodd\" d=\"M14 1H15V0H14ZM14 1H13V2H14ZM16 1H17V0H16ZM26 1H27V0H26ZM29 1H30V0H29ZM29 1H28V3H29ZM42 1H44V0H42ZM45 1H47V0H45ZM53 1H54V0H53ZM58 1H59V0H58ZM58 1H57V2H58ZM69 1H71V0H69ZM78 1H79V0H77L76 2H78ZM91 1H92V0H91ZM91 1H90V2H91ZM93 1H94V0H93ZM106 1H108V0H106ZM106 1H104V2H106ZM113 1H114V0H113ZM125 1H126V0H125ZM140 1H143V0H140ZM146 1H147V0H146ZM157 1H158V0H157ZM175 1H176V0H175ZM180 1H181V0H180ZM191 1H192V0H191ZM200 1L202 2V0H200ZM206 1H207V0H206ZM206 1H205V3H206ZM208 1H209V0H208ZM9 2H10V1H9ZM17 2H18V1H17ZM17 2H16V4H15V2H14V4L17 5ZM34 2H37V0H36V1H33V4H34ZM51 2H52V1H51ZM55 2H56V1H55ZM57 2H56V3H57ZM60 2H61V1H60ZM66 2H67V1H66ZM66 2H65V3H66ZM81 2H82V0H81ZM83 2H84V1H83ZM87 2H88V1H87ZM90 2H89V3H90ZM95 2H97V0H95ZM100 2H101V0H99L98 4H99ZM109 2H110V1H109ZM115 2H116V1H115ZM115 2L113 3V6L110 5V4H112V2L109 3V4H108V2H106L108 5L111 6V7L107 6V7L109 8V10H110L112 7L115 6V5H114ZM126 2H127V1H126ZM133 2L135 3L136 0L133 1ZM133 2H132V3H133ZM147 2H148V1H147ZM147 2H146V4H147ZM165 2H166V1H165ZM165 2H164V3H165ZM181 2H183V0H182ZM198 2H199V1H198ZM225 2H226V1H225ZM228 2H229V1H228ZM262 2H264V1L262 0ZM18 3H19V2H18ZM20 3H21V2H20ZM24 3H25V2H24ZM26 3H27V2H26ZM30 3H31V2H30ZM62 3H64V1H63ZM65 3H64V5H65ZM71 3H72V2H71ZM91 3H93V4H91ZM91 3H90V6H92V9H94L95 7L93 8V6H95V4H94V2H91ZM106 3H104L103 5H105ZM119 3H120V2H119ZM119 3H118V4H119ZM123 3H124V2H123ZM134 3H133V4H134ZM142 3H143V2H142ZM142 3H141V4H142ZM160 3H162V2H160ZM175 3H177V2H175ZM175 3H174V4H175ZM179 3H180V2H179ZM187 3H188V2H187ZM190 3H191V2H190ZM213 3H214V2H213ZM213 3L211 2V4H213ZM217 3H218V2H217ZM217 3H215V4H217ZM221 3H223V2H221ZM243 3H244V2H243ZM3 4H4V3H3ZM5 4H6V3H5ZM5 4H4V5H5ZM12 4H13V3H12ZM14 4H13V5H14ZM22 4H23V3L19 4L20 6H17V8L21 7V9H22V7H24V6H22ZM50 4H51V3H50ZM53 4H54V3H52V5H53ZM84 4H85V3H84ZM98 4L96 3V5H98ZM125 4H126V3H125ZM125 4H123V5L125 6ZM128 4H129V3H128ZM138 4H139V0H138ZM141 4H139V5L141 6ZM165 4H166V3H165ZM193 4H194V3H193ZM200 4H201V3L199 2V5H200ZM218 4H219V3H218ZM227 4H228V3H227ZM227 4H226V5H227ZM6 5H7V4H6ZM13 5H12V6H13ZM15 5H14V6H15ZM26 5H27V4H26ZM39 5H41V2L39 3ZM55 5H56L55 7L57 8V11H59V10H60V7H57V5H59V4H55ZM61 5H62V4H61ZM64 5H63V6H64ZM73 5H74V4H73ZM85 5H86V4H85ZM121 5H122V0H121ZM139 5H138V6H139ZM143 5H145V4H143ZM147 5H148V4H147ZM157 5H158V4H157ZM166 5H167V4H166ZM170 5H172V4H170ZM175 5H176V4H175ZM177 5H178V4H177ZM177 5H176V6H177ZM187 5H188V4H187ZM195 5H196V4H195ZM195 5H194V6H195ZM199 5H198V3H197V7H196V8H198ZM205 5H206V4H205ZM222 5H223V4H222ZM222 5L220 4L221 7H222ZM235 5H236V4H235ZM29 6H30V4H29ZM31 6H32V4H31ZM31 6H30V8H31ZM33 6H34V5H33ZM35 6H38V4L35 5ZM35 6H34V7H35ZM53 6H54V5H53ZM70 6H71V5H70ZM70 6H69V7H70ZM74 6H75V5H74ZM81 6H84V5H81ZM86 6H88V5H86ZM98 6H99V5H98ZM134 6H135V4H134ZM136 6H137V5H136ZM154 6H155V5H154ZM154 6H153L152 8H154ZM163 6H164V5H163ZM178 6H179V5H178ZM178 6H177V7H178ZM189 6H190V5H189ZM202 6H204V5H202ZM202 6H199V7L202 8ZM209 6H210V5H209ZM214 6H215V5H214ZM229 6H230V5H229ZM229 6H228V7H229ZM47 7H48V5H47ZM64 7H65V6H64ZM64 7H63L62 9H64ZM69 7H68V8H69ZM76 7H77V6H76ZM76 7H75L74 9H76ZM99 7H102V6H99ZM99 7H98V8H99ZM107 7H106V5H105L106 11H108V10H107ZM121 7H122V6H121ZM126 7H127V5H126ZM148 7H149V6H148ZM155 7H156V6H155ZM157 7H158V6H157ZM157 7H156V9H157ZM204 7H205V6H204ZM210 7H212V5H211ZM218 7H219V5H218ZM228 7H227V9H230V7H229V8H228ZM255 7H256V6H255ZM17 8H13V7H12V9H14V10L17 9ZM26 8H27V7H26ZM32 8H33V7H32ZM49 8H50V9H53L54 7H50V6H49ZM49 8H48V9H49ZM70 8H71V7H70ZM79 8H80V7H79ZM79 8H78V9H79ZM84 8H86V7H84ZM90 8H91V7H90ZM117 8H119V7H117ZM128 8H129V7H127V9H128ZM133 8H134V7H133ZM138 8H139V7H138ZM140 8H141V7H140ZM145 8H146V7H145ZM145 8H144V10H145ZM149 8H150V7H149ZM160 8H161V7H160ZM165 8H166V6H165ZM180 8H181V7H180ZM180 8H179V9H180ZM192 8H193V7H192ZM212 8H213V7H212ZM212 8H211V9H212ZM235 8H236V7H235ZM2 9H3V8H2ZM21 9H20V10H21ZM23 9H25V8H23ZM23 9H22V10H23ZM28 9H29V8H28ZM45 9H46V8H45ZM58 9H59V10H58ZM87 9H88V7H87ZM92 9H91V11H92ZM115 9H116V8H115ZM115 9H114V10H115ZM123 9H124V8H123ZM125 9H126V8H125ZM136 9H137V8H136ZM150 9H151V8H150ZM177 9H178V8H177ZM187 9H191V7H190V8H187ZM187 9H186V11H187ZM194 9H195V8H194ZM194 9H192V13H193V10H194ZM202 9H203V11H204V8H202ZM207 9H208V6H207ZM209 9H210V8H209ZM222 9H223V8H222ZM236 9H237V8H236ZM3 10H4V9H3ZM25 10H27V9H25ZM53 10H54V9H53ZM64 10H66V9H64ZM64 10H63V11H64ZM70 10L72 11L73 9H70ZM81 10H82V9H81ZM89 10H90V9H89ZM94 10H95V9H94ZM101 10H102V9H100V12H101ZM103 10H104V9H103ZM103 10H102V12H103ZM111 10H112V9H111ZM111 10H110V11H111ZM114 10H113V11H114ZM121 10H122V9H121ZM144 10H143V11H144ZM154 10H155V8H154ZM158 10H159V8H158ZM163 10H164V9H163ZM165 10H166V9H165ZM167 10H168V9H167ZM167 10H166V11H167ZM175 10H176V9H175ZM175 10H174V11H175ZM205 10H206V9H205ZM213 10H214V9H213ZM239 10H240V9H239ZM242 10H243V9H242ZM5 11H8V10L5 9ZM9 11H10V9H9ZM15 11H16V10H15ZM17 11H19V10H17ZM42 11H44V10H42ZM46 11H47V10H46ZM46 11H45L44 13H46ZM60 11H61V10H60ZM75 11H76V10H75ZM86 11H87V10H85V13L87 14L89 11H88V12H86ZM96 11H97V10H96ZM98 11H99V10H98ZM98 11H97V13H98ZM106 11H104V12H106ZM131 11H132V10H131ZM135 11L138 13V11H140V10L138 9V11H137V10H135ZM135 11H134L133 13H136ZM152 11H153V10L151 9L150 12H152ZM155 11H156V10H155ZM176 11H177V10H176ZM184 11H185V10H184ZM194 11H195V13L197 12V10H194ZM206 11H207V10H206ZM208 11H209V10H208ZM208 11H207V12H208ZM210 11H211V10H210ZM217 11H218V9H217ZM219 11H220V10H219ZM227 11H228V10H227ZM240 11H241V10H240ZM257 11H258V10H257ZM26 12H30V11H26ZM26 12H25V13H26ZM40 12H41V11H40ZM51 12H52V11H51ZM61 12H62V11H61ZM66 12H67V10H66ZM76 12H78V11H76ZM79 12H80V10H79ZM114 12H115V11H114ZM116 12H118V11H116ZM119 12L121 13L120 10H119ZM126 12H127V11H126ZM146 12H147V11H145V14H146ZM159 12H160V10H159ZM159 12H158L157 15L160 14ZM172 12H173V11H172ZM207 12H206V14H208ZM222 12H223V11H222ZM224 12H225V11H224ZM237 12H238V11H237ZM12 13H13V12H12ZM12 13H11V14H12ZM23 13H24V12H23ZM59 13H60V12H57V14H55V15H56V16H59ZM62 13H63V12H62ZM64 13H65V12H64ZM70 13H71V12H70ZM73 13H74V12H73ZM82 13H83V12H82ZM97 13H96V14H97ZM120 13H119V15H120ZM133 13H132V14H133ZM137 13H136V14H137ZM141 13H142V12H141ZM141 13H138V15L140 16ZM147 13H148V12H147ZM153 13H154V12H153ZM155 13H156V12H155ZM169 13H171V12H169ZM173 13H174V12H173ZM173 13H172V14H173ZM180 13H181V12H179V14H180ZM200 13H201V10H200ZM203 13H204V12H203ZM225 13H226V12H225ZM227 13H228V12H227ZM235 13H236V12H235ZM8 14H9V13H8ZM11 14H10V15H11ZM13 14H14V13H13ZM13 14H12V15H13ZM29 14L31 15V13H29ZM34 14H35V13H34ZM49 14H50V11H49ZM49 14H47V15H48V17H49V19H50V15H49ZM79 14H80V13H79ZM88 14H89V13H88ZM91 14H92V12H91ZM100 14H101V13H98L97 15L100 16ZM103 14H104V13H103ZM110 14L113 15L114 13H110ZM126 14H127V13H126ZM132 14H131V15H132ZM162 14H164V12H161V15H162ZM165 14L167 15V13H165ZM184 14H185V13H184ZM184 14H183V15H184ZM198 14H199V13H198ZM214 14H215V13H214ZM248 14L250 15V13H248ZM24 15H25V14H24ZM60 15H61V14H60ZM68 15H70V14H68ZM83 15H84V14H83ZM104 15H105V14H104ZM112 15H110V16H112ZM119 15H118V16H119ZM122 15H123V12H122ZM155 15H156V14H155ZM173 15H174V14H173ZM186 15H187V14H186ZM193 15H194V14H193ZM225 15H226V14H225ZM229 15H231V14H229ZM14 16H15V15H14ZM21 16L23 17V15H21ZM25 16L27 17V15H25ZM32 16L34 17V15H32ZM39 16H41V15L39 14ZM43 16H44V15H43ZM43 16H42V18H43ZM53 16H54V11H53ZM61 16L64 17L63 15H61ZM72 16H75V15L72 14ZM76 16H78V15H76ZM81 16H82V15H81ZM85 16H87V15H85ZM88 16H89V15H88ZM113 16L115 17V15H113ZM116 16H117V14H116ZM118 16H117V19H118ZM124 16H126L125 13H124ZM129 16H130V14H128V17H129ZM142 16H143V14H142ZM147 16H148V15H147ZM164 16H165V15H164ZM171 16H172V15H171ZM171 16H170V17H171ZM181 16H182V15H181ZM198 16H199V15H198ZM202 16H205V14H204V15L202 14L201 17H202ZM207 16H208V15H207ZM207 16H206V17H207ZM218 16H219V14H218ZM222 16H223V15H222ZM222 16H221V18H222ZM226 16H227V15H226ZM231 16H232V15H231ZM239 16H240V15H239ZM244 16H245V15H244ZM17 17L21 18V17L18 16V15H17ZM26 17H25V20L30 19V18H27V19H26ZM30 17H31V16H30ZM45 17H46V16H45ZM54 17H55V16H54ZM59 17H60V16H59ZM68 17H69V16H68ZM83 17H84V16H82V18H83ZM92 17L95 18V12H94V16L92 15ZM97 17H98V16H97ZM149 17H150V16H149ZM152 17H154V16L152 15ZM157 17H158V16H157ZM162 17H163V16H162ZM166 17H167V16H166ZM172 17H173V16H172ZM184 17H185V15H184ZM191 17H192V15H191ZM199 17H200V16H199ZM201 17H200V18H201ZM235 17H236V16H235ZM11 18H12V17H11ZM15 18H16V17H15ZM31 18H32V17H31ZM37 18H38V17H37ZM55 18H56V17H55ZM55 18H54L53 21H56ZM66 18H67V17H66ZM66 18H65V19H66ZM70 18L72 19L71 16H70ZM70 18H69V20L71 21ZM89 18L91 19V17H89ZM89 18H87V21H88V22H89ZM98 18L100 19V17H98ZM111 18L113 19V17H111ZM120 18H121V17H120ZM120 18H119V19H120ZM130 18H132V16H130ZM140 18H142V17H140ZM175 18H176V17H175ZM180 18H182V17H180ZM195 18H196V17H195ZM195 18H194V19H195ZM197 18H198V17H197ZM204 18H205V17H204ZM207 18H208V17H207ZM223 18L225 19L224 16H223ZM223 18H222V19H223ZM233 18H234V17H233ZM17 19H18V18H17ZM17 19H16V20H17ZM21 19H22V18H21ZM33 19H34V18H33ZM33 19H31V20H33ZM45 19H46V18H45ZM49 19H47V20L50 22ZM58 19H60V18H58ZM58 19H57V20H58ZM63 19H64V18H63ZM73 19H74V18H73ZM73 19H72V20H73ZM109 19H110V17H109ZM122 19H123V17H122ZM122 19H121V21H122ZM124 19H125L126 23L130 21V20L127 21L128 19H127L126 17H125ZM143 19H145V17H143ZM147 19H148V17H147ZM152 19H153V18H152ZM157 19H158V18H157ZM163 19H164V18H161V20H163ZM188 19H189V18H188ZM191 19H192V18H191ZM198 19H199V18H198ZM198 19H196V20H198ZM201 19H202V18H201ZM218 19H220V18H218ZM231 19H232V17H231ZM236 19H237V18H235V20H236ZM238 19H240V18H238ZM241 19H242V18H241ZM243 19H244V18H243ZM14 20H15V19H14ZM16 20H15V21H16ZM19 20H20V19H19ZM23 20H24V19H23ZM23 20H21L20 22H22ZM34 20H35V19H34ZM39 20H42V19L40 18ZM39 20H37V21H39ZM61 20H62V19H61ZM74 20H76V18H75ZM74 20H73V21H74ZM85 20H86V18H85ZM85 20H84V21H85ZM110 20H111V19H110ZM141 20H142V19H141ZM150 20H151V19H150ZM150 20H149V21H150ZM167 20L170 21L169 19H167ZM186 20H187V19H186ZM212 20H213V19H212ZM228 20H229V19H228ZM10 21L12 22V20H10ZM28 21H30V20H28ZM37 21H36V22H37ZM64 21H65V20H64ZM64 21H62V23H63ZM81 21H82V19H81ZM87 21H86V22H87ZM98 21H99V20H98ZM103 21H104V19H103ZM105 21H106V20H105ZM114 21H116V18H115ZM134 21L136 22V20H134ZM137 21H138V20H137ZM179 21H180V20H179ZM191 21H194V20H191ZM204 21H205V19H204ZM221 21H222V20L220 19V22H221ZM230 21H231V20H230ZM230 21H228V22H230ZM233 21H234V20H233ZM233 21H232V22H233ZM7 22H8V21H7ZM17 22H18V20H17ZM17 22H16V23H17ZM30 22H31V21H30ZM40 22H41V21H40ZM43 22H44V19H43ZM45 22H47V21L45 20ZM51 22H52V19H51ZM58 22H59V20H58ZM74 22H75V21H74ZM74 22H72V23L74 24ZM90 22H91V21H90ZM106 22L108 23V21H106ZM132 22H133V19H132ZM147 22H148V21H147ZM147 22H146V23H147ZM150 22H151V21H150ZM152 22H153V21H152ZM158 22H159V20H158ZM158 22H157V23H158ZM161 22H163V21H161ZM165 22H166V21H165ZM188 22H189V21H188ZM194 22H195V21H194ZM194 22H191V24L194 23ZM207 22H208V21H207ZM207 22H206V23H207ZM214 22H215V21H214ZM217 22H218V21H217ZM13 23H14V21H13ZM13 23H11V24H13ZM16 23H15V24H16ZM25 23H26V22H25ZM25 23H24V24H25ZM27 23H28V22H27ZM27 23H26V24H27ZM52 23H53V22H52ZM52 23H50V24L52 25ZM60 23H61V22H59L58 26L60 25ZM65 23H66V25H68L69 22L67 23V22L65 21ZM98 23H99V22H98ZM101 23H103V22H101ZM107 23H106V24H107ZM110 23H112V22L110 21ZM116 23L118 24V22H116ZM119 23H120V21H119ZM121 23H122V22H121ZM138 23H139V22H138ZM138 23H137V24H138ZM146 23L144 22V25H146ZM168 23H169V22H168ZM182 23H183V21H182ZM198 23H199V22H197V24H198ZM201 23H203V22H201ZM206 23H204V24H206ZM222 23H223V21H222ZM222 23H221V24H222ZM235 23H236V22H235ZM37 24H38V23H36V26H37ZM43 24H44V23H43ZM46 24L48 25V23H46ZM46 24H45V26H47ZM82 24H83V23H82ZM82 24H81V25H82ZM85 24H87V23H85ZM95 24H97V23H95ZM106 24H105V25H106ZM112 24H113V23H112ZM122 24H123V23H122ZM132 24H134V23H132ZM135 24H136V23H135ZM137 24H136V25H137ZM194 24H195V23H194ZM199 24H200V23H199ZM212 24H214V23H212ZM229 24H231V22H230ZM229 24H228V25H229ZM17 25H19V24H17ZM21 25H22V23H21ZM21 25H20V26H21ZM55 25H56V24H55ZM55 25H53V27H54ZM75 25H78V24L76 23V24H74V26H75ZM88 25H89V24H88ZM98 25H100V24H98ZM101 25H102V24H101ZM101 25H100V27H102ZM105 25H104V26H105ZM114 25L116 26V24H114ZM124 25H125V24H124ZM124 25H123V26H124ZM147 25H149V24H147ZM150 25H151V23H150ZM150 25H149V27H150ZM157 25H158V24H156V26H157ZM165 25H166V24H165ZM179 25H180V24H179ZM183 25H185V22H184ZM200 25H201V24H200ZM206 25L208 26V24H206ZM235 25H236V24H235ZM29 26H30V24H29ZM38 26L41 27L40 24H39ZM48 26H49V25H48ZM58 26H57V27H58ZM61 26H63V24H62ZM68 26H69V25H68ZM85 26H86V28H87V25H85ZM89 26H90V25H89ZM89 26H88V27H89ZM111 26H112V25H111ZM115 26H114V27H115ZM118 26H119V24H118ZM121 26H122V25H121ZM123 26H122V27H123ZM129 26H131V24H130V25H127L128 30H129ZM140 26H141V24H140ZM142 26H143V25H142ZM142 26H141V28H142ZM152 26H153V25H152ZM161 26H163V24H161ZM175 26H177V25H174V27H175ZM201 26H203V25H201ZM209 26H210V25H209ZM229 26H231V25H229ZM229 26H227V27H229ZM232 26H233V25H232ZM237 26H238V25H236V27H237ZM241 26H242V25H241ZM13 27H14V26H13ZM18 27H19V26H18ZM22 27H24V26H22ZM22 27H21V29H22ZM43 27H44V26H43ZM53 27L51 26V28H53ZM55 27H56V26H55ZM77 27H78V26H77ZM93 27H95V26H93ZM107 27H108V24H107ZM134 27L136 28V26H134ZM134 27H133V28H134ZM137 27L139 28L138 25H137ZM144 27L146 28V26H144ZM174 27H173V28H174ZM177 27H178V26H177ZM180 27H181V26H180ZM188 27H189V26H188ZM212 27H213V26H211V28H212ZM37 28H38V30L40 29L39 27H37ZM59 28H62V27L59 26ZM63 28H64V27H63ZM65 28H66V27H65ZM81 28H83V26H81ZM97 28H98V31H99V26H98ZM110 28H111V27H110ZM112 28H113V26H112ZM120 28H121V27H120ZM130 28H132V27H130ZM151 28H152V27H151ZM162 28H163V27H162ZM166 28L168 29V27H166ZM171 28H172V27H171ZM175 28H176V27H175ZM195 28H196V27H195ZM195 28H194V29H195ZM197 28H198V27H197ZM197 28H196V29H197ZM208 28H209V27H208ZM214 28H215V27H214ZM225 28H226V27H225ZM21 29H20V31H21ZM23 29H25V31H26V29H27V32H26V33L30 32V31H28V29H29V28H28V25H27V28H23ZM30 29H31V28H30ZM34 29H35V28H34ZM34 29H33V30H34ZM44 29H46V28H44ZM49 29H50V27H49ZM66 29L69 30L68 28H66ZM75 29H76V28H75ZM83 29L85 30V28H83ZM93 29H94V28H93ZM101 29H102V28H101ZM101 29H100V32H99L100 34H101L102 32H103V33L106 32V30H107V29L105 30V28H104V31H101ZM115 29H117V27H116ZM123 29H124V27H123ZM125 29H126V26H125ZM136 29H137V28H136ZM136 29H135V30H136ZM156 29H157V28H156ZM159 29H160V28H159ZM163 29H164V28H163ZM167 29H166V30H167ZM186 29H187V28H186ZM200 29H201V27H200ZM218 29H219V31H220V28H218ZM18 30H19V29H18ZM50 30H51V29H50ZM54 30H57V29L55 28ZM62 30H63V29H62ZM79 30H80V27H79ZM81 30H82V29H81ZM113 30H114V29H113ZM126 30H127V29H126ZM130 30H132V29H130ZM135 30H134V31H135ZM141 30H142V29H140V31H141ZM145 30H147V28H146ZM148 30H149V29H148ZM161 30H162V29H160V31H161ZM191 30H192V28H191ZM212 30H213V29H212ZM25 31H24V32H25ZM40 31H41V30H40ZM46 31H47V30H46ZM52 31H53V30H52ZM57 31H58V30H57ZM57 31H54V33L57 32ZM65 31H66V30H65ZM70 31H71V30H70ZM87 31H88V29H87ZM87 31H84V33L86 34ZM110 31H112V30H110ZM110 31H109V32H110ZM118 31H120L119 27H118ZM121 31H123L122 28H121ZM134 31H133V33H134ZM155 31H156V30H155ZM157 31H158V30H157ZM168 31H170V30H168ZM188 31H189V29H188ZM196 31L198 32V30H196ZM202 31H203V30H202ZM10 32H11V30H10ZM31 32H32V31H31ZM38 32H39V31H38ZM50 32H51V31H50ZM50 32L48 31V33H50ZM58 32H61V31H58ZM74 32H75V31H74ZM92 32L94 33L95 30H93ZM116 32H117V31H116ZM124 32H126V31H124ZM151 32H152V31H151ZM151 32H149V33L151 34ZM162 32H163V30L161 31V36L164 35V34L162 35ZM164 32H165V31H164ZM170 32H171V31H170ZM191 32H192V31H191ZM212 32H213V31H212ZM225 32H226V30H225ZM15 33H16V31H15ZM21 33H22V32H21ZM32 33H34V32H32ZM32 33H29V34L32 35ZM43 33H44V32H43ZM62 33H64V32H62ZM66 33H67V32H66ZM75 33H76V32H75ZM84 33H83V34H84ZM96 33H97V29H96ZM96 33H94V34H96ZM127 33H128V32H127ZM133 33H132V34H133ZM136 33H137V32H136ZM141 33H142V31H141ZM143 33H144V31H143ZM146 33H147V35H149L148 32H146ZM146 33H144L143 35L146 36V35H145ZM157 33H158V32H157ZM157 33L154 32V34H156V35H157ZM200 33H201V31L199 32V34H200ZM204 33H205V32H204ZM222 33H223V31H222ZM19 34H20V32H19L18 34H16V35H19ZM29 34H28V36H30ZM37 34H38V33H37ZM41 34H42V33H41ZM55 34L57 35V33H55ZM69 34H70V33H69ZM78 34H79V32H78ZM87 34H88V33H87ZM104 34H105V33H104ZM111 34L114 35L113 32H112ZM129 34H130V33H129ZM139 34H140V33H139ZM152 34H153V33H152ZM158 34H159V33H158ZM167 34H168V33H167ZM167 34H165V35L167 36ZM210 34H211V32H210ZM212 34H213V33H212ZM215 34H216V33H214V36H215ZM11 35H12V34H11ZM16 35H15V36H16ZM24 35H25V37H27V34L24 33ZM38 35L40 36V34H38ZM38 35H37V36H38ZM48 35H49V34H48ZM52 35H53V32H52ZM61 35H62V34H61ZM61 35H60V36H61ZM76 35H77V34H76ZM79 35H80V34H79ZM102 35H103V34H101V37H103L102 39H104V41H106L105 38H104V36H102ZM116 35H117V34H116ZM121 35H122V33H121ZM136 35H137V34H135V37H136ZM184 35H185V34H184ZM193 35H194V34H193ZM193 35H192V36H193ZM196 35H197V33H196ZM205 35H206V34H205ZM217 35H219V34H217ZM15 36L13 35V37H15ZM39 36H38V37H39ZM42 36H44V35H42ZM42 36H41V37H42ZM68 36H69V35H68ZM81 36H82V35H81ZM84 36H85V35H84ZM94 36H95V35H94ZM96 36H99V35H96ZM110 36H111V35H110ZM132 36H133V35H132ZM137 36L139 37V35H137ZM144 36H143V37H144ZM152 36H153V35H152ZM152 36H151V37H152ZM154 36H155V35H154ZM166 36H165V37H166ZM168 36H169V35H168ZM186 36H187V35H186ZM194 36H195V35H194ZM214 36L212 35V38H213ZM221 36H222V35H221ZM221 36H220V37H221ZM237 36H238V35H237ZM13 37H12V38H13ZM19 37H20V35H19ZM33 37H35V36H33ZM41 37H40V38H41ZM45 37H47V36H45ZM49 37H50V36H48V39H49ZM61 37H63V36H61ZM64 37H65V35H64ZM70 37H71V36H70ZM72 37H74V36H72ZM108 37H109V35H108ZM108 37H107V38H108ZM113 37H115V35L112 36L111 38H113ZM138 37H136V38H138ZM140 37H141V39H140V38H138V39H140V40L144 39V38H142V35H141ZM147 37H149V36H147ZM171 37H172V36H171ZM184 37H185V36H184ZM6 38H7V37H6ZM22 38H23V37H22ZM22 38H20V39H22ZM27 38H28V40L25 41V44H24V40H25V38L22 39V43H23L24 46H26V47H29V48H30L31 46L33 47L34 45L32 44V40H33V39H31L32 37H31V38L27 37ZM27 38H26V39H27ZM50 38H51V37H50ZM57 38H58V39H57ZM57 38L55 37V40L57 39V41H59V38H60V37H57ZM75 38H76V37H74V39H75ZM81 38H82V37H81ZM90 38H91V36H90ZM90 38H89V39H90ZM119 38H120V37H119ZM122 38H123V36H122ZM122 38H121V41L123 40ZM127 38H128V36H127ZM127 38H126V39H127ZM145 38H146V37H145ZM163 38H164V37H163ZM177 38H178V37H177ZM185 38H186V37H185ZM188 38H189V37H188ZM202 38L204 39V37H202ZM234 38H235V37H234ZM246 38H247V37H246ZM15 39H16V37H15ZM15 39H14V40H15ZM29 39H31V40H29ZM69 39H70V38H69ZM74 39H73V40H74ZM78 39H79V40H83V38H82V39L78 38ZM86 39H87V38H86ZM91 39H92V38H91ZM91 39H90V40H91ZM97 39H98V38H97ZM100 39H101V38H100ZM109 39H110V37H109ZM148 39H150V38H148ZM156 39H157V38H156ZM178 39L180 40L181 37L178 38ZM189 39H191V38H189ZM214 39H215V38H214ZM216 39H218V37H217ZM216 39H215V41H216ZM220 39H221V38H220ZM222 39H223V38H222ZM10 40H11V39H10ZM14 40H13V41H14ZM34 40H35V38H34ZM61 40H62V38H61ZM63 40H65V39H63ZM128 40H129V38H128ZM130 40H132V39H130ZM130 40H129V41H130ZM163 40H164V39H162V41H163ZM165 40H167V39H165ZM165 40H164V41H165ZM204 40H205V39H204ZM236 40H237V39H236ZM5 41H6V40H5ZM69 41H70V40H69ZM87 41H89V40L87 39ZM129 41H128V43H129ZM133 41H134V40H133ZM133 41H132V42H133ZM143 41H144V40H143ZM156 41H157V40H156ZM156 41H155V42H156ZM159 41H160V40H159ZM164 41H163V42H164ZM182 41H183V40H182ZM192 41H193V40H192ZM206 41H207V40H206ZM206 41H205V42H206ZM213 41H214V40H213ZM218 41H220V40H218ZM221 41H222V40H221ZM228 41H229V39H228ZM231 41H233V40H231ZM9 42L12 44L11 41H9ZM16 42H17V40H16ZM16 42H14V44H16ZM34 42L36 43V40H35ZM49 42H50V41H49ZM54 42L56 43V41H54ZM63 42H64V41H62V43H63ZM71 42H72V41H71ZM73 42H74V41H73ZM80 42H81V41H80ZM80 42H78V43L80 44ZM82 42H83V44H84V41H82ZM82 42H81V44H82ZM95 42H96V41H95ZM98 42H100V41H98ZM98 42H97V43H98ZM110 42H111V41H110ZM113 42H115V39H114V38H113ZM117 42H118V40H117ZM119 42H120V41H119ZM124 42H125V41H124ZM124 42H123V44H124ZM130 42H131V41H130ZM141 42H142V41H141ZM146 42H148V40H147ZM150 42L152 43V41H150ZM160 42H161V41H160ZM177 42H178V41H177ZM190 42H191V41H190ZM202 42H203V41H202ZM207 42H208V41H207ZM223 42H224V41H223ZM225 42H227V41L225 40ZM5 43H7V41H6ZM17 43H19V42H17ZM51 43H53V40H52ZM51 43H50V44H51ZM59 43H60V42H59ZM59 43H57L58 46H60ZM85 43H89V42H86V41H85ZM97 43H96V44H97ZM107 43H108V41H106V43H104V44H106V46H107ZM126 43H127V42H126ZM128 43H127V44H128ZM134 43H135V42H134ZM138 43H140V42L138 41ZM151 43H149V44H151ZM174 43H176V42H174ZM182 43H183V42H182ZM187 43H188V42H187ZM217 43H218V42H217ZM217 43H215V44L217 45ZM1 44H2V43H1ZM19 44H20V43H19ZM60 44H61V43H60ZM64 44H66V43H64ZM67 44L70 45L69 43H67ZM89 44H90V43H89ZM98 44H100V43H98ZM111 44H112V43H111ZM127 44H126V45H127ZM141 44H142V43H141ZM145 44H146V43H145ZM145 44H143V45H145ZM147 44H148V43H147ZM154 44H155V43H154ZM168 44H169V43H168ZM170 44H171V43H170ZM189 44H190V43H189ZM201 44H202V43H201ZM212 44H213V42H212ZM212 44H211V45H212ZM219 44H220V43H219ZM219 44H218V45H219ZM223 44H225V43H223ZM4 45H5V44H4ZM12 45H13V44H12ZM16 45H17V44H16ZM51 45H52V44H51ZM61 45H62V44H61ZM68 45H67V46H68ZM71 45H73V44H71ZM76 45H77V44H76ZM76 45H74V46H76ZM85 45H86V44H85ZM108 45H109V44H108ZM112 45H114V43H113ZM138 45H139V44H138ZM162 45H163V44H162ZM173 45H174V44H173ZM194 45H195V44H194ZM196 45H198V44H196ZM202 45H203V44H202ZM204 45H205V44H204ZM208 45H209V43H208ZM225 45H226V44H225ZM17 46H18V45H17ZM17 46H16V47H17ZM38 46H39V45H38ZM45 46H47V45H45ZM74 46H73V47H74ZM91 46H92V45H90L89 47H91ZM93 46H94V45H93ZM102 46H103V45H102ZM106 46H105V47H106ZM109 46H110L109 48H111V45H109ZM116 46H119V47H120V46H123V45H121V43H120L119 45H118V44H117V45L115 44V47H116ZM128 46H129V45H128ZM130 46H135V45H131V43H130ZM140 46H141V45H140ZM145 46H146V45H145ZM155 46H156V44H155ZM163 46H164V45H163ZM179 46H180V45H179ZM183 46H184V45H183ZM187 46H188V44H187ZM200 46H201V45H200ZM206 46H207V45H206ZM222 46H224V45H222ZM227 46H228V45H227ZM246 46H247V45H246ZM20 47L22 48V45H21ZM20 47H19V48H20ZM35 47H36V46H35ZM35 47H34V48H35ZM49 47H50V46H49ZM53 47H55V46H53ZM53 47H52V48H53ZM76 47H77V46H76ZM76 47H75V48H76ZM80 47H81V46H80ZM82 47H83V46H82ZM84 47H86V46H84ZM97 47H98V46H97ZM99 47H100V46H99ZM113 47H114V46H113ZM119 47H118V48H119ZM125 47H126V46H125ZM147 47H148V45H147ZM159 47H160V46H159ZM165 47H166V46H165ZM193 47H194V46H193ZM247 47H248V46H247ZM29 48H28V49H29ZM47 48H48V47H47ZM52 48L50 49V51L52 50ZM56 48H57V47H56ZM66 48H67V47H66ZM101 48H102V47H101ZM107 48H108V47H107ZM121 48H122V47H121ZM128 48H129V47H128ZM128 48H127V49H128ZM134 48L136 49V47H134ZM142 48H143V47H142ZM173 48H174V47H173ZM176 48H177V47H176ZM176 48H175V49H176ZM182 48H183V47H182ZM196 48H197V47H196ZM205 48H206V47H205ZM210 48H212V47H210ZM217 48H219V47H217ZM221 48H222V47H221ZM223 48H224V49H223V51H224V50H225V47H223ZM228 48H229V46H228ZM231 48H232V47H231ZM6 49H7V48H6ZM16 49H17V48H16ZM23 49H24V47H23ZM31 49H32V48H31ZM45 49H46V48H45ZM48 49H49V48H48ZM68 49H69V47H68ZM68 49H66V50L69 51ZM80 49H81V48H79V51H82V50H80ZM124 49H125V48H124ZM149 49H150V48H149ZM149 49H148V50H149ZM159 49H160V48H159ZM171 49H172V48H171ZM197 49H198V48H197ZM199 49H200V47H199ZM203 49H204V48H203ZM208 49H209V48H208ZM18 50H19V49H17L16 52H19ZM26 50H27V49H26ZM46 50H47V49H46ZM54 50H55V49H54ZM72 50H73V49H72ZM74 50H75V49H74ZM93 50H95L94 47H93ZM97 50L100 51V49H98V48H97ZM97 50H96V51H97ZM102 50H103V48H102ZM107 50H110V49H107ZM107 50H106V51H107ZM114 50H117V49L114 48ZM131 50H132V48H130V51H131ZM143 50H144V49H143ZM161 50H162V49H161ZM173 50H174V49H173ZM177 50H178V48H177ZM179 50H180V49H179ZM187 50H188V49H187ZM195 50H196V49H195ZM200 50H201V49H200ZM210 50H212V49H210ZM214 50H215V49H214ZM219 50H220V49H219ZM221 50H222V49H221ZM20 51H21V50H20ZM24 51H25V50H24ZM32 51H33L32 54H35L36 51H34V50H32ZM41 51H43V49H41ZM48 51H49V50H48ZM48 51H47V52H48ZM50 51H49V52H50ZM56 51H57V50H56ZM75 51H77V49H76ZM75 51H74V52H75ZM83 51H84V50H83ZM96 51H95V52H96ZM124 51H125V50H124ZM128 51H129V49H128ZM136 51H137V50H136ZM146 51H147V50H146ZM149 51H150V50H149ZM166 51H167V50H166ZM183 51H184V50H183ZM193 51H194V50H193ZM202 51H203V50H202ZM208 51H209V50H208ZM215 51H216V53H217V50H215ZM4 52H5V51H4ZM7 52H8V51H7ZM14 52H15V51H14ZM26 52H27V51H26ZM26 52H25V54H26ZM44 52H46V51L44 50ZM49 52H48V53H49ZM51 52H52V51H51ZM51 52H50V53H51ZM63 52H64V51H63ZM88 52L91 53L92 51H91V52L88 51ZM95 52H94V53H95ZM101 52H103V51H101ZM107 52H108V51H107ZM107 52H106V54H105L106 56H108V55H107V54H108ZM118 52H119V51H118ZM121 52H122V51H121ZM133 52H134V51H133ZM151 52H152V49H151ZM153 52H155V51H153ZM177 52H178V51H177ZM186 52H188V51H186ZM211 52H212V51H211ZM219 52H220V51H219ZM219 52H218V53H219ZM19 53H21V52H19ZM36 53H37V52H36ZM42 53H43V52H41V54H42ZM53 53H54V51H53ZM61 53H62V52H60V54H61ZM67 53H68V52H67ZM79 53H80V52H79ZM79 53L77 54V56L79 55ZM97 53H98V52H97ZM97 53H96V55H97ZM103 53H104V52H103ZM109 53H110V52H109ZM114 53H115V51H114ZM134 53H135V52H134ZM136 53H138V52H136ZM140 53H141V52H139V54H140ZM155 53H156V52H155ZM161 53H163V52H161ZM175 53H176V50H175ZM202 53H204V52H202ZM202 53H201V57L204 55V54L202 55ZM216 53H215V54H216ZM221 53H222V52H221ZM226 53H227V52H226ZM229 53H231L230 50H229ZM229 53H228V54H229ZM1 54H2V52H1ZM5 54H6V52H5ZM17 54H18V53H17ZM28 54H29V53H28ZM28 54H27L26 56H28ZM38 54H39V53H38ZM54 54L56 55V53H54ZM64 54H65V53H64ZM70 54H71V53H70ZM110 54H111V53H110ZM110 54H109V56H111ZM112 54H113V52H112ZM139 54H138V55H139ZM164 54H166V53H164ZM164 54H163V56H164ZM173 54H174V52H173ZM195 54H196V53H195ZM195 54H194V55H195ZM197 54H198V53H197ZM208 54H209V56H210V53H209V52H208ZM215 54H214V55H215ZM228 54H226L225 56H227ZM236 54H237V53H236ZM14 55H15V54H14ZM20 55H21V54H20ZM20 55H18L19 58H20ZM30 55H31V53H30ZM35 55H37V54H35ZM39 55H40V54H39ZM45 55H46V54H45ZM65 55H66V54H65ZM71 55H72V54H71ZM83 55H84V54H83ZM91 55H92V54H91ZM98 55H99V53H98ZM98 55H97V56H98ZM102 55H103V54H102ZM119 55H120V54H119ZM121 55L123 56L122 53H121ZM150 55H151V54H150ZM152 55H153V54H152ZM183 55H184V54H183ZM188 55H189V54H188ZM190 55H191V54H190ZM199 55H200V54H199ZM211 55H212V53H211ZM231 55H232V54H231ZM238 55H239V54H238ZM241 55H242V54H241ZM1 56H2V55H1ZM6 56H7V55H6ZM6 56H3V57H6ZM26 56H25V57H26ZM33 56H34V55H33ZM33 56H32V58H33ZM63 56H64V55H63ZM93 56H94V55H93ZM103 56H104V55H103ZM139 56H141V55H139ZM139 56H138V57H139ZM156 56H157V55H156ZM156 56H155V57H156ZM165 56H166V55H165ZM169 56H170V55H169ZM177 56H178V55H177ZM186 56H187V55H186ZM195 56H196V55H195ZM216 56H218V55H216ZM221 56H222V54H221ZM221 56H219V57H221ZM30 57H31V56H30ZM30 57H27V58L29 59ZM36 57H37V56H35V58H36ZM41 57H42V56H40V59H41ZM60 57H61V56H60ZM81 57H82V56H81ZM85 57H86V56H85ZM85 57H84V60H86V58H87L88 56H87L86 58H85ZM98 57H102V56H98ZM114 57H115V56H114ZM116 57H117V56H116ZM118 57H119V56H118ZM123 57H124V56H123ZM130 57H131V56H130ZM175 57H176V55H175ZM175 57H174V58H175ZM205 57H206V56H205ZM205 57L203 56V58H205ZM212 57H213V56H212ZM227 57H228V56H227ZM1 58H2V57H1ZM27 58H26V59H27ZM32 58H31V59H32ZM67 58H68V55H67ZM69 58H71V57H69ZM111 58H112V57H111ZM124 58H125V57H124ZM145 58H146V56L144 57V59H145ZM166 58H167V57H166ZM179 58H180V57H179ZM184 58H185V56H184ZM192 58H193V57H192ZM192 58H191V59H192ZM223 58H224V57H223ZM237 58H238V56H237ZM3 59H4V58H3ZM14 59H16V58H14ZM20 59H21V58H20ZM72 59H73V58H72ZM74 59H75V58H74ZM82 59H83V58H82ZM82 59H81V62L84 63L85 61H82ZM93 59H94V58H93ZM101 59H102V58H101ZM112 59H113V58H112ZM142 59H143V58H142ZM144 59H143V60H144ZM151 59H153V57H152ZM164 59H165V58H164ZM172 59H173V58H172ZM186 59H188V58H186ZM210 59H211V58H210ZM210 59H207V60L210 61ZM214 59H215V57H214ZM216 59H217V58H216ZM219 59H221V58H219ZM245 59H246V58H245ZM1 60H2V59H1ZM6 60H7V59H6ZM21 60H22V59H21ZM21 60L19 61L20 63H21ZM36 60H37V59H35V61H36ZM44 60H45V59H44ZM58 60H59V59H58ZM58 60H57V61H58ZM64 60L66 61L67 59L65 58ZM75 60H76V59H75ZM77 60H78V58H77ZM77 60H76V62H77ZM91 60H92V59H91ZM102 60H103V59H102ZM107 60H108V59H107ZM116 60H118V59H116ZM143 60H142V61H143ZM145 60H146V59H145ZM156 60H158V59L156 58ZM165 60H166V59H165ZM167 60H168V59H167ZM175 60H177V59L175 58ZM182 60H183V59H182ZM205 60H206V59H205ZM212 60H213V59H212ZM225 60H226V59H225ZM234 60H235V59H234ZM242 60H243V58H242ZM3 61H4V60H3ZM7 61H8V60H7ZM7 61H6V62H7ZM24 61H25V58H24ZM26 61H27V60H26ZM35 61L32 60V62H35ZM42 61H43V59H42ZM65 61H64V62H65ZM68 61L71 62L70 59H69ZM73 61H74V60H73ZM79 61H80V60H79ZM97 61H98V59H97ZM108 61H109V60H108ZM134 61H135V60H134ZM138 61H139V60H138ZM147 61H148V59H147ZM147 61H146V63H147ZM151 61H152V60H151ZM183 61H184V60H183ZM187 61H189V60H187ZM12 62H13V61H12ZM14 62H15V61H14ZM29 62H30V61H29ZM87 62H88V60H87ZM104 62H105V61H104ZM116 62H118V61H116ZM119 62H120V60H119ZM126 62H127V61H126ZM176 62H177V61H176ZM197 62H198V61H197ZM197 62H196V63H197ZM200 62H201V60H200ZM206 62H207V61H206ZM236 62H237V61H236ZM236 62H234V63H236ZM20 63H19V64H20ZM24 63H25V62H24ZM38 63H39V62H38ZM67 63H68V62H67ZM67 63L65 62V64H67ZM77 63H78V62H77ZM185 63H186V62H185ZM189 63H190V62H189ZM201 63H202V62H201ZM211 63H212V62H211ZM213 63H214V62H213ZM217 63H218V62H217ZM226 63H227V62H226ZM231 63H232V61H231ZM245 63H246V62H245ZM3 64H4V63H3ZM19 64H17V65H18V67L20 68ZM47 64H48V62H47ZM54 64H55V62H54ZM57 64H58V63H57ZM68 64L70 65V63H68ZM93 64H94V61H93ZM123 64H124V63H123ZM131 64H132V63H131ZM131 64H130V65H131ZM139 64H140V62H139ZM193 64H194V63H193ZM202 64H203V63H202ZM208 64H209V63H208ZM215 64H216V62H215ZM215 64H214V65H215ZM218 64H219V63H218ZM1 65H2V61H1ZM1 65H0V66H1ZM9 65H10V63H9ZM23 65H24V64H23ZM23 65H22V67H21L22 70L24 69V66H23ZM36 65H37V64H36ZM39 65H40V63H39ZM48 65H49V64H48ZM48 65H47V66H48ZM73 65H75V64H73ZM79 65H80V64H79ZM83 65H84V64H83ZM86 65H87V64H86ZM97 65H98V63H97ZM120 65H121V63H120ZM128 65H129V64H128ZM163 65H164V64H163ZM197 65H198V64H196V66H197ZM204 65H205V64H204ZM223 65H226V64H223ZM47 66H46V67H47ZM81 66H82V65H81ZM81 66H80V68H81ZM91 66H92V65H91ZM102 66H103V65H102ZM157 66H158V65H157ZM177 66H178V64H177ZM215 66H216V65H215ZM227 66H228V65H227ZM233 66H234V64H233ZM1 67H2L3 69L5 68L4 65L1 66ZM1 67H0V68H1ZM10 67H13V66H10ZM34 67H35V66H34ZM57 67H58V66H57ZM60 67H61V66H60ZM60 67H58V68H60ZM67 67H68V65H67ZM75 67H76V66H75ZM78 67H79V66H78ZM83 67H85V66H83ZM83 67H82V68H83ZM93 67H95V66H93ZM163 67H164V66H163ZM165 67H166V66H165ZM165 67H164V68H165ZM188 67H189V66H188ZM207 67H208V66H207ZM207 67H206V69L209 68V67H208V68H207ZM210 67H211V65H210ZM221 67H222V66H221ZM225 67H226V66H225ZM236 67H237V65H236ZM2 68H1V69H2ZM28 68H29V67H28ZM35 68H36V67H35ZM35 68H34V69H35ZM69 68H71V67H69ZM69 68H67V69H69ZM76 68H77V67H76ZM98 68H99V67H98ZM118 68H119V67H118ZM141 68H142V66H141ZM157 68H158V67H157ZM167 68H168V67H167ZM180 68H181V67H180ZM180 68H179V69H180ZM185 68H186V67H185ZM199 68H201V66L198 67V69H199ZM211 68H212V67H211ZM214 68H215V67H214ZM7 69H8V68H7ZM32 69H33V68H32ZM34 69H33L32 73L35 72ZM37 69H38V67H37ZM37 69H36V70H37ZM46 69H47V68H46ZM48 69H49V68H48ZM65 69H66V68H65ZM73 69H74V68H73ZM77 69H78V68H77ZM86 69H87V68H86ZM95 69H96V68H95ZM103 69H104V68H103ZM106 69H107V68H106ZM132 69H133V68H132ZM155 69H156V68H155ZM179 69H178V70H179ZM195 69L197 70V68H195ZM209 69H210V68H209ZM212 69H213V68H212ZM217 69H218V68H217ZM222 69H223V68H222ZM229 69H230V68H229ZM233 69H234V68H233ZM235 69H236V68H235ZM247 69H248V68H247ZM11 70H12V69H11ZM18 70H19V69H18ZM20 70H21V69H20ZM22 70H21V71H22ZM59 70H60V69H59ZM97 70H98V69H97ZM99 70H100V69H99ZM107 70H108V69H107ZM118 70H119V69H118ZM142 70H143V69H142ZM144 70H145V69H144ZM147 70H148V68H147ZM151 70H152V69H151ZM153 70H154V69H153ZM153 70H152V71H153ZM173 70H174V69H173ZM189 70H190V69H189ZM196 70H195V71H196ZM199 70H200V69H199ZM202 70H203V67H202ZM238 70H239V69H238ZM3 71H4V70H3ZM5 71L7 72V70H5ZM60 71H61V70H60ZM73 71H74V70H73ZM93 71H94V70H93ZM95 71H96V70H95ZM95 71L93 72V74H95V73L97 72V71H96V72H95ZM108 71H110V69H109ZM133 71H134V69H133ZM162 71H163V68H162ZM180 71H181V69H180ZM182 71L184 72V70H182ZM185 71H186V70H185ZM204 71H205V70H204ZM209 71H210V70H209ZM212 71H213V70H212ZM215 71H216V70H215ZM223 71L225 72V70H222L221 72L223 73ZM9 72H10V70H9ZM16 72H17V71H16ZM16 72H15V73H16ZM18 72H19V71H18ZM42 72L44 73V70H42ZM103 72H104V71H103ZM105 72H106V71H105ZM143 72H144V71H143ZM158 72H159V71H158ZM192 72H193V71H191L190 73H192ZM197 72L199 73V71H197ZM201 72H202V71H201ZM205 72H207V71H205ZM231 72H232V71H231ZM237 72H238V71H237ZM21 73H23V72H21ZM27 73H28V72H27ZM57 73H58V72H57ZM57 73H56V75H58ZM62 73H63V72H62ZM74 73H75V71H74ZM79 73H80V72H79ZM84 73H85V72H84ZM89 73H91V69H90V72H89ZM122 73H123V72H122ZM126 73H127V71H126ZM134 73H135V72H134ZM138 73H139V72H138ZM140 73H141V72H140ZM146 73H147V72H146ZM159 73H160V72H159ZM173 73H174V72H173ZM173 73H172V74H173ZM176 73H177V71H176ZM186 73H187V74H190V73H188V72H186ZM195 73H196V72H195ZM214 73H216V76H217V73H219V71H218V72H214ZM240 73H241V72H240ZM2 74H3V72H2ZM13 74H14V73H13ZM37 74H38V73H37ZM37 74H36V75H37ZM41 74H42V73H41ZM63 74H64V73H63ZM65 74H66V72H65ZM81 74H82V73H81ZM91 74H92V73H91ZM93 74H92V75H93ZM108 74H109V73H108ZM129 74H130V73H129ZM136 74H137V73H136ZM148 74H150V73H148ZM170 74H171V73H170ZM172 74H171V75H172ZM184 74H185V73H184ZM192 74H194V72H193ZM202 74H203V73H202ZM209 74H210V73H209ZM212 74H213V73H212ZM21 75H22V74H21ZM23 75H24V73H23ZM26 75H27V74H26ZM32 75H34V74H32ZM36 75H35V76H36ZM60 75H62V74H60ZM68 75H69V74H68ZM77 75H79V74H77ZM85 75H86V74H85ZM95 75H97V74H95ZM101 75H102V74H101ZM104 75H105V74H104ZM123 75H124V74H123ZM142 75H143V74H142ZM153 75H154V73H153ZM153 75H152V76H153ZM160 75H161V74H160ZM165 75H166V74H165ZM196 75H198V74H196ZM203 75L205 76V74H203ZM203 75H202V76H203ZM213 75H214V74H213ZM2 76H3V75H2ZM30 76H31V74H30ZM38 76H39V75H38ZM41 76H42V75H41ZM93 76H94V75H93ZM135 76H136V75H135ZM135 76H133V77L135 78ZM138 76H139V75H138ZM143 76H144V75H143ZM162 76H163V75H162ZM166 76H167V75H166ZM182 76H183V75H182ZM192 76H193V75H192ZM222 76H223V75H222ZM252 76H253V75H252ZM16 77H17V76H16ZM20 77H21V76H20ZM27 77H28V76H27ZM32 77H33V76H31V78H32ZM57 77H58V76H57ZM62 77H63V79L65 78L64 76H62ZM67 77H68V76H67ZM69 77H70V75H69ZM96 77H99V76H96ZM101 77H102V76H101ZM108 77H109V76H108ZM117 77H118V76H117ZM141 77H142V76H141ZM144 77H145V76H144ZM150 77H151V76H150ZM169 77H170V75H169ZM190 77H191V76H190ZM194 77H195V76H194ZM213 77H214V76H213ZM227 77H228V78H226V80L229 79V75H228ZM230 77H232V75H231ZM0 78H1V76H0ZM77 78H78V76H77ZM77 78H76V79H77ZM110 78H111V77H110ZM125 78H126V76H125ZM125 78H124V79H125ZM152 78H153V77H152ZM175 78H176V77H175ZM183 78H184V77H183ZM185 78H186V77H185ZM197 78L199 79V77H197ZM214 78H215V77H214ZM214 78H213V79H214ZM222 78H223V77H222ZM222 78H221V80H223ZM10 79H11V78H10ZM18 79H19V78H17V81H18ZM37 79H39V78H37ZM54 79H55V78H54ZM56 79H57V78H56ZM56 79H55V80H56ZM63 79H62V80H63ZM76 79H75V80H76ZM94 79H95V77H94ZM102 79H103V78H102ZM129 79H130V78H129ZM142 79H143V78H142ZM145 79H146V78H145ZM154 79H155V78H154ZM165 79H166V78H165ZM176 79H177V78H176ZM179 79H180V77H179ZM192 79H193V78H192ZM195 79H196V77H195ZM195 79H194V80H195ZM203 79H204V78H203ZM203 79H202V80H203ZM211 79H212V77H211ZM213 79H212V80H213ZM215 79H216V78H215ZM238 79H239V78H238ZM238 79H237V80H238ZM2 80H3V79H2ZM29 80H30V79H29ZM34 80H35V78H34ZM52 80H53V79H52ZM59 80H60V79H59ZM68 80H70V78H69ZM97 80H98V79H97ZM107 80H108V78H107ZM109 80H110V79H109ZM143 80H144V79H143ZM166 80H167V79H166ZM196 80H197V79H196ZM218 80H220V78H219ZM224 80H225V78H224ZM226 80H225V81H226ZM229 80H230V79H229ZM4 81H5V80H4ZM10 81H11V80H10ZM21 81H22V79H21ZM38 81H39V80H38ZM71 81H72V80H71ZM73 81H74V80H73ZM78 81H82V80H80V78H79ZM86 81H87V79H86ZM88 81H89V80H88ZM98 81H99V80H98ZM170 81H172V80H170ZM180 81H181V80H180ZM206 81H207V80H206ZM213 81L215 82L216 80H213ZM15 82H16V81H15ZM18 82H19V81H18ZM67 82H68V81H67ZM94 82H95V80H94ZM101 82H103V81H101ZM131 82H132V81H131ZM173 82H175V80H174ZM186 82H187V81H186ZM188 82H189V81H188ZM191 82H192V81H191ZM210 82H211V80H210ZM220 82H221V81H220ZM220 82H219V84H220ZM227 82L229 83V81H227ZM227 82H226V83H227ZM231 82H232V81H230V83H231ZM0 83H1V82H0ZM2 83H4V82L2 81ZM27 83H29V82H27ZM33 83H34V81H33ZM65 83H66V82H65ZM68 83H70V82H68ZM74 83H75V81H74ZM76 83H77V82H76ZM76 83H75V84H76ZM86 83H87V82H86ZM99 83H100V82H99ZM99 83H98V86H99ZM111 83H112V81H111ZM163 83H165V82H163ZM178 83H179V82H178ZM178 83L175 82V84H178ZM193 83H194V81H193ZM199 83H200V82H199ZM224 83H225V82H224ZM224 83H223V84H224ZM228 83H227L226 85H228ZM16 84H17V83H16ZM20 84H22V83H20ZM23 84H24V83H23ZM23 84H22V85H23ZM31 84H32V83H31ZM40 84H41V83H40ZM58 84H59V83H58ZM63 84H64V83H63ZM63 84H62V85H63ZM70 84H72V83H70ZM105 84H106V83H105ZM107 84H108V83H107ZM107 84H106V85H107ZM133 84H134V83H133ZM184 84H185V82H184ZM186 84H187V83H186ZM189 84H190V83H189ZM202 84H203V83H202ZM206 84H208V83H206ZM10 85H13V84H10ZM27 85H28V84H27ZM33 85H34V84H33ZM43 85H44V84H43ZM56 85H57V84H56ZM59 85H60V84H59ZM59 85H58V86H59ZM90 85H91V84H90ZM95 85H96V82H95ZM131 85H132V83H131ZM134 85H136V84H134ZM142 85H143V84H142ZM169 85H170V84H169ZM180 85H181V84H180ZM191 85H193V84H191ZM196 85H197V84H196ZM220 85H221V84H220ZM224 85H225V84H224ZM3 86H5V85L3 84ZM19 86H20V85H19ZM28 86H30V85H28ZM31 86H32V85H31ZM44 86H45V85H44ZM96 86H97V85H96ZM108 86H109V84H108ZM119 86H120V84H119ZM138 86H139V85H138ZM150 86H151V85H150ZM171 86H172V85H171ZM173 86H174V83H173ZM209 86H210V88H211V85H209ZM215 86H216V84H215ZM222 86H223V85H222ZM222 86H221V88H222ZM234 86H235V85H234ZM6 87H7V86H6ZM13 87H14V89H15V86H13ZM25 87H26V84H25ZM38 87H39V85H38ZM62 87H63V86H62ZM72 87H73V86H72ZM75 87H76V85H75ZM83 87H84V86H83ZM128 87H129V85H128ZM136 87H137V86H136ZM158 87L161 88V86H158ZM175 87H176V86H175ZM179 87H180V89H181V86H179ZM0 88H1V86H0ZM8 88H9V86H8ZM81 88H82V86H81ZM84 88H85V87H84ZM90 88H91V87H89V89H90ZM94 88H95V87H94ZM166 88H167V87H166ZM176 88H178V87H176ZM189 88H190V87H189ZM218 88H219V87H218ZM221 88H220V89H221ZM228 88H229V87H228ZM230 88H231V87H230ZM4 89H5V88H4ZM12 89H13V88H12ZM14 89H13V91H14ZM17 89H18V88H17ZM30 89H31V87H30ZM58 89H60V88H58ZM61 89H62V88H61ZM109 89H110V88H109ZM172 89H173V87H172ZM187 89H188V88H187ZM187 89H185V91H186ZM194 89H195V88H194ZM194 89H192V90H194ZM223 89H224V88H223ZM225 89H226V88H225ZM237 89H238V88H237ZM0 90H1V89H0ZM2 90H3V89H2ZM2 90H1L0 92H2ZM10 90H11V89H10ZM21 90H22V89H21ZM65 90H66V89H65ZM73 90H74V89H73ZM82 90H83V89H82ZM96 90H97V89H96ZM130 90H131V89H130ZM134 90H135V89H134ZM173 90H174V89H173ZM178 90H179V89H178ZM203 90H204V89H203ZM208 90H209V89H208V87H207V91H208ZM212 90H213V89H212ZM232 90H233V89H232ZM4 91H5V90H4ZM4 91H3V93H4ZM61 91H62V90H61ZM74 91H75V90H74ZM88 91H89V90H88ZM88 91H87V92H88ZM113 91H114V89H113ZM139 91H140V90H139ZM181 91L183 92V90H181ZM190 91H191V90H190ZM196 91H197V90H196ZM216 91H217V90H216ZM221 91H222V89H221ZM224 91H226V90H224ZM227 91H228V89H227ZM230 91H231V90H230ZM6 92H7V91H6ZM6 92H5V93H6ZM48 92H49V89H48ZM48 92H47V94H48ZM59 92H60V91H59ZM62 92H63V91H62ZM62 92H61V93H62ZM65 92H66V91H65ZM80 92H81V91H80ZM89 92H90V91H89ZM114 92H115V91H114ZM166 92H167V91H166ZM176 92H178V91L176 90ZM187 92H188V91H187ZM187 92H185V93H187ZM210 92H211V91H210ZM210 92H209V93H210ZM219 92H220V91H219ZM231 92H232V91H231ZM233 92H234V90H233ZM14 93H15V92H14ZM32 93H33V92H32ZM75 93H76V92H75ZM83 93H84V92H83ZM85 93H86V92H85ZM85 93H84V95H85ZM94 93H95V92H94ZM171 93H172V92H171ZM178 93H179V92H178ZM189 93H190V92H189ZM191 93H192V92H191ZM202 93H203V92H202ZM207 93H208V92H207ZM213 93H215V92H213ZM221 93H222V92H221ZM228 93H230V92H228ZM234 93H235V92H234ZM73 94H74V93H73ZM76 94H77V93H76ZM95 94H96V93H95ZM131 94H132V93H131ZM135 94H136V93H135ZM157 94H158V93H157ZM172 94H173V93H172ZM172 94H170V95H172ZM175 94H176V93H175ZM182 94H183V93H182ZM204 94H205V93H204ZM223 94H224V93H223ZM225 94H226V93H225ZM0 95H2V94H0ZM51 95H52V94H51ZM57 95H60V93L57 94ZM84 95H83V97L86 98L87 96L85 97ZM99 95H100V94H99ZM102 95H104V94H102ZM102 95H101V97H102ZM105 95H106V94H105ZM107 95H108V94H107ZM128 95H129V94H128ZM178 95H179V94H178ZM183 95H185V94H183ZM183 95H182V97H183ZM186 95H187V94H186ZM186 95H185V96H186ZM214 95H215V94H214ZM218 95H220V94H218ZM227 95H228V94H227ZM232 95H233V94H232ZM42 96H43V95H42ZM46 96H47V95H46ZM65 96H66V95H65ZM75 96H76V95H75ZM90 96H91V95H90ZM134 96H135V95H134ZM140 96H141V95H140ZM176 96H177V94H176ZM187 96H188V95H187ZM196 96H197V95H196ZM202 96H203V95H202ZM228 96H229V95H228ZM228 96H227V97H228ZM57 97H58V96H57ZM68 97H69V95H68ZM92 97H93V95H92ZM104 97H105V96H104ZM104 97H103V98H104ZM173 97H174V96H173ZM178 97H179V96H178ZM197 97H198V96H197ZM197 97H196V98H197ZM210 97H211V96H210ZM223 97H224V96H223ZM225 97H226V96H225ZM5 98H6V96H5ZM24 98H25V97H24ZM66 98H67V97H66ZM66 98H65L64 100H66ZM87 98H88V97H87ZM135 98H136V97H135ZM135 98H134V99H135ZM143 98H144V97H143ZM162 98H163V96H162ZM188 98H190V97L188 96ZM204 98H205V97H204ZM212 98H213V97H212ZM212 98H211V99H212ZM214 98H215V97H214ZM233 98H234V97H233ZM7 99H8V98H7ZM58 99H59V97H58ZM72 99H74V97H72ZM78 99H79V97L77 98V101H78ZM89 99H91V98H89ZM92 99H93V98H92ZM92 99H91V100H92ZM111 99H112V98H111ZM117 99H118V98H117ZM141 99H142V96H141ZM147 99H148V98H147ZM156 99H157V98H156ZM170 99L172 100V98H170ZM182 99H183V98H182ZM201 99H203V97H202ZM201 99H200V100H201ZM206 99H209V98H206ZM215 99H216V98H215ZM221 99H224V98L221 97ZM221 99H220V100H221ZM230 99H232L231 96H230ZM13 100H14V99H13ZM22 100H23V98H22ZM22 100H20L21 102H23L22 104L26 105V103H24V102H26V101H24V100L22 101ZM69 100H70V97H69ZM82 100H84V99H82ZM82 100H81V101H82ZM93 100H95V99H93ZM99 100H100V98H99ZM103 100H104V99H103ZM115 100H116V99H115ZM115 100H114V101H115ZM120 100H121V99H120ZM131 100H132V99H131ZM186 100H187V99H186ZM190 100H191V99H190ZM198 100H199V99H198ZM203 100H204V99H203ZM216 100H217V99H216ZM240 100H241V99H240ZM30 101H31V100H30ZM33 101H34V100H33ZM66 101H67V100H66ZM66 101H64V102H66ZM79 101H80V100H79ZM96 101H97V100H96ZM124 101H125V99H124ZM137 101H138V100H137ZM142 101H143V100H142ZM147 101H148V100H147ZM149 101H150V100H149ZM162 101H163V100H162ZM175 101H176V99H175ZM194 101H195V100H194ZM209 101H210V100H209ZM209 101H208V102H209ZM221 101H222V100H221ZM221 101H220V102H221ZM224 101H225V100H224ZM224 101H223V102H224ZM233 101H234V100H233ZM4 102H5V101H4ZM6 102H8V101H6ZM9 102H10V101H9ZM64 102H63V103H64ZM72 102H73V100H72ZM75 102H76V101H75ZM85 102H86V101H85ZM88 102H89V101H88ZM108 102H109V101H108ZM108 102H106V103H108ZM125 102H126V101H125ZM164 102H166V101H164ZM164 102H163V103H164ZM171 102H172V101H171ZM177 102H179V101H177ZM192 102H193V101H192ZM192 102H191V105H190L191 107H192ZM201 102H202V100H201ZM205 102H206V101H205ZM217 102H218V100H217ZM223 102H222V106L224 105ZM234 102H235V101H234ZM237 102H238V100H237ZM1 103H2V102H1ZM41 103H42V102H41ZM59 103H60V101H59ZM69 103H71V102H69ZM81 103H82V102H81ZM104 103H105V102H104ZM106 103H105V104H106ZM113 103H114V102H113ZM122 103H123V102H122ZM127 103H128V102H127ZM142 103H143V102H142ZM155 103H156V101H155ZM161 103H162V102H161ZM180 103H181V102H180ZM196 103H197V102H196ZM210 103H212V100H211ZM229 103H230V101H229ZM232 103H233V102H231V104H232ZM239 103H240V102H239ZM239 103H238V104H239ZM7 104H8V103H7ZM11 104H12V103H11ZM72 104L74 105V103H72ZM76 104H77V102H76ZM76 104H75V105H76ZM83 104H84V103H83ZM88 104H89V103H88ZM99 104H100V103H99ZM129 104H130V103H129ZM144 104H145V103H144ZM149 104H150V103H149ZM156 104H157V103H156ZM159 104H160V103H159ZM171 104H172V103H171ZM189 104H190V103H189ZM198 104H199V103H198ZM202 104H204V103H202ZM206 104H208V103H206ZM215 104H216V103H215ZM218 104H219V103H218ZM218 104H217L216 106H218ZM233 104H234V103H233ZM241 104H242V102H241ZM31 105H32V104H31ZM68 105H69V104H68ZM81 105H82V104H81ZM96 105H97V103H96ZM96 105H95V107H96ZM108 105H109V104H108ZM114 105H115V104H114ZM123 105H124V104H123ZM151 105H152V104H151ZM151 105H150V107H151ZM177 105H178V104H177ZM180 105H181V104H180ZM208 105H209V104H208ZM210 105H211V104H210ZM210 105H209V106H210ZM225 105H226V104H225ZM9 106H10V103H9ZM9 106H7V107L9 108ZM27 106H28V104H27ZM27 106H26V108H27ZM32 106H33V105H32ZM40 106H41V105H40ZM45 106H46V105H45ZM60 106H61V105H60ZM64 106H65V104H64ZM64 106H63V107H64ZM70 106H71V104H70ZM157 106L159 107L158 104H157ZM162 106H163V105H162ZM162 106H160V107H162ZM168 106H169V108H170V103H169ZM178 106H179V105H178ZM181 106H182V105H181ZM204 106H205V105H204ZM213 106H214V105H213ZM219 106H220V105H219ZM246 106H247V105H246ZM2 107H3V106H2ZM15 107H16V106H15ZM36 107H37V106H36ZM91 107H92V106H91ZM103 107H104V106H102V108H103ZM106 107H107V106H106ZM138 107H139V106H138ZM141 107H142V104H141ZM145 107H146V105H145ZM176 107H177V106H176ZM184 107H185V105L183 106V108H184ZM197 107H198V106H197ZM240 107H241V105H240ZM38 108H39V107H38ZM56 108H57V107H56ZM72 108H73V106H72ZM74 108H75V107H74ZM78 108H79V107H78ZM97 108H98V107H97ZM133 108H134V107H133ZM167 108H168V107H167ZM174 108H175V107H174ZM189 108H190V107H189ZM193 108L195 109V107H193ZM204 108H205V107H204ZM206 108H207V106H206ZM206 108H205V110H206ZM214 108H215V106H214ZM214 108H213V109H214ZM217 108H218V107H217ZM217 108H215V109H217ZM230 108H231V106H230ZM242 108H243V107H242ZM3 109H4V107H3ZM6 109H7V108H6ZM6 109H4V110H6ZM35 109H37V108H35ZM42 109H43V108H42ZM66 109H67V108H66ZM66 109H65V110H66ZM68 109H69V108H68ZM85 109H87V108H85ZM98 109H100V108H98ZM146 109H148V108H146ZM149 109H150V108H149ZM149 109H148V110H149ZM159 109H160V108H159ZM162 109H163V107H162ZM178 109H180V108H178ZM186 109H187V108H186ZM196 109H197V108H196ZM209 109H210V107H209ZM221 109H222V108H221ZM225 109H226V108H225ZM227 109H228V108H227ZM231 109H233V108H231ZM243 109H244V108H243ZM7 110H8V109H7ZM12 110H16V109H15V108H14V109L12 108ZM58 110H59V109H58ZM71 110H72V109H71ZM101 110H103V109H100V113L102 112ZM105 110H106V109H105ZM123 110H124V109H123ZM134 110H135V109H134ZM136 110H137V109H136ZM139 110H140V109H139ZM150 110H151V109H150ZM152 110H153V109H152ZM175 110H176V109H175ZM188 110H189V109H188ZM201 110H202V109H201ZM228 110H229V109H228ZM0 111H1V106H0ZM8 111H9V110H8ZM17 111H18V110H17ZM23 111H24V110H23ZM23 111H22L21 113H23ZM31 111H32V110H31ZM43 111H44V109H43ZM61 111H62V107H61ZM69 111H70V109H69ZM94 111H95V109H94ZM97 111H98V110H97ZM153 111H154V110H153ZM165 111L167 112V109H165ZM177 111H178V110H177ZM180 111H182V110H180ZM202 111H203V110H202ZM220 111H221V110H220ZM220 111H219V113H220ZM231 111H232V110H231ZM5 112H6V111H5ZM18 112H20V111H18ZM55 112H56V111H55ZM66 112H67V111H66ZM77 112H78V111H77ZM87 112H88V111H87ZM103 112H104V110H103ZM103 112H102V113H103ZM114 112H115V111H114ZM122 112H123V111H122ZM174 112H175V111H174ZM182 112H183V111H182ZM196 112L198 113V111H196ZM205 112H206V111H205ZM208 112H212V114H213V111H208ZM216 112H217V111H216ZM232 112H233V111H232ZM236 112H237V111H236ZM0 113H1V112H0ZM26 113H27V112H26ZM57 113H61V112L58 111ZM68 113H69V112H68ZM79 113H80V112H79ZM85 113H86V112H85ZM89 113H90V112H89ZM96 113H97V112H96ZM102 113H101V114H102ZM133 113H134V112H133ZM157 113H158V111H157ZM161 113H162V112H161ZM183 113H184V112H183ZM190 113H191V112H190ZM194 113H195V112H194ZM3 114H4V113H3ZM10 114H11V113H10ZM27 114H28V113H27ZM44 114H45V113H44ZM66 114H67V113H66ZM71 114H73V113L71 112ZM86 114H87V113H86ZM104 114H105V112H104ZM112 114H113V113H112ZM152 114H153V113H152ZM176 114H179V113L177 112ZM176 114H174L173 116H176ZM188 114H189V113H187V115H188ZM241 114H242V113H241ZM17 115H18V113H17ZM21 115L23 116V114H20V116H21ZM29 115H30V114H29ZM41 115H42V114H41ZM47 115H48V114H47ZM74 115H79V114H76V111H75V114H74ZM93 115H94V114H93ZM93 115H92V116H93ZM107 115H108V114H107ZM107 115H106V116H107ZM158 115H159V113H158ZM167 115H168V114H167ZM182 115H183V114H182ZM182 115H181V118H182ZM189 115H190V114H189ZM192 115H193V114H192ZM199 115H200V114H199ZM208 115L210 116V114H208ZM224 115H227V114H224ZM236 115H237V114H236ZM238 115H239V114H238ZM0 116H1V115H0ZM4 116H5V114H4ZM6 116H7V115H6ZM10 116H12V115H10ZM22 116H21V117H22ZM55 116H56V115H55ZM57 116H59V115H57ZM57 116H56V117H57ZM66 116H67V115H66ZM89 116H90V114H89ZM103 116H104V115H103ZM110 116H111V115H110ZM120 116H122V115H120ZM154 116H155V115H154ZM173 116H172V119H173ZM183 116H184V115H183ZM190 116H191V115H190ZM247 116H248V115H247ZM2 117H3V116H2ZM18 117H19V116H18ZM53 117H54V115H53ZM64 117H65V116H64ZM73 117H74V116H73ZM82 117H83V116H82ZM94 117H95V115H94ZM97 117H98V115H97ZM111 117H112V116H111ZM155 117H156V116H155ZM160 117H161V116H160ZM168 117H169V116H168ZM170 117H171V116H170ZM170 117H169V118H170ZM178 117H179V116H178ZM198 117H199V116H198ZM205 117H208V116H205ZM219 117H220V116H219ZM219 117H218V118H219ZM224 117H225V116H224ZM235 117H236V116H235ZM238 117H239V116H238ZM13 118H14V117H13ZM15 118H17V117H15ZM19 118H20V117H19ZM22 118H23V117H22ZM26 118H29V116H28V117L26 116ZM26 118H25V119H26ZM57 118H58V117H57ZM76 118H77V117H76ZM86 118H87V116H86ZM99 118H101V117H99ZM161 118H162V117H161ZM165 118H167V117H165ZM190 118H192V117H190ZM193 118H194V117H193ZM193 118H192V119H193ZM195 118H196V117H195ZM195 118H194V119H195ZM200 118H202V117L200 116ZM200 118H199V119H200ZM212 118H213V117H212ZM220 118H221V117H220ZM220 118H219V119H220ZM226 118H227V117H226ZM4 119H5V118H4ZM7 119L9 120V116H7ZM72 119H74V118H72ZM82 119H83V118H82ZM90 119L92 120V119H95V118H91V117H90ZM109 119H110V117H109ZM179 119H180V118H179ZM184 119H185V118H183V121H184ZM186 119H187V117H186ZM186 119H185V121H186ZM188 119H189V117H188ZM216 119H217V118H216ZM224 119H225V118H224ZM230 119H231V118H230ZM248 119H249V118H248ZM1 120H2V119H1ZM8 120H6V122H7ZM15 120H16V119H15ZM69 120H70V119H69ZM95 120H98V118L95 119ZM106 120H107V119H106ZM154 120H155V119H154ZM154 120H153V121H154ZM175 120H176V119H175ZM220 120H222V118H221ZM220 120H218V121H220ZM234 120H235V119H234ZM237 120H238V119H237ZM245 120H246V119H245ZM10 121H11V120H10ZM44 121H45V120H44ZM47 121H48V120H47ZM47 121H46L45 123H47ZM58 121H59V120H57V122H58ZM77 121H78V120H77ZM101 121H102V120H101ZM104 121H105V120H104ZM131 121H132V120H131ZM133 121H134V120H133ZM158 121H160V120H158ZM170 121H171V120H169V122H170ZM177 121H178V120H177ZM218 121H217V122H218ZM228 121H229V120H228ZM240 121H241V117H240ZM66 122H67V121H66ZM72 122H73V121H72ZM87 122H88V121H87ZM96 122H97V121H96ZM96 122H95V123H96ZM99 122H100V121H99ZM116 122H117V121H116ZM167 122H168V121H167ZM174 122H175V121H174ZM207 122H208V121H207ZM220 122H221V121H220ZM223 122H224V121H223ZM230 122H231V120H230ZM244 122H245V121H244ZM251 122H252V121H251ZM4 123H5V121H4ZM11 123H12V121H11ZM20 123H21V122H20ZM20 123H19V124H20ZM22 123H23V122H22ZM30 123H31V122H30ZM38 123H40V122H38ZM48 123H49V121H48ZM48 123H47V125H48ZM58 123H59V122H58ZM63 123H64V121H63ZM75 123H76V122H75ZM81 123H82V120H81ZM88 123H90V122H88ZM109 123H110V122H109ZM112 123H113V121H112ZM118 123H119V121H118ZM151 123H152V122H151ZM184 123H185V122H184ZM187 123H188V122H187ZM190 123H191V122H190ZM199 123H200V122H199ZM201 123H202V122H201ZM209 123H210V122H209ZM209 123H208V124H209ZM215 123H216V120H215ZM233 123H234V122H233ZM0 124H1V123H0ZM8 124H9V123H8ZM8 124H7V125H8ZM51 124H52V123H51ZM59 124H60V123H59ZM79 124H80V123H79ZM170 124H171V122H170ZM177 124H179V123H177ZM181 124H183V123H181ZM181 124H180V125H181ZM204 124H205V123H204ZM226 124H227V123H226ZM1 125H2V124H1ZM5 125H6V124H5ZM12 125H13V124H12ZM14 125H15V124H14ZM37 125H38V124H37ZM41 125H42V122H41ZM52 125H53V124H52ZM52 125H51V126H52ZM74 125H75V124H74ZM83 125H84V123H83ZM89 125H90V124H89ZM100 125H101V124H100ZM107 125H108V124H107ZM107 125H106V126H107ZM158 125H159V124H158ZM194 125H196V124H194ZM228 125H229V123H228ZM233 125H234V124H233ZM9 126H10V125H9ZM19 126H21V125H19ZM49 126H50V124H49ZM49 126H48V128H49ZM51 126H50V127H51ZM65 126H67V125H65ZM70 126H71V124L68 123V127H70ZM84 126H85V125H84ZM84 126H83V128H84ZM102 126H103V125H102ZM154 126H155V125H154ZM173 126H174V124H173ZM173 126H172V127H173ZM182 126H184V125H182ZM213 126L215 127L214 124H213ZM213 126H212L211 128H213ZM216 126H217V125H216ZM235 126H237V125H235ZM255 126H256V125H255ZM32 127H33V125H32ZM32 127H31V128H32ZM35 127H36V126H35ZM43 127H44V126H43ZM81 127H82V124H81ZM113 127H114V126H113ZM113 127H112V128H113ZM136 127H137V126H136ZM144 127H146V126H144ZM157 127H158V126H157ZM162 127H163V126H162ZM172 127H171V128H172ZM190 127H191V126H190ZM195 127H196V126H195ZM202 127H203V126H202ZM228 127H229V126H228ZM5 128H6V127H5ZM13 128H14V127H13ZM19 128H20V127H19ZM21 128H22V126H21ZM37 128H38V126H37ZM37 128H36V129H37ZM41 128H42V127H41ZM41 128H39V129H41ZM46 128H47V127H46ZM46 128H45V129H46ZM65 128H66V127H65ZM72 128H73V127H72ZM79 128H80V127H79ZM83 128H82V129H83ZM164 128H166V127H164ZM174 128H175V127H174ZM177 128H178V127H177ZM179 128H180V127H179ZM179 128H178V129H179ZM185 128H186V127H185ZM191 128H192V127H191ZM3 129H4V128H3ZM33 129H35V128H33ZM33 129H31V130H33ZM36 129H35V130H36ZM57 129H60V127L57 128ZM63 129H64V128H63ZM74 129H75V128H74ZM84 129H85V128H84ZM100 129H101V131H102L103 128H100ZM104 129H105V128H104ZM110 129H111V128H110ZM114 129H115V128H114ZM122 129H123V128H122ZM132 129H133V128H132ZM152 129H153V127H152ZM169 129H170V128H169ZM181 129H182V127H181ZM188 129H189V128H188ZM20 130H21V129H20ZM25 130H26V128H25ZM35 130H34V131H35ZM72 130H73V129H71V133H72ZM79 130H80V129H79ZM89 130H90V129H89ZM89 130H88V131H89ZM98 130H99V129H98ZM126 130H127V129H126ZM146 130H147V129H146ZM153 130H155V129H153ZM171 130H172V129H171ZM174 130H176V129H174ZM179 130H180V129H179ZM189 130H190V129H189ZM199 130H200V129H199ZM206 130H207V129H206ZM209 130H210V129H209ZM6 131H8V130H6ZM18 131H19V130H18ZM18 131H17V132H18ZM36 131H37V130H36ZM40 131H41V130H40ZM55 131H56V130H55ZM63 131H64V130H63ZM73 131H74V130H73ZM75 131L78 132L77 130H75ZM84 131H86V130H84ZM84 131H83V132H84ZM176 131H177V130H176ZM186 131H187V130H186ZM190 131H191V130H190ZM190 131H189V133H190ZM197 131H198V130H197ZM0 132H1V131H0ZM31 132H32V131H31ZM56 132H57V131H56ZM64 132H65V131H64ZM69 132H70V131H69ZM81 132H82V131H81ZM83 132H82V133H83ZM90 132H91V131H90ZM93 132H94V130H93ZM103 132H104V130L102 131V134H103ZM109 132H110V131H109ZM120 132H121V131H120ZM123 132H124V131H123ZM136 132H137V131H136ZM141 132H142V131H141ZM155 132H156V131H155ZM161 132H162V130H161ZM173 132H174V131H173ZM179 132H180V131H179ZM187 132H188V131H187ZM201 132H202V131H201ZM206 132H207V131H206ZM22 133H23V132H22ZM22 133H20V134L22 135ZM52 133H53V132H52ZM57 133H59V132H57ZM94 133H95V132H94ZM105 133H106V134H105ZM105 133H104V134L107 135V130L105 131ZM112 133H113V132H112ZM121 133H122V132H121ZM143 133H144V131H143ZM157 133H158V132H157ZM165 133H166V132H165ZM168 133H169V132H168ZM211 133H212V132H211ZM211 133H210V134H211ZM30 134H31V133H30ZM38 134H39V131H38ZM40 134H41V133H40ZM40 134H39V135H40ZM44 134H45V133H44ZM53 134H54V133H53ZM61 134H62V133H61ZM67 134L69 135V133H67ZM77 134H78V133H77ZM80 134H81V133H80ZM80 134H79V135H80ZM88 134H89V133H88ZM97 134H98V132H97ZM104 134H103V135H104ZM113 134H114V133H113ZM122 134H123V133H122ZM141 134H142V133H141ZM147 134H148V132H147ZM197 134H198V133H197ZM202 134H203V133H202ZM210 134H209V135H210ZM213 134H214V133H213ZM238 134H239V133H238ZM31 135H32V134H31ZM31 135H29V137H31ZM46 135H48V134H46ZM59 135H60V134H59ZM83 135H84V133H83ZM83 135H82V136H83ZM93 135H94V134H93ZM98 135H99V134H98ZM98 135H97V136H98ZM116 135H117V134H116ZM119 135H121V134H119ZM145 135H146V134H145ZM169 135H170V133H169ZM189 135H190V134H189ZM203 135H204V134H203ZM76 136H77V135H76ZM86 136H87V132H86ZM94 136H96V134H95ZM113 136H114V135H113ZM126 136H127V135H126ZM150 136H151V135H150ZM152 136H153V135H152ZM155 136H156V135H155ZM157 136H158V135H157ZM191 136H192V134H191ZM217 136H218V134H217ZM222 136H223V135H222ZM1 137H2V136H1ZM6 137H7V136H6ZM6 137H5V138H6ZM16 137H19V136H16ZM34 137H35V136H34ZM51 137H52V136H51ZM61 137H62V135H61ZM67 137H68V136H67ZM69 137L72 138L73 136H69ZM77 137H78V136H77ZM79 137H81V135H80ZM102 137H103V136H102ZM195 137H196V136H195ZM218 137H219V136H218ZM239 137H240V136H239ZM261 137H262V136H261ZM2 138H3V137H2ZM11 138L13 139V137H11ZM43 138H45V137H43ZM75 138H76V137H75ZM83 138L86 139V137H83ZM83 138L81 137L80 140H83ZM98 138H99V136H98ZM123 138H124V137H123ZM155 138H156V137H155ZM166 138H167V136H166ZM187 138H188V137H187ZM192 138H193V137H192ZM225 138H226V137H225ZM21 139H22V138H21ZM21 139L19 140V142L21 141ZM27 139H28V138H27ZM30 139H31V138H30ZM30 139H29V140H30ZM32 139H34V138H32ZM37 139H39V138H37ZM55 139H56V138H55ZM59 139H60V138H59ZM63 139H64V138H63ZM76 139H77V138H76ZM87 139H88V138H87ZM96 139H97V138H94L93 140L96 141ZM101 139H102V138H101ZM106 139H107V138H106ZM115 139H116V138H115ZM141 139H143V138H141ZM162 139H163V138H162ZM168 139H169V138H168ZM193 139H194V138H193ZM201 139H202V138H201ZM201 139L198 138V141L201 140ZM208 139H209V138H208ZM217 139H218V138H216V141H217ZM228 139H229V138H228ZM235 139H236V138H235ZM254 139H255V138H254ZM2 140H3V139H2ZM17 140H18V138H17ZM66 140H67V138H66ZM70 140H71V139H70ZM93 140H92V141H93ZM103 140H104V138H103ZM188 140H189V139H188ZM252 140H253V139H252ZM262 140H263V138H262ZM0 141H1V139H0ZM7 141H8V140H7ZM15 141H16V139H15ZM41 141H42V139H41ZM49 141H50V140H49ZM57 141H58V140H57ZM60 141H61V140H60ZM72 141H73V139H72ZM101 141H102V140H101ZM122 141H123V140H122ZM142 141H143V140H142ZM146 141H148V140H146ZM201 141H202V140H201ZM2 142H3V141H2ZM13 142H14V141H13ZM26 142H27V141H26ZM28 142H29V141H28ZM31 142H32V140H31ZM63 142H64V141H62V143H63ZM67 142L69 143V141H67ZM77 142H78V141H77ZM87 142H89V141H87ZM96 142H97V141H96ZM106 142H107V141H106ZM175 142H176V141H175ZM177 142H178V141H177ZM177 142H176V143H177ZM0 143H1V142H0ZM4 143H5V141H4ZM4 143H3V144H4ZM10 143H11V141H10ZM17 143H18V142H17ZM37 143H39V142L37 141ZM55 143H57V142H55ZM55 143H54V144H55ZM104 143H105V142H104ZM109 143H110V141H109ZM123 143H124V142H123ZM153 143H154V142H153ZM168 143H169V142H168ZM203 143H204V142H203ZM238 143H239V142H238ZM14 144H16V143H14ZM25 144H26V143H25ZM31 144H32V143H31ZM45 144H46V143H45ZM54 144H53V146H54ZM78 144H79V142H78ZM84 144H85V143H84ZM84 144H83V145H84ZM86 144H87V143H86ZM99 144H100V143H99ZM117 144H118V143H117ZM139 144H140V143H139ZM160 144H161V142H160ZM160 144H159V146H160ZM166 144H167V143H166ZM173 144H174V143H173ZM191 144H192V143H191ZM201 144H202V143H201ZM213 144H214V143H213ZM21 145H22V141H21ZM27 145H28V144H27ZM33 145H34V144H33ZM47 145H48V144H47ZM51 145H52V143H51ZM59 145H60V144H59ZM69 145H70V144H69ZM76 145H77V144H76ZM76 145H74V146H76ZM88 145H89V144H88ZM94 145H95V144H94ZM100 145H101V144H100ZM106 145H107V144H106ZM106 145L103 146V144H102V146H103L104 148H105ZM108 145H109V144H108ZM121 145H122V144H121ZM124 145H125V143H124ZM134 145H135V144H134ZM177 145H178V144H177ZM195 145H196V144H195ZM202 145H203V144H202ZM208 145H209V144H208ZM0 146H2V145L0 144ZM3 146H4V145H3ZM13 146H14V145H13ZM19 146H20V145H18L17 148H18ZM29 146H30V144H29ZM39 146H41V145H39ZM39 146H38V147H39ZM45 146H46V145H45ZM53 146H52V147H53ZM56 146H58V145H56ZM61 146H62V145H61ZM95 146H96V145H95ZM109 146H110V145H109ZM148 146H149V145H148ZM148 146H147V147H148ZM165 146H166V145H165ZM167 146H168V145H167ZM175 146H176V145H175ZM7 147H9V146H7ZM15 147H16V146H15ZM23 147H24V144H23ZM23 147H21V148H23ZM26 147H27V146H26ZM32 147H33V146H32ZM32 147H31V149H33ZM41 147H42V146H41ZM47 147H48V146H47ZM86 147H87V146H86ZM88 147L91 149L90 146H88ZM103 147H102V148H103ZM112 147H113V146H112ZM119 147H120V146H119ZM119 147H118V148H119ZM154 147H156V146H154ZM169 147H170V146H169ZM193 147H194V146H193ZM208 147H209V146H208ZM2 148H3V147H2ZM2 148H1V149H2ZM24 148H25V147H24ZM48 148H49V147H48ZM56 148H57V147H56ZM69 148H70V147H69ZM76 148H78V147H76ZM96 148H97V147H96ZM108 148H109V147H108ZM150 148H152V147H150ZM161 148H162V146H161ZM163 148H164V147H163ZM165 148H166V147H165ZM165 148H164V149H165ZM186 148H187V144H186ZM217 148H218V147H217ZM1 149H0V150H1ZM4 149H5V148H4ZM6 149H7V148H6ZM15 149H16V148H15ZM34 149H35V148H34ZM37 149H38V148H37ZM50 149H52V148H50ZM54 149H55V148H53V151H54ZM73 149H74V148H73ZM78 149H79V148H78ZM106 149H107V148H106ZM113 149H114V148H113ZM120 149H121V148H120ZM133 149H135V148H133ZM158 149H159V148H158ZM164 149H162V150L164 151ZM184 149H185V148H184ZM196 149H197V148H196ZM207 149H208V148H207ZM18 150H20V148H19ZM41 150H42V149H41ZM109 150H110V149H109ZM115 150H116V149H115ZM165 150H166V149H165ZM171 150H172V148H171ZM175 150H176V149H175ZM35 151H37V150H35ZM35 151H34V153H35ZM42 151H43V150H42ZM46 151H47V150H46ZM46 151H45V152H46ZM56 151H57V150H56ZM81 151H82V149H81ZM92 151H93V149H92ZM105 151H106V150H105ZM107 151H108V150H107ZM107 151H106V152H107ZM110 151H113V150L111 149ZM116 151H117V150H116ZM148 151H149V150H148ZM185 151H186V150H185ZM1 152H2V151H1ZM4 152H5V151H4ZM29 152H30V151H29ZM38 152H39V151H38ZM78 152H80V151H78ZM84 152H85V150H84ZM96 152H98V150H97ZM96 152H95V153H96ZM113 152H114V151H113ZM113 152H112V153H113ZM121 152H122V151H121ZM121 152H120V153H121ZM155 152H156V151H155ZM173 152H174V151H173ZM177 152H178V151H177ZM202 152H203V151H202ZM24 153H25V151H24ZM36 153H37V152H36ZM55 153H56V152H55ZM130 153H131V152H130ZM137 153H138V152H137ZM149 153H151V152H149ZM162 153H163V152H162ZM167 153H168V152H167ZM185 153H186V152H185ZM212 153H213V152H212ZM2 154H4V153H2ZM2 154H1V155H2ZM7 154H8V152H7ZM39 154H40V153H39ZM79 154H82V155L84 156V153H82V152L79 153ZM89 154H90V151H89ZM97 154H98V153H97ZM101 154H102V153H101ZM109 154H110V153H109ZM135 154H136V153H135ZM160 154H161V153H160ZM164 154H165V153H164ZM190 154H191V153H190ZM209 154H210V153H209ZM222 154H223V153H222ZM5 155H6V152H5ZM11 155H12V154H11ZM37 155H38V154H37ZM43 155H44V154H43ZM52 155H53V153H52ZM91 155H92V153H91ZM98 155H99V154H98ZM107 155H108V154H107ZM120 155H121V154H120ZM165 155H166V154H165ZM211 155H212V154H211ZM2 156H3V155H2ZM2 156H1V157H2ZM20 156H21V155H20ZM20 156H19V157H20ZM33 156H35V155H33ZM40 156H41V155H40ZM53 156H54V155H53ZM69 156H70V155H69ZM83 156H82V157H83ZM92 156H93V155H92ZM137 156H138V154H137ZM166 156H167V155H166ZM3 157H4V156H3ZM7 157H8V156H7ZM27 157H28V156H27ZM29 157H32V156H29ZM37 157H38V156H36V158H37ZM47 157H49V156H47ZM50 157H51V153H50ZM50 157H49V158H50ZM70 157H71V156H70ZM104 157H106V156H104ZM108 157H109V156H108ZM112 157H113V156H112ZM121 157H122V156H121ZM123 157H124V156H123ZM181 157H182V156H181ZM221 157H222V156H221ZM36 158H35V159H36ZM38 158H39V157H38ZM44 158H45V157H44ZM44 158H42V159H44ZM52 158H53V157H52ZM59 158H61V157H59ZM59 158H58V159H59ZM67 158H68V156H67ZM96 158H99V157H96ZM106 158H107V157H106ZM147 158H148V157H147ZM160 158H161V157H160ZM164 158H165V157H164ZM182 158H183V157H182ZM187 158H188V157H187ZM210 158H211V157H210ZM13 159H14V158H13ZM25 159H26V158H25ZM25 159H24V160H25ZM27 159L29 160V159H33V158H27ZM50 159H51V158H50ZM80 159H81V158H80ZM80 159H79V160H80ZM84 159H85V158H84ZM100 159H102V158H100ZM108 159H109V158H108ZM138 159H139V158H138ZM166 159H167V158H166ZM190 159H191V158H190ZM193 159H194V158H193ZM11 160H12V159H11ZM11 160H10V161H11ZM18 160H19V159H18ZM36 160H37V159H36ZM36 160H35V161H36ZM44 160H45V159H44ZM59 160H61V159H59ZM67 160H68V159H67ZM74 160H75V159H74ZM81 160H82V159H81ZM109 160H111V159H109ZM131 160H132V159H131ZM162 160H163V159H162ZM202 160H203V159H202ZM252 160H253V159H252ZM5 161H6V160H4V162H5ZM10 161H9V162H10ZM13 161H14V160H13ZM19 161H20V160H19ZM62 161H63V159H62ZM70 161H71V160H70ZM96 161H97V160H96ZM100 161H101V160H100ZM100 161L98 160V162H100ZM119 161H120V160H119ZM140 161H141V159H140ZM164 161H165V160H164ZM164 161H163V162H164ZM195 161H196V160H195ZM254 161H255V160H254ZM6 162H7V161H6ZM28 162H29V161H28ZM33 162H34V161H33ZM40 162H43V161L41 160ZM58 162H59V161H58ZM60 162H61V161H60ZM76 162H77V161H76ZM76 162H75V163H76ZM81 162H83V161H81ZM94 162H95V161H94ZM98 162H96V163H98ZM101 162H104V161L102 160ZM101 162H100V163H101ZM109 162H111V161H109ZM115 162H116V161H115ZM0 163H3V162L1 161ZM35 163H37V162H35ZM44 163H45V162H44ZM44 163H43V164H44ZM70 163H71V162H70ZM72 163H73V162H72ZM84 163H86V162H84ZM170 163H171V162H170ZM181 163H182V162H181ZM189 163H190V162H189ZM198 163H199V160H198ZM15 164H16V163H15ZM31 164H32V163H31ZM46 164H47V163H46ZM55 164H56V163H55ZM55 164H54V165H55ZM59 164H60V163H59ZM59 164H58V165H59ZM166 164H168V160H167V163H166ZM172 164H173V163H172ZM185 164H186V163H185ZM193 164H194V163H192V165H193ZM195 164H196V163H195ZM211 164H212V163H211ZM262 164H263V163H262ZM262 164H261V165H262ZM0 165H1V164H0ZM2 165H3V164H2ZM2 165H1V166H2ZM19 165H20V164H19ZM19 165H18V166H19ZM28 165H29V163H28ZM40 165H41V164H40ZM49 165H50V164H49ZM54 165H53V167H54ZM58 165H55L56 168H57ZM81 165H83V164H81ZM81 165H80V166H81ZM86 165H87V164H86ZM93 165H94V164H93ZM96 165H97V164H96ZM105 165H106V164H105ZM109 165H110V164H109ZM109 165H108V166H109ZM173 165H174V164H173ZM1 166H0V168H1ZM3 166H4V165H3ZM24 166H25V165H24ZM33 166H34V165H33ZM37 166H38V164H37ZM44 166H45V165H44ZM60 166H61V165H60ZM84 166H85V164H84ZM87 166H88V165H87ZM90 166H91V164H90ZM98 166H99V165H98ZM101 166H102V163H101ZM131 166H132V165H131ZM144 166H145V164H144ZM177 166H178V165H177ZM187 166H188V165H187ZM9 167H11V165H10ZM29 167H30V166H29ZM29 167H28V168H29ZM49 167H50V166H49ZM69 167H70V166H69ZM69 167H68V168H69ZM76 167H77V166H76ZM103 167H104V166H103ZM110 167H111V166H110ZM124 167H125V166H124ZM173 167L175 168V166H173ZM194 167H195V166H194ZM11 168H12V167H11ZM17 168L19 169V167H17ZM26 168H27V167H26ZM30 168H31V167H30ZM37 168H38V167H37ZM39 168H40V167H39ZM41 168H42V167H41ZM61 168H62V167H61ZM64 168H65V167H64ZM64 168H63V169H64ZM83 168H84V167H83ZM89 168H90V167H89ZM113 168H114V166H113ZM137 168H138V167H137ZM18 169H17V170H18ZM20 169H21V168H20ZM32 169H33V168H32ZM45 169H46V167H45ZM49 169L51 170V168H49ZM57 169H58V168H57ZM103 169H104V168H103ZM175 169H176V168H175ZM211 169H212V168H211ZM1 170H2V168H1ZM3 170H4V169H3ZM43 170H44V169H43ZM65 170H66V169H64V171H65ZM74 170H75V169H74ZM85 170H86V169H85ZM87 170H88V169H87ZM90 170H91V169H90ZM92 170H94V168H92ZM126 170H127V168H126ZM161 170H162V169H161ZM193 170H194V168H193ZM5 171H6V170H5ZM5 171H3V173H4ZM19 171H21V170H19ZM28 171H29V170H28ZM28 171H27V172H28ZM33 171H34V170H33ZM56 171H57V170H55L54 173H55ZM61 171H62V170H61ZM95 171H97V170H95ZM194 171H195V170H194ZM197 171H199V170H197ZM214 171H215V170H214ZM12 172H13V171H12ZM12 172H11V174H12ZM27 172H26V173H27ZM34 172H36V171H34ZM46 172H47V171H46ZM46 172H43V171H42V173H44V174H45ZM48 172H49V171H48ZM87 172H88V174H89V172H90V175H91V172H92V171H87ZM93 172H94V171H93ZM98 172H99V171H98ZM178 172H179V171H178ZM28 173H29V172H28ZM31 173L33 174L32 171H31ZM71 173L74 174L73 172H71ZM79 173H80V172H79ZM79 173H78V174H79ZM81 173H82V172H81ZM85 173H86V171H85ZM106 173H107V172H106ZM6 174H7V173H6ZM6 174H5V175H6ZM29 174H30V173H29ZM29 174H28V175H29ZM37 174H38V173H37ZM44 174H43V175H44ZM75 174H76V173H75ZM97 174H98V173H97ZM115 174H116V173H115ZM172 174H173V172H172ZM189 174H190V173H189ZM5 175H3V176H5ZM19 175H20V174H19ZM24 175H25V174H24ZM30 175H31V174H30ZM40 175H42V174H40ZM52 175H53V174H52ZM69 175H70V174H69ZM82 175H83V174H82ZM124 175H125V174H124ZM162 175H163V173H162ZM0 176H2V174H1ZM7 176L9 177V175H7ZM17 176H18V175H17ZM36 176H37V175H36ZM36 176H35V178H34V177H33V178L36 179V178H37ZM45 176H47V173H46V175H44V177H45ZM48 176L50 177L49 174H48ZM55 176H56V175H55ZM77 176H78V175H77ZM87 176H88V175H87ZM110 176H111V175H110ZM115 176H116V175H115ZM129 176H130V175H129ZM201 176H202V175H201ZM19 177H20V176H19ZM25 177H26V176H25ZM27 177H28V176H27ZM63 177H64V176H63ZM74 177H75V176H74ZM90 177H91V176H90ZM94 177H95V176H94ZM164 177H165V175H164ZM187 177H188V176H187ZM193 177H194V176H193ZM0 178H1V177H0ZM2 178H3V177H2ZM5 178H6V177H5ZM5 178H3V179H5ZM12 178H13V177H12ZM12 178H11V179H12ZM29 178H30V176H29ZM52 178H54V177H52ZM52 178H51V179H52ZM60 178H61V177H60ZM72 178H73V175H72ZM97 178H98V177H96V179H97ZM102 178H103V177H102ZM158 178H159V177H158ZM188 178H190V177H188ZM202 178H203V177H202ZM202 178H201V179H202ZM7 179H8V178H7ZM18 179H19V178H18ZM25 179H26V178H25ZM34 179H33V180H34ZM39 179H41V178H39ZM44 179H48V178L46 177V178H44ZM70 179H71V178H70ZM76 179H77V178H76ZM91 179H92V177H91ZM91 179H90V182L92 181ZM104 179H105V178H104ZM167 179H168V178H167ZM178 179H179V178H178ZM181 179H182V178H181ZM22 180H23V179H22ZM59 180H60V179H59ZM62 180H63V179H61V181H62ZM97 180H98V179H97ZM100 180H101V179H100ZM121 180H122V179H121ZM123 180H124V179H123ZM128 180H129V179H128ZM191 180H192V179H191ZM214 180H215V179H214ZM216 180H217V178H216ZM2 181H3V180H2ZM14 181H15V180H14ZM36 181H37V180H36ZM39 181H40V180H39ZM55 181H56V180H55ZM64 181H65V180H64ZM79 181H80V180H79ZM85 181H86V180H85ZM118 181H119V180H117V182H118ZM166 181H167V180H166ZM183 181H185V182L188 184L187 179H186V180L183 179ZM196 181H198V179H197ZM207 181H208V180H207ZM231 181H232V179H231ZM6 182H7V180H6ZM8 182L11 183V181H8ZM20 182H21V181H20ZM37 182H38V181H37ZM75 182H76V181H75ZM111 182H112V181H111ZM135 182H136V181H135ZM162 182H163V181H162ZM167 182H168V181H167ZM212 182H213V181H212ZM13 183H14V182H13ZM49 183H50V182H49ZM52 183H53V182H52ZM57 183H59V181H58ZM57 183H56V184H57ZM65 183H66V182H65ZM93 183H94V182H93ZM113 183H114V182H113ZM121 183H122V182H121ZM173 183H174V182H173ZM191 183H193V181H192ZM2 184H4V183H2ZM7 184H8V183H7ZM7 184H6L5 186H7ZM14 184H15V183H14ZM18 184H19V182H18ZM22 184H23V183H22ZM26 184H27V183H26ZM81 184H82V183H81ZM84 184H85V183H84ZM101 184H102V183H101ZM145 184H146V183H145ZM156 184H157V183H156ZM160 184H161V183H160ZM187 184H185V185L187 186ZM199 184H200V183H199ZM214 184H215V183H214ZM214 184H213V186H214ZM20 185H21V183H20ZM39 185H40V184H39ZM47 185H48V184H47ZM47 185H46V186H47ZM86 185H87V184H86ZM86 185H85V186H86ZM105 185H106V184H105ZM112 185H113V184H112ZM112 185H111V186H112ZM122 185H123V184H122ZM131 185H132V184H131ZM151 185H152V184H151ZM164 185H165V184H164ZM170 185H171V182H170ZM176 185H177V184H176ZM178 185H179V183H178ZM180 185L182 186V184H180ZM218 185H219V184H218ZM5 186H4V187H5ZM34 186H35V185H34ZM65 186H66V185H65ZM69 186H70V185H69ZM91 186H92V185H91ZM93 186H94V185H93ZM102 186H103V185H102ZM107 186H108V184H107ZM107 186H106V188H107ZM113 186H114V185H113ZM127 186H128V185H127ZM161 186H162V185H161ZM171 186H172V185H171ZM173 186H174V185H173ZM173 186H172V187H173ZM186 186H185V187H186ZM189 186L191 187L192 185H189ZM210 186H211V185H210ZM22 187H23V185H22ZM31 187H32V186H31ZM53 187H54V186H53ZM60 187H61V186H60ZM80 187H82V186H80ZM133 187H134V185H133ZM190 187H187V189L190 188ZM193 187H195V186H193ZM208 187H209V186H208ZM228 187H229V185H228ZM15 188H16V186H15ZM19 188H20V187H19ZM69 188H70V187H69ZM74 188H75V187H74ZM89 188L91 189V187H89ZM110 188H111V187H110ZM118 188H119V187H118ZM120 188H122V187H120ZM134 188H135V187H134ZM137 188H138V187H137ZM176 188H177V187H176ZM181 188H182V187H181ZM212 188H213V187H212ZM6 189H7V188H6ZM9 189H10V188H9ZM56 189H59V187H57ZM56 189H55V190H56ZM66 189H67V188H66ZM70 189H71V188H70ZM82 189H83V188H82ZM102 189H103V188H102ZM104 189H105V188H104ZM131 189H132V188H131ZM21 190H22V188H21ZM42 190H43V189H42ZM60 190H61V189H60ZM60 190H59V191H60ZM76 190H77V189H76ZM106 190H107V189H106ZM151 190H152V189H151ZM154 190H155V189H154ZM172 190H173V189H172ZM174 190H176V189H174ZM174 190H173V191H174ZM183 190H184V188H183ZM183 190H182V191H183ZM215 190H216V189H215ZM56 191H57V190H56ZM62 191H63V190H62ZM66 191H67V190H66ZM86 191H89V189H87ZM148 191H149V190H148ZM168 191H169V190H168ZM192 191H193V189H192ZM229 191H230V190H229ZM10 192H11V191H10ZM35 192H36V190H35ZM46 192H47V189H46ZM102 192H103V191H102ZM104 192H105V191H104ZM123 192L125 193L124 190H123ZM126 192H127V191H126ZM129 192H130V191H129ZM162 192H163V191H162ZM174 192H176V191H174ZM174 192H173V193H174ZM179 192H180V191H179ZM186 192H187V191H186ZM189 192H190V191H189ZM217 192H218V191H217ZM222 192H223V191H222ZM39 193H40V192H39ZM50 193H51V192H50ZM57 193H58V192H57ZM61 193H62V192H61ZM87 193L89 194V192H87ZM90 193H91V191H90ZM121 193H122V192H121ZM127 193H128V192H127ZM127 193H126V194H127ZM130 193H131V192H130ZM169 193H170V192H169ZM182 193L184 194L185 192L183 191ZM3 194H4V193H3ZM18 194H19V193H17V195H18ZM25 194H26V192H25ZM72 194H75V193H72ZM85 194H86V193H85ZM126 194H125V195H126ZM136 194H137V193H136ZM234 194H235V193H234ZM241 194H242V193H241ZM8 195H10V194H8ZM20 195L22 196V194H20ZM30 195H31V194H30ZM37 195H38V194H37ZM41 195H42V192H41ZM48 195H49V194H48ZM51 195H52V194H51ZM66 195H67V194H66ZM66 195H64V196H66ZM89 195H90V194H89ZM95 195H96V194H95ZM155 195H156V194H155ZM179 195H180V194H179ZM226 195H227V194H226ZM15 196H16V195H15ZM39 196H40V195H39ZM75 196H76V195H75ZM164 196H165V195H164ZM167 196H168V195H166V197H167ZM175 196H176V195H175ZM207 196H208V195H207ZM58 197H59V196H58ZM60 197H61V196H60ZM71 197H72V196H71ZM81 197H82V195H81ZM103 197H104V195H103ZM107 197H108V196H107ZM107 197H106V199H107ZM130 197H131V196H130ZM139 197H140V196H139ZM141 197H142V196H141ZM205 197H206V196H205ZM222 197H225V196L223 195ZM222 197H221V198H222ZM226 197H227V196H226ZM236 197H237V196H236ZM10 198H11V197H10ZM13 198L15 199V197H13ZM51 198H53V197H51ZM76 198H78V197H76ZM85 198H86V197H85ZM85 198H84V199H85ZM97 198H98V197H97ZM128 198H129V197H128ZM128 198H127V199H128ZM168 198H170V195H169ZM173 198H174V197H173ZM176 198L178 199L179 197H176ZM21 199H22V197H21ZM57 199H58V198H57ZM99 199H100V198H99ZM131 199H132V198H131ZM156 199H157V198H156ZM166 199H167V198H166ZM174 199H175V198H174ZM17 200H18V198H17ZM19 200H20V199H19ZM22 200H23V199H22ZM69 200H70V199H69ZM79 200H80V199H79ZM88 200H89V199H88ZM146 200H147V199H146ZM151 200H153V199H151ZM168 200H170V199H168ZM172 200H173V199H172ZM181 200H182V199H181ZM185 200H186V199H185ZM185 200L183 199V201H185ZM194 200H195V197H194ZM210 200H211V199H210ZM213 200H214V199H213ZM232 200H233V199H232ZM5 201H6V200H5ZM9 201H10V200H9ZM26 201H27V200H26ZM31 201H32V200H31ZM41 201H42V200H41ZM52 201H53V200H52ZM59 201H60V200H59ZM70 201L72 202V200H70ZM81 201H82V200H81ZM104 201H105V200H104ZM118 201H119V199H118ZM175 201H177V200H175ZM183 201H182V203H183ZM190 201H191V198H190ZM197 201H198V200H197ZM219 201H220V200H219ZM12 202H13V201H12ZM24 202H25V201H24ZM71 202H69V203H70V206H71ZM86 202H87V201H86ZM91 202H93V201H91ZM94 202H95V201H94ZM136 202H137V201H136ZM155 202H156V201H155ZM163 202H164V201H163ZM167 202H168V201H167ZM173 202H174V201H173ZM179 202H180V201H179ZM179 202H177V204H178ZM207 202H208V201H207ZM207 202H206V203H207ZM216 202H217V201H216ZM221 202H222V201H221ZM223 202H225V201H223ZM39 203H40V202H39ZM47 203H48V202H47ZM50 203H51V201H50ZM59 203H60V202H59ZM75 203H76V201H75ZM100 203H101V202H100ZM106 203H107V202H106ZM125 203H126V202H125ZM156 203H157V202H156ZM164 203H165V202H164ZM185 203H186V202H185ZM197 203H199V202H197ZM219 203H220V202H219ZM18 204H19V203H17V205H18ZM31 204H32V202H31ZM107 204H108V203H107ZM111 204H113V203H111ZM172 204H173V203H172ZM183 204H184V203H183ZM207 204H208V203H207ZM207 204H206V205H207ZM217 204H218V203H217ZM10 205H11V204H10ZM38 205H39V204H38ZM58 205H59V204H58ZM72 205H73V204H72ZM119 205H120V204H119ZM154 205H155V204H154ZM179 205L181 206V204H178V207H180ZM193 205H194V203H193ZM209 205H210V204H209ZM0 206H1V205H0ZM2 206H3V205H2ZM19 206H20V205H19ZM19 206H18V207H19ZM21 206H22V205H21ZM32 206H33V205H32ZM44 206H45V205H44ZM49 206H50V204H49ZM52 206H53V205H52ZM56 206H57V205H56ZM56 206H55V207H56ZM78 206H79V205H78ZM92 206H94V205H92ZM174 206H175V203H174ZM185 206H186V204H185ZM6 207H7V206H6ZM6 207H4V209H5ZM62 207H63V206H62ZM81 207H82V206H81ZM87 207H88V206H87ZM87 207H86V208H87ZM121 207H122V206H121ZM132 207H133V206H132ZM139 207H140V206H139ZM166 207H168L167 204H166ZM170 207H171V206H170ZM183 207H184V205H183ZM228 207H229V206H228ZM19 208H20V207H19ZM25 208H26V207H25ZM30 208H31V207H30ZM44 208H45V207H44ZM88 208H89V207H88ZM88 208H87V209H88ZM94 208H95V207H94ZM106 208H107V207H106ZM122 208H123V207H122ZM146 208H147V207H146ZM185 208H186V210H188L187 207H185ZM196 208H197V207H196ZM237 208H238V207H237ZM4 209H3V210H4ZM50 209L53 210V208H51V207H50ZM54 209H55V208H54ZM62 209H63V208H62ZM74 209H75V208H74ZM87 209H86V210H87ZM96 209H97V208H96ZM102 209H103V208H102ZM128 209H129V208H128ZM137 209H138V208H137ZM141 209H143V208H141ZM168 209H169V208H168ZM8 210H9V209H8ZM68 210H69V209H68ZM92 210H93V209H92ZM112 210H113V208H112ZM124 210H126V209H123V211H124ZM165 210H166V209H165ZM174 210H175V209H174ZM194 210H195V209H194ZM228 210H229V208H228ZM21 211H22V209H21ZM26 211H27V210H26ZM40 211H41V210H40ZM90 211H91V210H90ZM96 211H97V210H96ZM96 211H95V212H96ZM114 211H115V210H114ZM114 211H113V212H114ZM127 211H128V210H127ZM158 211H159V210H158ZM178 211H179V210H177V212H178ZM181 211H183L182 208H181ZM181 211H179V212H181ZM192 211H193V210H192ZM235 211H236V210H235ZM6 212H7V211H6ZM22 212H23V211H22ZM22 212H21V213H22ZM29 212H30V211H29ZM38 212H39V211H38ZM64 212H65V210H64ZM87 212H88V211H87ZM91 212H92V211H91ZM133 212H134V211H133ZM151 212H153V211H151ZM184 212H185V211H184ZM188 212H189V211H188ZM237 212H238V211H237ZM26 213H27V212H26ZM34 213H35V212H34ZM49 213H50V212H49ZM75 213H77V211H76ZM83 213H84V212H83ZM83 213H82V214H83ZM85 213H86V211H85ZM130 213H131V212H130ZM135 213H136V212H135ZM156 213H157V212H156ZM168 213H169V212H168ZM170 213H172V212L170 211ZM190 213H191V212H190ZM233 213H234V211H233ZM17 214H18V213H17ZM68 214H69V213H68ZM68 214H67V215H68ZM93 214H94V213H93ZM93 214H92V215H93ZM106 214H107V213H106ZM108 214H109V213H108ZM108 214H107V215H108ZM122 214H123V213H122ZM126 214H127V213H126ZM153 214H154V213H153ZM159 214L161 215L160 212H159ZM165 214H167V213L165 212ZM174 214H175V213H174ZM187 214H188V213H187ZM21 215H22V214H21ZM21 215H19L18 218H19ZM23 215L26 216V214H23ZM55 215H56V214H55ZM84 215H85V214H84ZM87 215H88V214H87ZM124 215H125V214H124ZM127 215H128V214H127ZM127 215H126V216H127ZM137 215H138V214H137ZM176 215H177V214H176ZM176 215H175V216H176ZM181 215H183V214H180V216H181ZM2 216H3V215H2ZM6 216L8 217L9 214L6 215ZM42 216H43V219H44L45 214L42 215ZM46 216H47V215H46ZM79 216H80V215H79ZM81 216H82V215H81ZM100 216H101V215H100ZM119 216H120V215H119ZM132 216H133V215H132ZM155 216H156V215H155ZM172 216H173V214H172ZM178 216H179V215H178ZM190 216H191V215H190ZM196 216H197V215H196ZM7 217H6V218H7ZM9 217H10V216H9ZM22 217H23V216H22ZM30 217H31V216H30ZM39 217H40V216H39ZM50 217H51V216H50ZM53 217H54V216H53ZM53 217H52V219H54ZM61 217H62V216H61ZM89 217H90V216H89ZM97 217L99 218V216H97ZM102 217H103V216H102ZM107 217H109V215H108ZM124 217H125V216H124ZM129 217H130V216H129ZM151 217H152V216H151ZM168 217H169V216H168ZM181 217H182V216H181ZM183 217H185V216H183ZM183 217H182V218H183ZM16 218H17V217H16ZM62 218H63V217H62ZM66 218H67V217H66ZM71 218H72V216H71ZM81 218H82V217H81ZM84 218H85V217H84ZM86 218H87V217H86ZM86 218H85V220H86ZM139 218H140V217H139ZM159 218H160V217H159ZM177 218H178V217H177ZM193 218H194V217H193ZM199 218H200V217H199ZM8 219H9V218H8ZM19 219H20V218H19ZM22 219L24 220V218H22ZM26 219H27V218H26ZM29 219H30V218H29ZM31 219H32V218H31ZM41 219H42V218H41ZM46 219H47V218H46ZM49 219H50V218H49ZM59 219H60V218H59ZM63 219H64V218H63ZM87 219H88V218H87ZM99 219H101V218H99ZM109 219H110V218H109ZM112 219L114 220V218H112ZM129 219H131V218H129ZM154 219H155V218H154ZM5 220H6V219H5ZM13 220H14V219H13ZM16 220H17V219H16ZM20 220H21V219H20ZM57 220H58V219H57ZM81 220H82V219H81ZM93 220H94V219H93ZM95 220H96V219H95ZM97 220H98V219H97ZM97 220H96V221H97ZM103 220H104V222H105V219H103ZM107 220H108V218H107ZM113 220H108V221H109V222H110V221L112 222ZM131 220H132V219H131ZM159 220H160V219H159ZM159 220H158V221H159ZM178 220H179V218H178ZM193 220H194V219H193ZM8 221H9V220H6V222H8ZM21 221H22V220H21ZM24 221H25V220H24ZM35 221H36V219H35ZM42 221H44V220H42ZM46 221H47V220H46ZM79 221H80V220H79ZM125 221H126V220H125ZM163 221H164V220H163ZM170 221H171V220H170ZM179 221H180V220H179ZM185 221H186V220H185ZM188 221H189V220H188ZM202 221H203V220H202ZM3 222H4V221H3ZM16 222H17V221H16ZM44 222H45V221H44ZM49 222H50V221H49ZM69 222H70V221H69ZM82 222H83V220H82ZM106 222H107V221H106ZM118 222H119V221H118ZM121 222H122V221H121ZM135 222H136V221H135ZM182 222H183V220H182ZM195 222H196V221H195ZM11 223H12V222H11ZM11 223H10V224H11ZM18 223H19V222H18ZM35 223H36V222H35ZM63 223H64V222H63ZM84 223H85V222H84ZM96 223H100V222H96ZM147 223H148V222H147ZM153 223H154V222H153ZM169 223H170V222H169ZM180 223H181V222H180ZM2 224H3V223H2ZM4 224H5V223H4ZM16 224H17V223H16ZM25 224H27V223H25ZM49 224H50V223H49ZM53 224H54V223H53ZM53 224H52V225H53ZM56 224H58V223L56 222ZM71 224H72V223H71ZM81 224H82V223H81ZM101 224H102V222H101ZM107 224H108V222H107ZM112 224H113V222H112ZM112 224H111V225H112ZM124 224H125V223H124ZM155 224H156V226H157L158 223H155ZM155 224H154V225H155ZM159 224H161V223H159ZM177 224H178V223H177ZM201 224H202V223H201ZM6 225H7V223L5 224V226H6ZM14 225H15V224H14ZM14 225H12V226H14ZM36 225H37V224H36ZM38 225H40V224H38ZM76 225H77V224H76ZM98 225H99V224H98ZM122 225H123V224H122ZM128 225H130V224H128ZM137 225H138V224H137ZM147 225H148V224H147ZM147 225H146V226H147ZM172 225H173V224H172ZM187 225H188V224H187ZM194 225H195V224H194ZM202 225H203V224H202ZM8 226H9V224H8ZM16 226L18 227L19 225H16ZM22 226H23V224H22ZM27 226H29V225H27ZM59 226H60V225H59ZM61 226H62V224H61ZM63 226H64V225H63ZM67 226H68V225H67ZM72 226H73V225H72ZM78 226H79V225H78ZM105 226H106V225H105ZM123 226H124V225H123ZM132 226H133V228H134V223H133ZM142 226H143V225H142ZM164 226H165V225H164ZM177 226H178L177 228H179V225H177ZM181 226H182V225H181ZM181 226H180V227H181ZM217 226H218V225H217ZM2 227H3V226H2ZM14 227H15V226H14ZM24 227H25V226H23V229H24ZM33 227H34V226H33ZM44 227H45V226H44ZM47 227H48V226H47ZM49 227H50V225H49ZM101 227H102V226H101ZM110 227H111V226H110ZM114 227H115V225H114ZM139 227H140V225H139ZM148 227H149V226H148ZM157 227H158V226H157ZM160 227H161V226H160ZM170 227H171V226H170ZM170 227H169V228H170ZM5 228H6V227H4V230H5ZM21 228H22V227H21ZM21 228H20V229H21ZM29 228H32V227H29ZM94 228H95V227H94ZM122 228H123V227H122ZM151 228H152V227H151ZM172 228H173V227H172ZM181 228H182V227H181ZM14 229H15V228H14ZM14 229H12V231H13ZM17 229L19 230V228H17ZM37 229H39V228H37ZM61 229H62V228H61ZM95 229H96V228H95ZM103 229H104V226H103ZM112 229H113V228H112ZM112 229H111V231H112ZM120 229H121V228H120ZM127 229H128V227H127ZM147 229H148V228H147ZM159 229H160V228H159ZM173 229H174V228H173ZM195 229H196V228H195ZM197 229H198V228H197ZM197 229H196V230H197ZM7 230H8V229H7ZM15 230H16V229H15ZM25 230H26V229H25ZM27 230H28V229H27ZM43 230H44V229H43ZM63 230H64V228H63ZM66 230H68V229L66 228ZM92 230H93V229H92ZM104 230H105V229H104ZM106 230H107V229H106ZM108 230H109V228H108ZM114 230H115V229H114ZM117 230H118V229H117ZM123 230H124V229H123ZM166 230H167V226H166ZM179 230H180V229H179ZM192 230H193V229H192ZM199 230H200V229H199ZM207 230H208V229H207ZM21 231H22V229H21ZM21 231H20L19 233H21ZM64 231H65V230H64ZM75 231H76V230H75ZM96 231H97V230H96ZM109 231H110V230H109ZM109 231H108V232H109ZM149 231H150V230H149ZM160 231H162V230L160 229ZM167 231H168V230H167ZM175 231H176V230H175ZM8 232L11 233V231H8ZM15 232H16V231H15ZM17 232H18V231H17ZM22 232H23V231H22ZM25 232H26V231H25ZM31 232H32V230H31ZM31 232H30V233H31ZM38 232H40V231H38ZM41 232H42V231H41ZM43 232H44V231H43ZM47 232H48V231H47ZM97 232H98V231H97ZM125 232H126V231H125ZM127 232H128V231H127ZM127 232H126V233H127ZM131 232H132V231H131ZM150 232H152V231H150ZM3 233H4V232H3ZM13 233H14V232H13ZM19 233H18V234H19ZM33 233H34V232H33ZM60 233H61V232H60ZM62 233H63V232H62ZM78 233H79V232H78ZM83 233H84V232H83ZM98 233H99V232H98ZM106 233H107V232H106ZM114 233H115V232H114ZM120 233H122V230H121ZM120 233H119V234H120ZM123 233H124V232H123ZM123 233H122V235H123ZM145 233H146V232H145ZM152 233H153V232H152ZM4 234H5V233H4ZM6 234H7V233H6ZM15 234H16V233H15ZM18 234H17V236H18ZM27 234H28V233H27ZM46 234H47V233H46ZM51 234H52V233H51ZM66 234H67V233H66V231H65V235H66ZM71 234H72V233H71ZM95 234H96V232H95ZM95 234H94V236H95V239H96V235H95ZM101 234H102V235H101ZM101 234H100V235L103 236V233H101ZM104 234H105V232H104ZM140 234H141V233H140ZM167 234H169V232H168ZM171 234H172V233H171ZM192 234H193V233H192ZM7 235H8V234H7ZM30 235H31V234H30ZM91 235H92V233H91ZM91 235H90V236H91ZM113 235H114V234H113ZM132 235H134V234L132 233ZM137 235H138V234H137ZM137 235H135V236H137ZM145 235H146V234H145ZM145 235H143V236H145ZM155 235H156V231H155L154 236H155ZM159 235H160V234H159ZM183 235H184V234H183ZM207 235H208V234H207ZM2 236H3V235H2ZM8 236H10V235H8ZM34 236H36V235H34ZM54 236H55V235H54ZM58 236H59V235H58ZM62 236H63V235H62ZM92 236H93V235H92ZM125 236H126V235H125ZM130 236H131V235H130ZM152 236H153V234H152ZM160 236L162 237V235H160ZM163 236H164V235H163ZM201 236H202V234H201ZM14 237H15V236H14ZM31 237H32V236H31ZM43 237H44V236H43ZM43 237H42V239H43ZM60 237H61V236H60ZM66 237H67V236H66ZM85 237H86V236H85ZM116 237H117V236H116ZM118 237H119V236H118ZM126 237H127V236H126ZM137 237H138V236H137ZM145 237L147 238V236H145ZM172 237H174V236H172ZM178 237H179V236H178ZM199 237H200V236H199ZM199 237H198V238H199ZM0 238H1V237H0ZM64 238H65V236H64ZM102 238H103V237H102ZM106 238H107V237H106ZM108 238H109V237H108ZM108 238H107V239H108ZM121 238H122V237H121ZM133 238H134V237H133ZM139 238H140V236H139ZM148 238H149V237H148ZM148 238H147V240H148ZM150 238H151V236H150ZM196 238H197V236H196ZM10 239H11V238H10ZM13 239H14V238H13ZM15 239H16V238H15ZM18 239L20 240V237H18ZM22 239H23V238H22ZM22 239H21V240H22ZM40 239H41V238H39V240H40ZM65 239H67V238H65ZM70 239H71V238H70ZM84 239H85V238H84ZM86 239H87V238H86ZM88 239H90V237H89ZM111 239H112V238H111ZM123 239L125 240V237H124ZM128 239H129V238H128ZM134 239H136V238H134ZM140 239H142V238H140ZM143 239H144V237H143ZM156 239H157V237H156ZM163 239H164V238H163ZM187 239H188V238H187ZM29 240H30V239H29ZM59 240H60V239H59ZM101 240H102V239H101ZM105 240H106V239H105ZM115 240H118V239H115ZM144 240H145V239H144ZM144 240H143V242H144V246H146V243H147V242L145 243ZM150 240H151V239H150ZM177 240H178V239H177ZM191 240H192V239H191ZM2 241H5V240H2ZM8 241H9V240H8ZM22 241H23V240H22ZM22 241H20V242H22ZM37 241H38V240H37ZM41 241H42V240H41ZM47 241H48V240H47ZM51 241H52V240H51ZM66 241H67V240H66ZM86 241H87V240H86ZM106 241H107V240H106ZM106 241H105V242H106ZM109 241H110V240H109ZM112 241H113V240H112ZM126 241H127V239H126ZM128 241H130V240H128ZM166 241H168V240H165V242H166ZM169 241H170V239H169ZM182 241H184V240H182ZM192 241H194V240H192ZM198 241H199V240H198ZM0 242H1V241H0ZM9 242H10V241H9ZM12 242H13V240H12ZM12 242H10V243H12ZM16 242H17V239H16ZM30 242H31V241H30ZM39 242H40V241H39ZM93 242H94V240H93ZM107 242H108V241H107ZM118 242H119V241H118ZM122 242H123V241H122ZM133 242H134V241H133ZM135 242H136V241H135ZM162 242H163V241H162ZM170 242H171V241H170ZM172 242H173V241H172ZM177 242H178V241H177ZM177 242H176V244H177ZM187 242H188V241H187ZM196 242H197V241H196ZM204 242H205V241H204ZM22 243H23V242H22ZM40 243H41V242H40ZM73 243H74V242H73ZM76 243H77V242H75L73 245H75ZM78 243H79V242H78ZM98 243H99V241H98ZM154 243L157 244V242H155V241H154ZM158 243H160V242H158ZM180 243H181V242H180ZM183 243H184V242H183ZM194 243H195V242H194ZM217 243H218V242H217ZM1 244H2V243H1ZM41 244H42V243H41ZM51 244H52V243H51ZM63 244H64V243H63ZM91 244H92V243H91ZM124 244H125V243H124ZM164 244H165V243H164ZM164 244H163V245H164ZM168 244H169V243H168ZM173 244H174V242H173ZM189 244H191V243H189ZM199 244H200V243H199ZM202 244H203V243H202ZM221 244H222V243H221ZM7 245H8V244H7ZM12 245H13V244H12ZM19 245H20V243L18 244V246H19ZM22 245H23V244H22ZM25 245H26V244H25ZM43 245H44V241H43ZM43 245H42V246H43ZM52 245H53V244H52ZM79 245H80V244H79ZM86 245H87V244H86ZM96 245H97V243H96ZM101 245H103V244L101 243ZM101 245H100V246H101ZM104 245H105V244H104ZM106 245H107V244H106ZM136 245H137V244H136ZM142 245H143V244H142ZM147 245H148V244H147ZM158 245H159V244H158ZM158 245H157V246H158ZM204 245H205V244H204ZM76 246H77V244H76ZM88 246H89V245H88ZM88 246H87V247H88ZM120 246H121V245H120ZM130 246H131V245H130ZM164 246H165V245H164ZM164 246H163V247H164ZM192 246H193V245H192ZM194 246H195V244H194ZM196 246H197V245H196ZM196 246H195V247H196ZM201 246H202V245H201ZM3 247H4V246H3ZM6 247H8V246H6ZM12 247H13V246H12ZM15 247H16V246H15ZM23 247H24V246H23ZM27 247H28V246H27ZM45 247H46V246H45ZM63 247H64V246H63ZM74 247H75V246H74ZM79 247H80V246H79ZM110 247H111V246H110ZM166 247H167V246H166ZM172 247H173V246H172ZM174 247H175V246H174ZM195 247H194V248H195ZM207 247H208V246H207ZM8 248H9V247H8ZM17 248H18V247H17ZM17 248H16V249H17ZM50 248H51V246H50ZM72 248H73V247H72ZM76 248H77V247H76ZM82 248H83V247H82ZM82 248H81V249H82ZM88 248H89V247H88ZM96 248H97V247H96ZM116 248H117V247H116ZM122 248H124V247L122 246ZM126 248H127V247H126ZM138 248H139V247H138ZM142 248H143V247H142ZM146 248H147V247H145V249H146ZM152 248H153V247H152ZM161 248H162V247H161ZM188 248H189V247H188ZM192 248H193V247H192ZM198 248H199V247H198ZM14 249H15V248H14ZM18 249H19V248H18ZM21 249H22V248H21ZM25 249H26V247H25ZM28 249H29V248H28ZM77 249H78V248H77ZM107 249H108V248H107ZM113 249H114V248H113ZM117 249H118V248H117ZM140 249H141V248H140ZM169 249H170V245H169ZM173 249H174V248H173ZM180 249H181V248H180ZM182 249H183V248H182ZM196 249H197V247H196ZM2 250H4V249H2ZM19 250H20V249H19ZM19 250H18V251H19ZM23 250H24V249H22V251H23ZM53 250H54V249H53ZM63 250H64V249H63ZM75 250H76V249H75ZM95 250H96V249H95ZM97 250H98V249H97ZM97 250H96V251H97ZM99 250L102 251V249H99ZM114 250H115V249H114ZM158 250H159V249H158ZM161 250H162V249H161ZM176 250H177V249H175V251H176ZM200 250H201V249H200ZM204 250H206V249H204ZM4 251H5V250H4ZM9 251H10V250H9ZM11 251H12V250H11ZM11 251H10V252H11ZM25 251H26V250H25ZM58 251H60L59 248H58ZM72 251H73V249H72ZM83 251H84V250H83ZM105 251H106V248H105ZM109 251H110V249H109ZM119 251H120V250H119ZM127 251H128V248H127ZM134 251H135V250H134ZM153 251H154V250H153ZM163 251H164V250H163ZM167 251H168V250H167ZM180 251H181V250H180ZM186 251H188V250H186ZM191 251H193V250H191ZM49 252H50V250H49ZM51 252H52V251H51ZM51 252H50V253H51ZM56 252H57V251H56ZM56 252H55V253H56ZM76 252H77V251H76ZM89 252H90V251H89ZM94 252H95V251H94ZM120 252H125V251H122V250H121ZM143 252H144V251H143ZM145 252H146V251H145ZM148 252H149V251H148ZM154 252H155V251H154ZM154 252H153V253H154ZM176 252H177V251H176ZM183 252H184V251H183ZM188 252H189V251H188ZM214 252H215V251H214ZM2 253H3V252H2ZM12 253H13V252H12ZM18 253L20 254V251H19ZM18 253H17V256H18ZM57 253H59V252H57ZM62 253H63V252H62ZM71 253H72V252H70L69 255H70ZM83 253H84V252H83ZM101 253H102V252H101ZM107 253H108V252H107ZM111 253H113V252H111ZM111 253H110V254H111ZM114 253H116V252H114ZM117 253H118V252H117ZM130 253H132V252L130 251ZM163 253H164V252H163ZM171 253H172V252H171ZM180 253H181V252H180ZM193 253H194V252H193ZM200 253H201V252H200ZM206 253H207V252H206ZM4 254H5V253H4ZM7 254H8V253H7ZM9 254H10V253H9ZM14 254H16V253H14ZM22 254H23V253H22ZM53 254H54V253H53ZM53 254H52V255H53ZM78 254H81V252H79ZM87 254H88V253H87ZM87 254H86V255H87ZM90 254H91V252H90ZM92 254H93V253H92ZM95 254H96V253H95ZM99 254H100V253H99ZM103 254H104V252H103ZM103 254H102V255H103ZM118 254H120V253H118ZM125 254L127 255L128 253L125 252ZM133 254H134V252H133ZM142 254H144V253H142ZM142 254H141V255H142ZM174 254H175V253H174ZM218 254H219V253H218ZM5 255H6V254H5ZM10 255H11V254H10ZM24 255H25V254H24ZM24 255H23V256H24ZM28 255H30V254H28ZM56 255H57V254H56ZM71 255L73 256L74 254H71ZM75 255L77 256V253H76ZM75 255H74V256H75ZM88 255H89V254H88ZM102 255H100V257H101ZM104 255H105V254H104ZM106 255H107V254H106ZM129 255H130V254H129ZM134 255H136V254H134ZM146 255H148V254H146ZM178 255H179V254H178ZM187 255L189 256L188 253H187ZM7 256H8V255H7ZM11 256H12V255H11ZM13 256H14V255H13ZM17 256H16V257H17ZM20 256H22V255H20ZM62 256H63V255H62ZM79 256H80V255H79ZM89 256H90V255H89ZM92 256H94V254H93ZM110 256H112V255H110ZM119 256H120V255H119ZM144 256H145V255H144ZM144 256H143V257H144ZM148 256H149V255H148ZM155 256H156V255H155ZM157 256H158V255H157ZM160 256H161V255H159V257H160ZM164 256H166V255H164ZM167 256H168V255H167ZM167 256H166V258H167ZM173 256H174V255H173ZM188 256H187V257H188ZM4 257H5V256L3 255V258H4ZM9 257H10V256H9ZM9 257H7V258L10 259ZM16 257H15V258H16ZM26 257H27V255H26ZM26 257H25V259H26ZM31 257H32V256H31ZM35 257H36V256H35ZM41 257H42V256H41ZM50 257H51V256H50ZM54 257H55V260H57V259H56L57 256H54ZM59 257H60V256H59ZM96 257H97V256H96ZM102 257H103V256H102ZM122 257H123V255H122ZM136 257H138V256H136ZM145 257H146V259H147V256H145ZM153 257H154V256H153ZM184 257H185V256H184ZM194 257H195V255H194ZM200 257H201V256H200ZM203 257H204V256H203ZM5 258H6V257H5ZM15 258L13 257L14 261H16ZM27 258H28V257H27ZM45 258H46V257H45ZM63 258H64V257H63ZM77 258H78V257H77ZM83 258H84V257H83ZM104 258H105V256H104ZM104 258H103V259H104ZM107 258H108V255H107ZM115 258H116V256H115ZM118 258H119V257H118ZM118 258H117V259H118ZM120 258H121V257H120ZM129 258H130V257H129ZM148 258H149V257H148ZM164 258H165V257H164ZM169 258H170V257H169ZM172 258H174V257H172ZM178 258H179V257H178ZM205 258H207V256H205ZM208 258H209V257H208ZM0 259H1V258H0ZM8 259H6V260H8ZM29 259H31V258H29ZM35 259H36V258H35ZM58 259H59V258H58ZM68 259H69V257H68ZM97 259H98V258H97ZM121 259H122V258H121ZM150 259H151V257H150ZM153 259H155V257H154ZM153 259H152V260H153ZM156 259H158V257H156ZM159 259H160V258H159ZM194 259H195V258H194ZM197 259H198V258H197ZM6 260H5V262H7ZM17 260H19V259H17ZM21 260H22V259H21ZM21 260H20V261H21ZM31 260H32V259H31ZM61 260H62V257H61ZM61 260H60V264H61V262H62ZM77 260H79V259H77ZM80 260L82 261V258H81ZM92 260H93V259H92ZM95 260H96V259H95ZM108 260H109V259H108ZM113 260H114V259H113ZM113 260H112V261H113ZM127 260H128V259H127ZM132 260H133V259H132ZM132 260H131V261H132ZM134 260H135V259H134ZM144 260H145V259H144ZM176 260H177V259H176ZM176 260H175V261H176ZM183 260H184V259H183ZM213 260H214V259H213ZM1 261H2V259H1ZM3 261H4V260H3ZM3 261H2V262H3ZM28 261H29V260H28ZM33 261H34V259H33ZM40 261H41V260H40ZM42 261H43V260H42ZM51 261H52V260H51ZM53 261H54V260H53ZM53 261H52V262H53ZM66 261H67V260H66ZM66 261H65V262H66ZM88 261H89V260H88ZM96 261H97V260H96ZM99 261H100V260H99ZM99 261H98V262H99ZM103 261H104V260H103ZM103 261H102V263H103ZM116 261H117V260H116ZM137 261H138V260H137ZM137 261H135V262H137ZM140 261H141V260H140ZM162 261H163V262H166V261H168V260L164 261V259H163ZM172 261H173V260H172ZM180 261H182V260H179V262H180ZM195 261H196V260H195ZM198 261H199V260H198ZM22 262H24V260H23ZM26 262H27V261H26ZM48 262H49V261H48ZM54 262H55V261H54ZM56 262H57V261H56ZM58 262H59V260H58ZM85 262H87V260H86ZM113 262H114V261H113ZM142 262H143V261H142ZM145 262H146V263H149L150 261H149V262L145 261ZM145 262H144V264H146ZM154 262H157V261H154ZM176 262H177V261H176ZM206 262H207V261H206ZM63 263H64V261H63ZM77 263H78V261H77ZM79 263H80V262H79ZM87 263H88V262H87ZM89 263H90V262H89ZM89 263H88V264H89ZM93 263H94V262H93ZM96 263H97V262H96ZM105 263H106V261H105ZM108 263H109V261H108ZM117 263H118V262H117ZM124 263H125V262H124ZM127 263H129V262H127ZM151 263H152V262H151ZM151 263H150V264H151ZM160 263H161V262H160ZM177 263H178V262H177ZM190 263H191V262H190ZM210 263H211V262H210ZM3 264H4V262H3ZM8 264H10V262H9ZM12 264H13V263H12ZM14 264H15V262H14ZM26 264H27V263H26ZM29 264H30V263H29ZM31 264H32V262H31ZM33 264H35V263H33ZM37 264H38V262H37ZM55 264H58V263H55ZM68 264H69V263H68ZM103 264H104V263H103ZM110 264H111V262H110ZM122 264H123V262H122ZM135 264H136V263H135ZM137 264H140V263L137 262ZM155 264H156V263H155ZM157 264H158V263H157ZM163 264H166V263H163ZM167 264H168V262H167ZM182 264H183V262H182ZM185 264H186V263H185ZM201 264H202V263H201ZM206 264H207V263H206Z\"/></svg>", "mask_w": 264, "mask_h": 264}]
</instances>
